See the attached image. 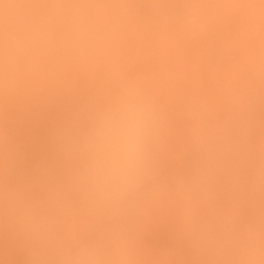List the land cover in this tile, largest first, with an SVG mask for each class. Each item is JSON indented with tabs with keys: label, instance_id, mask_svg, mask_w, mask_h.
Returning <instances> with one entry per match:
<instances>
[{
	"label": "rangeland",
	"instance_id": "374dc122",
	"mask_svg": "<svg viewBox=\"0 0 264 264\" xmlns=\"http://www.w3.org/2000/svg\"><path fill=\"white\" fill-rule=\"evenodd\" d=\"M1 1H3L4 2V0H0V5L1 6H5V7H8V9L6 10L7 12H9V4L10 3H7V1L5 0V2L4 3H6V4H4L3 2H1ZM16 1V0H15ZM21 1V0H20ZM174 1V0H173ZM178 1V0H177ZM181 1V0H180ZM203 1H206V2H204V3H202L201 1V3L198 5V7H195V8H193V10L195 11V12H198V14H199V12H200V14L199 15H201V14H206V11L207 10H205V9H207L206 8V6H204V5H207L208 3H209V1L210 0H203ZM222 0H220V2H221ZM232 1H233V4L232 5H234V7L230 4V3H232ZM229 4L227 3V6L228 5H231V6H229V8L226 6L225 8L226 9H223V12L222 13H220L221 14V17L223 16V22L222 23H225V19L227 18V20H228V22H227V24H229L230 22H229V20L231 21V23H230V26H231V24H232V21H236L235 19H241V17L243 18V17H245L248 21L250 20V22H247V20L246 21H244V18L243 19H241V20H238L239 22L240 21H242L240 24H241V26H242V28H244V29H246V30H248V31H253V30H255V29H257V28H262V30H264V26L262 27V25H264V17L262 18V17H260L259 15H262V16H264L263 14H261V10H262V13H264L263 11V9H264V0H258V3H253V0H251V1H249V0H242V1H240V0H232ZM234 1L235 2H237V5H236V3L234 4ZM244 1V3H242ZM246 1V2H245ZM248 1V2H247ZM256 1V0H255ZM263 3V4H261V2ZM8 2H12V0H8ZM18 2V1H17ZM24 2V1H23ZM182 2V1H181ZM181 2L179 3V5H184V4H186L188 1L186 0L185 2L183 1L182 2V4H181ZM216 1L215 0H211L210 1V3L209 4H212V3H215ZM220 2H218V3H220ZM240 2V3H239ZM13 3V2H12ZM217 3V2H216ZM242 3V4H241ZM260 3V4H259ZM14 4V3H13ZM17 4V3H16ZM20 4V6H22V7H24L23 6V4H22V2H20L19 3ZM24 4H28L29 5V3H28V1L26 2V0H25V3ZM245 8V9H243V7L241 6V5ZM244 4V5H243ZM246 4H247V6L248 7H246ZM254 4V5H253ZM258 5V7H257V5ZM12 5V4H11ZM10 5V6H11ZM239 5V6H238ZM251 5H253L254 7L252 8L253 9V11L251 12ZM14 6V5H13ZM12 6V7H13ZM16 6H18L19 7V5H15L14 7V9H10V10H12L11 11V14L13 13V10H15V12L17 11L16 9H18V8H16ZM236 6H237V8H236ZM27 7V6H26ZM26 7L25 8H23L25 11L26 10H28V12L26 11V12H24V13H26V14H29V13H31L32 15L33 14H35L36 15V13L38 12V11H40L39 9H38V11H36L37 10V8H36V10H33V13L32 12H29V10L31 9H33V8H30L31 6H29L27 9H26ZM202 7H205V9H202ZM207 7H208V5H207ZM242 7V10L240 9V8ZM255 7L257 8V9H255ZM261 7H263V9L261 8ZM20 8V7H19ZM30 8V9H29ZM209 8H212L211 6L209 7ZM209 8H208V10H209ZM228 8V9H227ZM231 8H233V9H231ZM258 8H260V9H258ZM1 9V8H0ZM3 9V8H2ZM1 9V10H2ZM20 9H22V8H20ZM34 9H35V7H34ZM229 9H231V11L229 10ZM239 9L241 10V11H239ZM24 10H18L19 12L21 11V12H23ZM191 10V9H190ZM189 10V11H190ZM192 10V11H193ZM226 10H228L229 11V14H231V15H229L227 12H225ZM246 10V11H245ZM248 10V11H247ZM255 10H257V11H255ZM259 10V11H258ZM192 11H190L189 13H190V15L192 14ZM193 11V13H195ZM234 11V12H233ZM2 12V11H1ZM203 12V13H202ZM253 12H254V14H253ZM255 12H257V13H255ZM260 12V13H259ZM3 13V12H2ZM188 13V12H187ZM233 13H235V16L233 15ZM239 13V14H238ZM247 13V14H246ZM248 13H252L253 15H251L250 16V14L248 15ZM16 14V13H15ZM17 14H18V12H17ZM22 14V13H21ZM21 14L19 13V17H21L22 18V22L24 21H27V19L25 18V20H24V15H23V17L21 16ZM41 14H42V12H41ZM216 16L218 15L217 13H214ZM255 14L257 15V17L255 16ZM3 16L5 15V13L4 14H2ZM2 15L0 14V19L2 20L3 18H1L2 17ZM6 15H8V14H6ZM30 15V14H29ZM31 15V16H32ZM188 15V14H187ZM215 15H212L211 16V18H212V22H214L215 21ZM225 15H228V16H230L229 18H228V16H225ZM243 15V16H242ZM15 16V15H14ZM14 16H12L11 18H13ZM17 16V15H16ZM31 16H29L30 17V19H31ZM37 16V15H36ZM41 16V15H40ZM196 15H191V17H189V19H190V21L192 20V19H194V18H196L197 19V17L198 16H196ZM219 16V15H218ZM233 16V17H232ZM237 16H241V17H239V18H237ZM253 16H255V17H253ZM6 17H8L6 20H8L9 19V17H10V14H9V16H5V18ZM27 18H28V16H26ZM34 17V16H33ZM214 17V18H213ZM251 17V19H249ZM260 19H259V18ZM17 18V17H16ZM15 17L13 18L15 21H17V19H16ZM35 18H37V17H35ZM38 18H39V13H38ZM52 18H54L53 16H52ZM57 18H60V16L59 17H57ZM61 18L63 19V17L61 16ZM121 18H123L122 16L119 18V19H121ZM210 18V19H211ZM233 19V20H231V19ZM254 18H255V20H254ZM256 18H257V20H256ZM18 19H20V18H18ZM55 19V18H54ZM52 19V21H53V23H54V25H56L55 27H57V28H52V29H54L53 31H55V33H56V30L55 29H57V31L59 30V28H60V26L61 27H64V28H62V30L64 31L65 30V26H66V24L65 23H67L66 21L64 22L63 21V23L65 24H62L61 22V20L59 19V21L58 22H60V23H58L57 22V20L55 19ZM216 19H218L217 17H216ZM262 19H263V21H262ZM10 20H12V19H10ZM9 20V22H11ZM187 20V19H186ZM198 20V19H197ZM197 20H194V22L196 21L197 22ZM258 20H260V21H258ZM20 21H21V19H20ZM33 21H34V19H33ZM56 21V22H55ZM127 21V20H126ZM3 22V20L1 21V23ZM5 22V21H4ZM8 22V21H7ZM13 22V21H12ZM11 22V26H12V23ZM23 22V24L25 25L26 23H24ZM29 22V21H28ZM30 22H31V20H30ZM132 21H127V23L129 24V23H131ZM192 22V21H191ZM210 22V21H209ZM211 22V26H212V23ZM253 22V23H252ZM255 22H257V23H255ZM20 23V22H19ZM19 23H18V25H15V26H19ZM58 24V26H57V24ZM158 23H160L159 25L158 24H155L154 25V27H153V30L155 31V34H156V32H157V35H155V34H152V32L153 31H150L151 32V35L150 36H152V38H150V36L149 35H147L145 38H144V36L146 35V33H145V35L143 34L144 32H148V31H144L145 30V28H146V30H147V27H143L144 29H143V31L144 32H142V31H140V32H142V34H140V32H139V30H142V29H134L133 27H135L134 25V23H131L132 25H133V27L131 26V24H129L132 28H128L127 27V29L129 30V31H131V29H133L132 31H134V30H138V32L139 33H137V32H132V34H133V38H131L132 37V34H130L129 33V36H128V34H126L128 37H126V39L124 40V39H122V40H120V43L119 44H121V47H122V49H120V50H122V51H119V47H118V49H117V47L116 46H114V47H116V50L114 49V47H112L111 46V44H117L116 43V41H118V40H116V39H113V40H116V41H114V43H111L110 44V41L109 40H107L106 39V41L103 39V41H99L98 39H97V41H95L94 40V37H95V33L94 34H92V38H93V40L95 41V44H97L96 46H97V48H95V47H92V43L91 42H93L94 43V41H91L90 40V43L92 44H90V46L93 48H91L89 45H85L86 47H90V48H87V49H85V50H87V51H84L83 53H81V55L79 54V56L82 58L83 57V54L84 55H86L87 57H83V59L81 60L82 61V65H79L80 66V72H79V69H78V67H74V69L71 67V70L70 71H72V70H74V73H75V78L73 77L74 76V74L71 72L70 73V71L69 72H67L66 71V75H68V74H73L72 75V78H74V80H72V81H74V86L75 87H78L79 88V86H81L80 88H79V90H78V88H77V90L79 91L78 93H81V94H79V96H75V94H72V96L74 95L75 97H70V98H72V100L74 99V101H72L70 98V101H67V99H64L66 102H67V104H68V102L70 103L71 101V103H73L74 102V105L76 104V103H78V100L79 101H81V99H82V103H85V104H82V105H84L85 106V108L87 109H89V111H92V112H89L88 110H85V112L87 111L88 112V115H84V117L82 116V114H85V112L84 113H82L81 114V112L79 113V107H75L76 109V111L74 112V110L72 111V113H75V114H72V113H70V114H72V115H70L69 114V112L68 111H70L71 112V109L72 108H70L69 107V109H68V106H65L66 105V103L64 104V106H65V109H67L68 111H66L65 109H63L64 107H63V104H61V105H59L60 103H59V101L57 102V104H58V106H56V108L57 107H60V106H62V107H60V108H62L63 110H65V111H59L60 110V108L58 109V112H59V114L61 113V115H63L64 114V116L62 117V116H60V115H58V112L55 114L56 116L54 117V116H52V115H54V113H55V111L57 110L56 108V110L55 111H53V114L52 115H50L49 116V119H45V121L44 120H42V122H40V124L38 123L37 125H36V130H37V128H38V130L40 129V127L39 126H41V129L43 128V125L45 126L46 124H47V122H48V120H50L49 122H48V125H47V127H49V128H47V129H49V130H47V129H45V128H43L42 130L40 129L39 131L41 132H43V130H44V132H43V134H42V132L40 133V132H38V131H36V133H34V131L35 130H31L30 132L31 133H27V130H28V126L27 127H25L22 131L23 132H25L24 134H23V132L21 131V126H18L19 125V120L22 122L23 120H24V118H22V117H27V115L31 112V110H29L30 109V107H28L27 109L26 108H24L25 109V112L28 110V112L29 113H21V115H22V117H21V115H19V117H17L18 116V114H20L19 112H20V106H22L23 105V103H24V105L23 106H26L25 104L27 103V102H29L30 101V99H28L29 101H25V102H22L23 100H22V98H20V97H22L23 95H25L26 94V92H28L27 90H26V87H25V84H21V87H20V85H19V89H17L18 87L16 86L17 85V81H18V77H17V74L16 73H18L17 72V70H15V77H17V78H15V80H13V82L14 83H16V85H14V83L12 82H10V78H11V80H12V77L14 76V74H13V69H16L15 67H18L17 66V64H19V66H20V64H22V66H23V61H26V65L28 66V68H30L29 66L31 65L30 63H31V61H29V59H31L32 58V56L34 55V53L32 54V52H33V50L30 48V46H31V44H33V43H31L32 42V40H33V38L32 37H30V38H32V39H30L31 40V42H29V39H27V40H25V41H27L26 43H28L29 42V44L30 45H28L27 47L26 46H24V45H26V44H22L23 43V41H22V43H21V45H20V43H19V41H18V43H17V41H16V43L14 44V40H16L17 39V37L16 36H18V34H19V32H18V30H17V34L16 35H12L13 36V39H12V36H11V33H13V32H9V31H7V32H9L10 33V36H11V38H9L10 40H7V41H9L12 45H10V43L9 42H7V41H5L4 39H2L4 42H7L6 44H7V46L5 45V43L1 40V42H2V45L3 46H6L5 48L4 47H2V45H0L1 47H2V49H5V52L7 51V52H9V53H5L4 51V53L5 54H13V57H8L9 59H8V61H9V63H12V61H13V63H12V66H11V64H8V62L6 61V56H9V55H6L5 56V54L4 53H2L4 56H5V58H3L2 56L3 55H1V57H2V59H5V61H3L2 59V63L3 62H5V63H7V65L8 66H5L4 64H2V65H4L5 67H6V69H8V71L6 70V71H4L3 69V67H1V69H0V71H2V72H0V76L2 75L3 77H1L0 78V93H1V95H0V110L2 111V113H1V111H0V143H2V145H0L1 146V148L2 149H0V153H2L3 151L2 150H4V136L7 134V139L9 138L8 137V132H10L11 134L10 135H13V136H11L10 138H9V140H10V143L12 144V145H14V146H18L17 148H19V146L21 147L22 145H23V143L21 144V145H17L16 143H21L22 141L24 142V140H23V138H27V137H30V136H27V135H32V138H37V140H36V143L37 144H35L34 142L35 141H32V140H34V139H32V138H27L28 140H30L31 141V143L28 141V143H30V145L31 146H27L26 145V143L24 144L26 147H30L29 149L28 148H26V147H23L22 146V148H24V149H22V148H19V150L21 149V150H24V152H26L27 154H29V156L27 155L25 158L26 159H22L23 161H21V159H20V161H21V167L19 168V164H20V162H18L19 160H16V161H14V162H16V163H14V164H18V167L17 168H15L13 165H11L10 167H11V170L13 171L14 170V168H15V170L13 171V172H16L18 175L19 174H21V176H20V178H19V176H16V179L18 178V179H21V178H23V179H25L24 181L22 180V181H17L16 179V181L15 182H13L12 184H13V186H11L12 184L11 183H9L10 182V180H9V184L10 185H7V187L9 188H11V189H13L12 190V192L10 191V190H8V191H10V192H7V189H6V187H5V189H0V191H1V193H0V196L2 197V195L1 194H5V193H7L8 195H10L11 193V195H13L14 193L16 194H14L13 196H3L4 197V199H2L1 197H0V203H2L3 205L4 204H6V206L7 207H3V205L2 204H0V205H2V206H0V207H3V208H6V209H4V210H2L3 208H0L1 210H0V217H2V219L1 220H3V218H4V222L3 221H0V255L2 254H4L5 255V257L7 256V258H9V256L10 257H12L13 259H18V257L16 258V257H13L14 255L16 256V254H18L19 253V255H20V252H22L21 253V257L23 258V254L27 257H25L26 258V260L27 259H29V260H27V263H26V261H25V259L24 260H22L21 258H20V256H19V259H18V261H20V262H18V261H16L17 262V264H22V261H24L23 262V264H43V263H45V264H79V262L81 263V264H84V263H86V264H98V261H99V264H103V263H105V264H117V262L118 261H120V259L118 260V258H121V261L118 263V264H167L168 262V264H174V263H176V264H190V263H192V264H199V262L201 263V264H229V262H230V264H235L234 262H236V264L238 263H240V264H249V263H245V259H246V262H248L249 260L252 262H250V264H253V263H261V262H259V261H261V259H260V255L261 254H264V253H262L261 251H263L264 252V244L262 245V243H264V235H262V236H260L262 233L264 234V232H263V229H264V225H263V223L261 224V225H259L261 222H262V220L264 219V218H262V217H264L263 215H262V213H264V211H261V210H263L264 209V195H262V194H264V189H263V187H264V185L262 184L263 183V180H264V172H263V170H264V134H263V136L260 138V137H257V139H253L252 140V142H251V145H249V149H246V150H242V152H239L238 153V148L240 147V145H239V143H236L234 140H232V138H230V139H228V140H224L223 142H222V145H223V149H221L222 151L221 152H219L218 151V148H217V151L218 152H216L215 150H213V148L212 149H210L208 146H210V147H213L212 146V144L214 143V145H217V143L216 142H218V140L222 137V136H224L225 134H221L222 133V129H223V131L225 132L226 131V133H227V130H228V128L226 129V127H228V126H226V120L225 119H223V117H222V114H221V116H219L220 115V113L218 112V110L216 111V112H214V113H216V115H217V112H218V116L219 117H221L222 119H218V116L216 117H214L213 115H214V113L213 114H211L215 109L214 108H212V109H210V106L212 105V107H214V104L213 103H216V101H219V100H221L222 101V99H221V97L222 98H224L222 95V93L220 94V89H218L219 87H221L222 86V84L221 85H219V87H217L218 85H216L215 87H216V89L218 90L217 92V94L219 95V97L217 96V94H215L216 93V89H215V87H213V84L214 83H217L218 84V81H215L214 83H213V81L214 80H224V77H226V79H225V81H227V83L226 82H224V86L223 87H225V83L227 84V87H229L228 85H230V86H232L233 84H232V82L234 81V79H235V82H236V78L238 77V78H242V77H246V78H248V76H250V75H253V73H254V70H257V67H258V65H257V63L255 62L256 61V59L255 58H253V57H251V56H247L246 58L247 59H243V60H241L242 62L243 61H245V62H243V66H242V62L240 61V66H237V67H235V64H234V67H232V69H230L229 71H226L227 73L225 74V71L223 72V69L222 68H225L226 67V65L225 66H223L224 64H225V62H227V58H228V56L231 54V52H232V55L230 56V57H232V56H234V54H233V52H234V48H236V49H240L241 48V44L240 43H236L235 41H231L230 43L228 42V45L226 46H224L223 44H220L219 46H221V47H219L218 46V44H216L215 43V41H216V39L217 40H219V39H221V38H225V36H226V34H227V36L229 35V33L230 32H232V27H229V26H226V25H222L221 24V26H220V28L218 27L217 29H215V31L213 30V29H211L210 31L208 30V28H210V23H208V24H206V25H204L205 26V28H204V30L203 31H205V32H203V33H201V34H204V33H206V34H208L209 32H210V36L212 37V35H213V37H214V35L216 36V39H215V37L214 38H211L210 36H209V34H208V36L206 37V35H203V36H205V38L207 39V40H205V38L203 37V36H201V38L203 37V41L201 42V40H200V33H198V37H199V39H198V37L197 38H195L194 37V39H198L196 42H194V41H192V39H190V37L188 38V40L187 39H185L184 41L181 39V38H176L175 36H177V35H175V32H173L172 30H173V28H172V25L170 24H167V22H158ZM189 23V22H188ZM243 23V24H242ZM250 23H252V24H250ZM259 23V24H258ZM2 24H4V23H2ZM8 23H5V25H7ZM10 24V23H9ZM14 24H17V22H14ZM13 24V25H14ZM21 24V23H20ZM32 24H33V22H32ZM165 24H166V26H165ZM248 24V25H247ZM256 24V25H255ZM22 25V24H21ZM208 25V27H206ZM244 25V26H243ZM252 25V26H251ZM259 25V26H258ZM2 26V25H1ZM1 26H0V29H1ZM98 26V25H97ZM97 26H95V27H97ZM13 27V26H12ZM94 27V28H95ZM139 27H141L142 28V26H139ZM138 27V28H139ZM163 29H162V28ZM221 27L223 28V30H221ZM250 27V28H249ZM3 28H5V30H6V28H8V29H10L11 30V28H9L8 26H5V27H3ZM18 29H19V27H17ZM94 28H93V30H94ZM135 28H137V27H135ZM155 28V29H154ZM171 28V29H170ZM228 29V30H231V31H226V32H224L226 29ZM255 28V29H254ZM7 29V30H8ZM14 29V28H13ZM15 29H16V27H15ZM22 29H25V28H22ZM52 29H49V30H52ZM126 29V30H127ZM160 29V30H159ZM253 29V30H252ZM2 30V29H1ZM4 30V29H3ZM19 30H21V27H20V29ZM61 30V29H60ZM95 30H98V28L97 29H95ZM100 30V29H99ZM103 30V29H102ZM127 30V32H129ZM152 30V29H151ZM246 30H245V32H246ZM11 31H14V30H11ZM16 31V30H15ZM23 31H25V30H23ZM52 31V32H53ZM92 31V30H91ZM101 31V30H100ZM103 31H105V30H103ZM160 31V32H159ZM169 31H172L173 32V35H172V32H171V34H170V32ZM206 31H209V32H206ZM218 31H220V32H218ZM223 31V32H222ZM7 32H5L6 34H7ZM21 32V31H20ZM51 32V33H52ZM94 32V31H93ZM98 32V31H97ZM106 32V31H105ZM201 32V31H200ZM218 34H217V33ZM255 33L256 32H258V31H254ZM9 33H8V35H9ZM21 33H23L24 34V32H21ZM20 33V34H21ZM48 34H50L49 33V31L47 32ZM59 33L60 32H58V34H52V35H50L51 36V39L54 41V39L57 37L56 35H58L59 36ZM101 33H104V32H100V34ZM107 33H109V31L107 32ZM125 33H126V31H125ZM221 33V34H220ZM249 33H251V32H249ZM0 34H2L1 32H0ZM4 34V33H3ZM19 34V36H21V37H23L22 36V34L20 35ZM47 34V35H48ZM100 34H98V35H100ZM138 35V39H136V36L135 35ZM161 34V35H160ZM167 34V35H166ZM5 35V34H4ZM4 35H1L0 37L1 38H3V36ZM26 35H28V34H26ZM46 35V34H45ZM60 35H62V34H60ZM94 35V36H93ZM97 35V34H96ZM98 35L96 36V37H98ZM108 35V34H107ZM107 35L105 34V35H103V36H106L107 37ZM110 35H112V34H110ZM123 35H125V34H123ZM140 35V36H139ZM144 35V36H143ZM154 35H155V37L156 38H158V39H155L154 38ZM171 35V36H170ZM191 35V34H190ZM196 36V34H192L191 36ZM223 35V36H222ZM10 36H8V37H10ZM18 36V37H19ZM49 36V35H48ZM49 36V37H50ZM53 36H54V38H53ZM56 36V37H55ZM131 36V37H130ZM180 36V35H179ZM186 36V35H185ZM188 36V35H187ZM5 37V36H4ZM8 37H7V35H6V39H8ZM26 37V36H25ZM62 37H64V36H62ZM90 37V38H91ZM95 37V38H96ZM100 37V36H99ZM98 37V38H99ZM102 37V36H101ZM106 37H103V38H106ZM110 37V36H109ZM108 37V39H110V38H113V37H110L109 38ZM124 36H123V38H125ZM181 37H183V36H181ZM228 37H232L231 36V33H230V35L228 36ZM0 38V39H1ZM58 38V37H57ZM59 38H61V37H59ZM89 38V39H90ZM115 38V37H114ZM122 38V37H121ZM120 38V39H121ZM142 38V39H141ZM165 38V39H164ZM172 38V39H171ZM173 38H174V40H173ZM186 38V37H185ZM233 38V37H232ZM19 39H20V37H19ZM23 39V38H22ZM21 39V40H22ZM47 39V38H46ZM51 39H48L49 41H52ZM134 41H133V40ZM146 39V40H145ZM147 39H150V41L148 40L147 41ZM152 39V40H151ZM164 39V40H163ZM177 39H181V41H177ZM212 39V40H211ZM13 40V41H12ZM56 40V39H55ZM58 40V39H57ZM111 40V39H110ZM129 40V41H128ZM132 40V41H131ZM139 40H141V43H140V41ZM157 40V41H156ZM167 40V41H166ZM186 40L187 41H191L190 42V44H188V42H187V44L188 45H186V46H188L187 48H186V46H185V42H186ZM24 41V42H25ZM34 41V40H33ZM99 41V42H98ZM136 41H139V43H140V48L139 47H137V44H139V43H137L136 44ZM145 41L147 42V43H149L150 42V45H151V43H152V41H153V45H151V46H149V44H148V47H151V48H149L148 49V47H147V49H148V51H147V49H144L145 48V45L147 46V43H145ZM155 41H156V43H155ZM170 41V42H169ZM172 41V42H171ZM174 41V42H173ZM209 41H211V42H209ZM102 42V43H101ZM113 42V41H112ZM130 42H131V45H129L130 44ZM144 42V43H143ZM161 42V43H160ZM164 42V43H163ZM184 42V43H183ZM192 42H194V43H197V44H200V45H203V46H197L196 44V46L195 45H193V43ZM235 42V43H234ZM89 43V42H88ZM123 43H125V44H123ZM170 43V44H169ZM172 43V44H171ZM175 43H177L176 45L178 46V47H176L177 48V50L175 49L174 50V52L172 51L173 49V46H176L175 45ZM20 45V47H19V45ZM87 44V43H86ZM107 44V45H106ZM108 44L110 45V47L111 48H109V46H108ZM128 44V48L126 47V45ZM133 44H135L133 47H132V45ZM159 44V45H158ZM163 44H165V45H163ZM184 44V45H183ZM230 44V45H229ZM13 45H14V47H13ZM18 45V46H17ZM162 45V46H161ZM180 45V46H179ZM9 46H12V47H9ZM22 46H24L25 48H27V50H25V48H23ZM100 46V47H99ZM102 46H104L103 48H101ZM106 46H108L107 48H106ZM117 46H119V45H117ZM139 46V45H138ZM144 46V47H143ZM168 46V47H167ZM184 46H185V48H184ZM224 46V48H222ZM234 46V47H233ZM0 47V48H1ZM18 47V48H17ZM22 47V49H24L26 52H24V51H22V50H20L19 48H21ZM141 47L143 48V49H141ZM217 47H218V49H217ZM6 48H11L10 50H8V49H6ZM12 48L14 49L13 51H12ZM15 48H16V50H17V52H18V50H20L21 51V53L20 52H18V55H17V53H15L14 54V52H16L15 51ZM28 48H30L31 50H28ZM101 48V49H100ZM109 48V49H108ZM112 48H113V50H115V52H113V50H112ZM124 48H126V49H124ZM130 48V49H129ZM135 48H136V50H135ZM137 48H138V50H137ZM197 50H196V49ZM208 48V49H207ZM2 49H0V50H2ZM98 49V50H97ZM104 49V51H102ZM134 49V50H133ZM152 49H154V50H152ZM172 49V50H171ZM180 49H182V50H180ZM193 49V50H192ZM211 51H210V50ZM225 49V50H224ZM231 49V50H230ZM34 50H35V52L37 53V51H36V49L34 48ZM83 50V49H82ZM94 50H96L97 51V53L95 52V53H93V51ZM99 50H101V51H99ZM108 50V51H107ZM110 50H111V52H110ZM127 50L129 51L128 53H127ZM132 50V52L134 51V53H133V56H131L132 54V52H130ZM143 50H145V53H148L147 55L143 52ZM149 50H151V51H149ZM156 50H158V53H163V50L165 51V53H163V55H161L160 54V56H158L157 54L158 53H155V51ZM162 51V52H159V51ZM185 50V51H184ZM186 50H187V52H186ZM195 50V51H194ZM216 50V51H215ZM12 51V52H11ZM27 51H30V54H29V52H27ZM88 51H90L89 53H88ZM117 51V52H116ZM119 51V52H118ZM138 51V52H137ZM141 51V55H143V53H144V55L145 56H148V58H146V57H144V55L143 56H140V54H139V52ZM147 51V52H146ZM154 51V53H152ZM180 51V52H179ZM201 51H203V52H201ZM208 51H210V53H208ZM220 51V52H219ZM224 51V52H223ZM243 51H245V52H243L242 54H245L246 53V51H248V49H244ZM81 52V51H80ZM92 52V53H91ZM106 52V53H105ZM110 52V53H109ZM126 53V54H124V53ZM136 52H137V56H140L139 58H137V56H135L136 55ZM172 52V54L174 55H177L176 56V61H173V60H175L174 58L172 59L170 56H169V53H171ZM207 52V53H206ZM226 52V53H225ZM227 52H229L228 54H227ZM86 53H88V55L86 54ZM90 53H91V55H90ZM99 53H100V55H99ZM105 53V54H104ZM114 53H116V54H114ZM120 53V54H119ZM183 56H181V58H180V54ZM183 53V54H182ZM186 53V54H185ZM202 53V54H201ZM204 53V54H203ZM219 53V54H218ZM223 53V54H222ZM0 54H1V51H0ZM24 54V56H21V55H23ZM77 54V55H78ZM113 54V55H112ZM129 54V55H128ZM131 54V55H130ZM151 54V55H150ZM171 54V55H172ZM187 54H188V56H187ZM190 54V55H189ZM192 54V55H191ZM207 54V55H206ZM225 54H226V56H227V58L225 57ZM14 55H17V57H15ZM29 55V56H28ZM90 55V58L88 57ZM105 55H107V57L105 56ZM156 56V57H154V56ZM167 57H166V56ZM174 55V56H175ZM186 55V56H185ZM196 55H198V56H196ZM202 56V55H205L206 56V58H205V56H202L203 57V59H200V56ZM218 55V58L217 57H215V56H217ZM220 55V56H219ZM19 56V57H18ZM76 56V55H75ZM75 56L72 58V59H74V62L75 63H78V62H80V61H76V59H79L80 57L78 56V58H77V56H76V59H75ZM96 56V57H95ZM105 56V57H104ZM110 56V57H109ZM114 56H116V59H115V57ZM135 56V57H134ZM157 56H158V58H157ZM162 56H164L163 58H162ZM0 57V58H1ZM24 58V59H22V58ZM40 57V56H39ZM38 57V58H39ZM42 57V56H41ZM92 57H93V59H92ZM98 57V58H97ZM112 57V58H111ZM113 57H114V59H113ZM134 57V58H133ZM143 57V58H142ZM161 57V58H160ZM168 57H169V60H170V62H168L167 61V59H168ZM173 57V56H172ZM185 57H187L186 59H185ZM191 57V58H190ZM192 57H194L193 59H192ZM197 57V58H196ZM201 57V58H202ZM220 57H222L221 59H220ZM230 57H229V59H230ZM10 58H11V60H10ZM13 58V59H12ZM33 58H36V54H35V56H33ZM32 58V59H33ZM87 59V60H84V59ZM90 59V61H89V59ZM95 58H97V60L95 59ZM102 58H104V59H102ZM110 60H109V59ZM121 58H123V59H121ZM133 58V59H132ZM155 58V59H154ZM178 58H179V60H178ZM204 58H205V60H208V62H206L205 60H204ZM217 58V59H216ZM224 58H226V59H224ZM16 59V60H15ZM18 59V60H17ZM39 59H42L41 60V63H42V61H44V58H39ZM93 61H92V60ZM107 59V60H106ZM118 59V60H117ZM121 61H120V60ZM139 59V60H138ZM141 59H142V61H145V62H142L141 61ZM145 59V60H144ZM163 59H165L166 60V63H165V60L163 61ZM183 59H184V61H183ZM200 60V61H198V60ZM255 59V60H254ZM22 61V62H20V61ZM95 60V61H94ZM102 60V61H101ZM114 60V61H113ZM123 60V61H122ZM125 60H128L127 62L125 61ZM132 60V61H131ZM148 60V61H147ZM160 61V63H159V61ZM182 60V61H181ZM188 60V61H187ZM190 60V61H189ZM222 60V61H221ZM248 60V61H247ZM16 61H19V62H16ZM34 61H36V64H37V60L36 59H34ZM33 60H32V63H33V65H34V62ZM93 63H92V62ZM97 61V62H96ZM100 61V62H99ZM111 63V65H112V67H111V65L109 64V62ZM130 61V62H129ZM135 61V62H134ZM154 63V64H152V62ZM163 61V62H162ZM179 61V62H178ZM192 61L194 62V64L192 63ZM212 61V62H211ZM220 63H219V62ZM251 61H253V63H250ZM39 62V61H38ZM84 62H85V64H84ZM99 64L98 66H96L97 64ZM114 62V63H113ZM121 62H125V63H121ZM129 62V64H127ZM167 62H168V64H167ZM172 62H174L173 63V65H172ZM188 62V63H187ZM204 62V63H203ZM209 62L210 63H213V65L212 64H209ZM215 62V63H214ZM15 63H17V64H15ZM40 63V62H39ZM88 63V65L87 66H89L90 65V69L91 70H94V71H91L90 69H89V67H88V69H89V77H92V79L90 78V79H88L89 77H88V75L86 74V69H84L83 67V64L84 65H86ZM89 63H91V64H89ZM103 63H105V64H107V65H105V64H103ZM138 63H140L139 65H137ZM145 65V63H146V67H144V65ZM156 63H158L159 64V66L158 67H154L155 65L157 66L158 64H156ZM176 63H178V65H176ZM181 63V64H180ZM184 63V64H183ZM186 63L188 64V65H186ZM199 63V64H198ZM200 63H201V68L202 69H198L197 67H199V65H200ZM206 63V64H205ZM247 63V64H246ZM0 64H1V61H0ZM15 66H14V65ZM79 64V63H78ZM81 64V63H80ZM102 64H103V66H105V67H103L102 66ZM141 64H142V66H141ZM150 64V65H149ZM168 65V69H167V65ZM207 64H209V65H207ZM220 64V65H219ZM238 64V65H239ZM24 65H25V62H24ZM40 65V64H39ZM110 67H109V66ZM118 65H119V67H118ZM124 65V67H122ZM137 65V66H136ZM149 65V66H148ZM153 65V66H152ZM161 65V66H160ZM184 65H185V67H184ZM190 65V66H189ZM193 65V67L192 68H190L191 66ZM196 65V66H195ZM204 65H206V67H204ZM246 65V66H245ZM26 66V67H27ZM36 66H38V65H34L33 67L35 68ZM41 66V65H40ZM83 66V67H82ZM91 66H95V67H91ZM100 66V68L98 69V67ZM114 66H116V67H114ZM129 66H131L130 68H129ZM136 66V67H135ZM150 66H152L153 67V70L150 68ZM164 66H165V68H164ZM178 66H179V68L180 69H178ZM181 66H183L182 67V69H181ZM211 67V68H209V67ZM221 66H223L222 68H221ZM252 66V68H250ZM255 66H257V67H255ZM8 67V68H7ZM11 67L13 68L12 69V71H11ZM25 67V68H26ZM81 67L83 68V72L84 71H86L84 74H86V77H82V74L83 73H81L82 72V69H81ZM114 67V68H113ZM118 67V68H117ZM142 67V68H141ZM160 67V68H159ZM172 67V68H171ZM187 67H189V68H187ZM3 68V69H2ZM19 68H21V67H18V69ZM37 68H40L39 66L38 67H36V70H37ZM92 68H94V69H92ZM117 68V70L115 71V69ZM120 68H121V70H120ZM123 68L125 69L124 71H125V73L123 72ZM137 68L139 69V68H141V69H139V73L138 74H140V73H142L141 75H144V73L147 71V73H145L146 74V76H140V75H138L137 73H136V71H137ZM143 68H145V69H143ZM156 68V69H155ZM162 68H164V69H162ZM171 68V69H170ZM187 70H186V69ZM206 68V70H207V72H206V70H205V73H203V71H204V69ZM227 68V67H226ZM230 68V67H229ZM236 68H238L237 70H236ZM256 68V69H255ZM31 69V68H30ZM75 69H76V72H75ZM101 69V70H100ZM106 70V73H105V70ZM110 69V70H109ZM130 69H132V71L130 70ZM142 69H143V71H142ZM149 69H151V70H149ZM154 69H155V71H154ZM177 69V70H176ZM189 69L191 70V73H190V71H189ZM193 69H194V71H193ZM197 69V72H195V70ZM208 69H210V70H208ZM219 69H221V71H219ZM241 69V70H240ZM246 69V70H245ZM252 69H254V70H252ZM20 70V69H19ZM23 70V69H22ZM22 70H20V71H22ZM40 69H38L37 71H39ZM158 70V71H157ZM164 71L165 70V72H161V71ZM174 70H176V72L174 71ZM181 70V72H182V70H183V72L182 73H179V71ZM215 71V72H213V71ZM37 71H33L32 72V74H35L34 72H37ZM78 71V72H77ZM102 71V72H101ZM115 71V72H114ZM120 71V72H119ZM141 71V72H140ZM149 71H152V73L151 72H149ZM184 71H185V73H187L186 71H189L188 73H190V78H188V75H186L185 73H184ZM212 71V72H211ZM232 71H234V72H232ZM246 71H248L249 73V75L246 73ZM251 71V72H250ZM10 72H11V77H10ZM94 72V74H92ZM96 72H98V73H96ZM101 72V73H100ZM121 72L123 73V74H121ZM131 73V74H126V73ZM138 72V71H137ZM154 72V73H153ZM158 72H159V74H158ZM178 72V73H177ZM223 72V75H224V77L222 76H220V78L218 77L219 75H221V73ZM235 72H237L236 73V75H235ZM239 72H241V73H239ZM4 73V74H3ZM6 73V74H5ZM39 73H41V72H39ZM78 73L80 74L79 75V77H81L82 79L84 78V80H79V79H81V78H79L77 75H78ZM108 73V74H107ZM112 73H113V75H112ZM117 73H118V75L120 76H118L117 75ZM166 73V74H165ZM176 73H177V75H176ZM195 73V74H194ZM202 73H203V76H202ZM217 73V74H216ZM243 73V74H242ZM244 73H246V74H244ZM252 73V74H251ZM9 76H8V75ZM12 74H13V76H12ZM21 74L22 73H20V74H18L19 76H21ZM23 74H24V72H23ZM37 74H38V72H37ZM96 74H98V76H96ZM99 74L101 75V77L103 78V76H104V78L105 77H108V79L107 80H103L100 76H99ZM115 74V75H114ZM134 74H137V75H134ZM152 74H155V75H153L152 76ZM170 74H172V75H170ZM184 74V75H183ZM193 74V75H192ZM204 74H206L207 76H205ZM36 75V74H35ZM124 75H128V77L126 76V77H123ZM150 75V76H149ZM158 75H160L159 77H156V76H158ZM163 75V76H162ZM165 75V76H164ZM175 77H174V76ZM183 75V76H182ZM231 75V76H230ZM234 77H233V76ZM4 76H7V78L6 77H4ZM37 76V75H36ZM77 76V77H76ZM93 76H94V78L95 79H97L98 78V81L99 82H97V80H95L94 78H93ZM114 76V77H113ZM118 76V77H117ZM136 76V77H135ZM152 76V77H151ZM168 78H167V77ZM171 76V77H170ZM173 76V77H172ZM180 76H182V78L180 79ZM205 76V77H204ZM241 76V77H240ZM10 77V78H9ZM130 77H131V79H132V81H133V79H134V82H132L131 80H130ZM142 78V79H144V80H140L139 78ZM187 77V78H186ZM71 78V79H72ZM79 80V82H78V80ZM113 80H112V79ZM119 80V83H117L118 81H117V79ZM124 78V79H123ZM127 78H129L128 80H125V79H127ZM150 80H149V79ZM159 80H158V79ZM160 78H161V83L162 84H164V85H162V84H156L157 83V80H158V83H160ZM166 78L168 79V80H166ZM169 78H171V79H169ZM173 78V79H172ZM177 78H179V80H180V82H179V80L177 79ZM197 78V81L195 80ZM5 79V80H4ZM7 79V80H6ZM17 79V80H16ZM20 79V78H19ZM70 79V80H71ZM102 79V80H101ZM116 79V81H114ZM137 79H138V81H142L141 82V86L139 85L138 86V81H137ZM147 79V80H146ZM157 79V80H156ZM182 79H184V80H182ZM213 79V80H212ZM231 79V80H230ZM77 80V83H79V85L75 82ZM91 81L90 82V87H91V89H93V90H91V89H89V90H87L86 89V87L84 86V85H86V84H88V83H86L87 81ZM92 80L93 81H95V82H93L94 83V87H93V83H92ZM123 82H122V81ZM153 80H155V81H153ZM165 80V81H164ZM170 80H171V83H170ZM177 82V80H178V83L176 84V82ZM190 80H192V81H194V82H192V81H190ZM208 82H210V83H208ZM210 80H212V81H210ZM8 81V85H9V87L7 86V84H6V82ZM20 81V80H19ZM80 81H82V82H80ZM83 81H84V83L85 84H83ZM107 81V82H106ZM127 81H129L131 84H134V83H137V84H134V86L132 85L131 87H129L131 84L129 83V82H127ZM137 81V82H136ZM144 81V82H143ZM150 81V82H149ZM166 81H167V83H166ZM173 81V82H172ZM185 82L184 84L182 83V82ZM204 81H206V83L204 82ZM9 82L11 83V84H9ZM103 82V83H102ZM154 82V83H153ZM2 83H3V85H4V87H2ZM20 83V82H19ZM97 83V84H96ZM99 83H102V85H100V87H98L99 86ZM123 83V84H122ZM130 84V85H127V84ZM170 83V84H169ZM174 83H175V85H174ZM179 83H182L183 85H181V84H179ZM194 86H192L191 84ZM208 83V84H207ZM223 83V82H222ZM231 83V84H230ZM234 83V82H233ZM237 83V82H236ZM41 84V83H40ZM39 84V85H40ZM76 84H77V86H76ZM117 84V85H116ZM126 84V85H125ZM145 84V85H144ZM150 86H149V85ZM156 84V85H155ZM166 84H168V85H166ZM197 84V85H196ZM203 85V86H200V85ZM211 84H212V86H211ZM220 84V83H219ZM22 85H23V89H24V94L21 92L22 91ZM39 85H38V87L36 88V90L37 89H40V88H42L41 86H40V88H39ZM41 85H43V84H41ZM58 84H56V86H57ZM115 85V86H114ZM122 85V86H121ZM125 85V86H124ZM144 85V86H143ZM161 85H162V87H161ZM180 85V86H179ZM208 85H210L209 86V88H214L215 89V93H214V91H212V88H211V90L209 91V90H207V89H209V88H206V87H208ZM236 85V84H235ZM16 86V87H15ZM83 86V87H82ZM89 86V85H88ZM106 86V87H105ZM108 86H109V88H111V86H112V90L110 91V89L108 88ZM116 86L118 87V88H116ZM138 86V87H137ZM146 86V87H145ZM178 86V87H177ZM234 86V85H233ZM232 86V87H233ZM5 87H8V90H9V92H10V90H11V92L12 91H14L15 92V96L14 97H16L15 98V101L18 103V104H16V102L14 101H10V96H12L11 94H10V96H9V100H8V95H6V94H8L7 92H8V90H7V92H6V94H5V92H4V90L6 91V88ZM10 87L13 89H10ZM45 87V86H44ZM54 87H55V85H54ZM58 87V86H57ZM57 87H55V88H57ZM116 89H115V88ZM124 87V88H123ZM125 87H126V89H125ZM132 87H133V89H132ZM140 87V88H139ZM143 87H145V90H143L144 88ZM153 87V88H152ZM169 87V88H168ZM172 88V90H171V88ZM174 87H176L175 88V90L173 89ZM180 87V88H179ZM182 87H185L184 89L182 88ZM189 87L190 89H187V88ZM195 87H200V88H202V90H206L205 92L204 91H202L201 89L199 90L198 88L195 90ZM204 87V88H203ZM120 88V89H119ZM123 88V89H122ZM150 90L151 89V91H149L148 89ZM154 88H155V90H154ZM159 88V89H158ZM181 88L183 89V91L181 90ZM192 88V89H191ZM222 88V87H221ZM234 88V87H233ZM21 89V90H20ZM44 89V88H43ZM86 89V90H85ZM99 89V90H98ZM102 89V90H101ZM105 89V90H104ZM109 89V90H108ZM127 89H128V91H127ZM131 89V90H130ZM156 89H158V91L159 92H157L156 93ZM176 89H177V91H178V89H179V91L177 92L176 91ZM189 90V92L187 91V90ZM227 89V88H226ZM229 89V88H228ZM227 89V90H228ZM235 89L237 90V88H236V86H235ZM234 89V90H235ZM4 92H2V91ZM45 90V89H44ZM42 91V92H45V91ZM75 90H76V88H75ZM76 90V91H77ZM85 90V91H84ZM101 90V91H100ZM117 91V93H116V91ZM168 90V91H167ZM174 90V91H173ZM194 90V91H193ZM222 91H224V89L222 88L221 89ZM227 90H225V91H227ZM230 90H233V89H230ZM229 90V91H230ZM242 90V89H241ZM34 91V90H33ZM32 91V93H31V91H29V93H27L28 95L30 94H33V96L35 97H37V95L35 94L34 95V93H37V92H33ZM41 91H39V93H42ZM90 92V93H88V92ZM94 91L96 92V93H94ZM105 93H104V92ZM113 91V92H112ZM122 91V92H121ZM124 91H125V94H124ZM135 91H137V92H135ZM143 91V92H142ZM148 91V92H147ZM153 91H154V93H153ZM170 91V94L168 93ZM173 91V92H172ZM176 91V92H175ZM182 91V92H181ZM201 91V92H200ZM212 91V92H211ZM238 91H239V89H238ZM10 92V93H11ZM17 92H21V94H22V96H17L16 94H17ZM59 93V95H61L62 94V92L63 91H61V93H60V91H58ZM101 92V94H99ZM149 93V94H147L146 95V93ZM163 92V93H162ZM167 92V93H166ZM209 92V93H208ZM228 92V91H227ZM233 92V91H232ZM235 92V91H234ZM237 92V91H236ZM245 92V91H244ZM5 95H3V94ZM19 93H18V95H19ZM39 93H37L38 95H39ZM76 93V92H75ZM77 93V94H78ZM88 93V94H87ZM93 93V94H92ZM107 93H109L108 95H103V94H107ZM137 93V94H136ZM139 93V94H138ZM143 93V94H142ZM151 93V94H150ZM161 93H162V96H160L161 95ZM171 93H172V95H171ZM175 94V96H174V94ZM176 93H179V96L176 94ZM186 93V94H185ZM187 93H189V94H187ZM196 93V94H195ZM197 93L198 94H200L199 96L197 95ZM203 93H204V95H203ZM208 93V94H207ZM213 94V95H210V94ZM230 93V92H229ZM13 94V93H12ZM42 94H44V93H42ZM86 94V95H85ZM98 94H99V96H98ZM131 96V97H133V95H134V97L136 98V97H139V98H137V99H139V100H142V101H145V102H147L150 106H151V108H152V110H153V112H154V114H155V126H154V129H153V132H152V135H151V138H150V141H149V144H148V158H147V161H146V167L144 168H142V169H140L139 171H138V173H136L135 174V176H134V178H135V180H134V178H133V180L131 181V183L128 185V187L122 192V194L120 195H112L111 197H109L108 195H105V196H108V197H106V199H105V197L104 198H102V196H104V194L102 195L98 190H97V188L95 187V185H94V183H93V181H92V179L90 178V176L88 175V169H89V165H90V158H89V160H86L89 156H88V154H87V151H86V149H85V141H86V139H87V137H88V135L90 134V132L92 131V128L94 129L95 127H96V125H97V122L99 121L98 119H100L101 118V116L104 114V112H106V111H108L109 109H111V108H113L117 103H119L122 99H124L125 98V96ZM130 94V95H129ZM166 94V95H165ZM193 94V95H192ZM225 94V93H224ZM230 94H233V93H230ZM237 94V93H236ZM14 95V94H13ZM55 95H57V94H55ZM82 95V96H81ZM89 95V96H88ZM152 95H153V97H152ZM164 95V96H163ZM169 95V96H168ZM187 95H188V97H187ZM206 95V96H205ZM208 95V96H207ZM210 95V96H209ZM215 95V96H214ZM2 96V97H1ZM26 96V95H25ZM32 96V97H33ZM96 96V97H95ZM107 96V97H106ZM124 96V97H123ZM149 96V97H148ZM165 96H167V97H165ZM171 96H172V98H171ZM178 96V97H177ZM227 96H229V97H234V96H236V95H232V96H230V95H228L227 94ZM237 96H239V94L237 95ZM29 97V96H28ZM78 97V98H77ZM85 97V98H84ZM95 97V98H94ZM101 98L100 100H96V99H99V98ZM106 97V98H105ZM143 97V98H142ZM148 97V98H147ZM151 97V98H150ZM163 97V98H162ZM176 97H177V99H176ZM213 97V100L211 99ZM216 97L219 99H216ZM229 97H226V98H229ZM3 98V100H1ZM7 98V99H6ZM17 98H20V100H22V101H19ZM24 98V97H23ZM30 98H31V96H30ZM56 98V97H55ZM57 98H58V95H57ZM57 98H56V100H57ZM62 98V97H61ZM61 98L59 97L58 99L59 100H61ZM150 98V99H149ZM179 98H181V100L179 99ZM185 98V99H184ZM188 98H189V100H188ZM12 99H13V96H12ZM68 99V100H69ZM105 99V100H104ZM149 99V100H148ZM167 99V100H166ZM175 99H176V102H175ZM197 99H199V100H197ZM7 101V102H5V101ZM24 100H25V98H24ZM55 100V101H56ZM104 100V101H103ZM108 100V101H107ZM162 100V101H161ZM165 100L167 101V102H165ZM188 100V101H187ZM190 100H191V102H190ZM200 100H201V102H200ZM209 100V101H208ZM225 100V99H224ZM230 101H231V99H229ZM31 101H32V98H31ZM65 101H63V102H65ZM97 101V102H96ZM152 101V102H151ZM173 101V102H172ZM179 101L182 103H179ZM212 101H213V103H212ZM221 101H220V103H221ZM227 101V100H226ZM224 102L225 104L227 103V102ZM233 101H237V98H235V100H234V98H233V100H232V102ZM5 102V103H4ZM13 103V104H15V105H17V106H19V103H21V105L19 106V111L17 110V116H15L17 119H16V122H15V124H14V118L15 117H13L12 115H10L11 114V112H9L10 111V103ZM60 102H62V100L60 101ZM91 102V103H90ZM169 102H171V104L169 103ZM203 102V103H202ZM205 102H207V104H204ZM210 103V105H209V103ZM223 102V101H222ZM4 103V104H3ZM7 103V104H6ZM95 103V104H94ZM158 103H160V104H158ZM169 103V104H168ZM230 103L231 102H229V105H230ZM6 104V105H5ZM86 104L88 105L87 107H86ZM90 104V105H89ZM165 104V105H164ZM167 104V105H166ZM174 104H176L175 106H174ZM186 104H190L189 106L188 105H186ZM200 104H204L203 106L202 105H200ZM224 104V105H225ZM235 104H237V103H235ZM234 104V105H235ZM7 105H9V106H7ZM15 105H13L12 106V104H11V107H14ZM28 105V104H27ZM77 105V104H76ZM75 105V106H76ZM79 105H80V108L82 107L81 106V104L79 103ZM94 105V106H93ZM180 105V106H179ZM215 105H217V104H215ZM220 106H221V104H219ZM5 106V107H4ZM70 106V105H69ZM72 106V105H71ZM98 106V107H97ZM102 106H103V108H104V112H103V108H102ZM164 106V107H163ZM174 106V107H173ZM177 106V107H176ZM186 106V107H185ZM207 106V107H206ZM220 106H218L219 108H217V109H220ZM233 106V105H232ZM237 105H235V107H236ZM16 107V106H15ZM14 107V112H12V114L14 113H16V109L17 108H15ZM67 107V108H66ZM187 107H190V108H192V109H190L189 108V111H190V113H189V111H188V108ZM205 107V108H204ZM217 107V106H216ZM222 107V106H221ZM225 107V106H224ZM228 107V106H227ZM230 108H231V105L229 106ZM229 107H228V109H229ZM8 108V110H6V109ZM94 110H93V109ZM178 108V110H176ZM187 108V109H186ZM194 108V109H193ZM204 109V111H203V109ZM226 108V107H225ZM13 109V108H12ZM11 109V110H12ZM77 109H78V111H77ZM83 109H84V107H83ZM99 109V110H98ZM183 109H185V111L183 110ZM227 109V110H228ZM233 110L235 109V108H232ZM22 111L21 112H23V108L21 109ZM96 110V111H95ZM170 110V111H169ZM193 110V111H192ZM195 110V111H194ZM230 111H231V109H229ZM82 111H84V110H82ZM95 111V112H94ZM100 111V112H99ZM175 111V112H174ZM178 111H179V113H178ZM198 111V112H197ZM212 111V112H211ZM220 111V110H219ZM223 111H224V109H223ZM235 112H236V110H234ZM233 111V112H234ZM64 112H66V114L64 113ZM67 112H68V114H67ZM76 112H78V114H79V117H73V116H75L76 115ZM98 112V113H97ZM103 112V114H101ZM174 112V113H173ZM181 112H183V114L182 115H180V113ZM184 112H185V114H184ZM194 112V113H193ZM195 112H197V115H194V114H196ZM200 112L203 114V116H204V118H203V116H201L200 115ZM225 112V111H224ZM229 112V111H228ZM4 113V114H3ZM10 113V114H9ZM90 113V114H89ZM162 113V114H161ZM227 113V112H226ZM232 113V111L230 112V114ZM77 114V115H78ZM99 114V115H98ZM101 114V115H100ZM165 114H166V116H165ZM175 114H176V118H175ZM187 114H191V115H187ZM225 114V113H224ZM11 116V118L14 120L13 121V125L11 126V124H9L10 123V121H8L9 119H10V116ZM24 115H26V116H24ZM29 115H31V113L29 114ZM173 115V116H172ZM194 115V116H193ZM3 116H5V117H3ZM9 118H8V117ZM52 116V117H51ZM70 116H72L71 118H70ZM86 116H87V118H86ZM92 116H93V118H92ZM171 116V117H170ZM180 116V117H179ZM185 116H186V119H185ZM198 116V117H197ZM57 117L59 118V119H57ZM178 117V118H177ZM188 117H190L189 119H188ZM192 117L194 118V119H192ZM208 117H210V118H208ZM224 117H225V115H224ZM227 117H229L228 116V114H227ZM2 118H4V119H6V120H4V119H2ZM8 118V119H7ZM20 118V119H19ZM29 119L27 120L28 122H29V120H30V116L28 117ZM51 118H52V120H51ZM54 118H56V119H54ZM77 118H79V122H78V120L76 121V119ZM165 118H167V119H165ZM196 118H198L199 120L200 119H202V120H198V119H196ZM230 118V117H229ZM1 119H2V121H3V123H2V121H1ZM11 119V120H12ZM84 119V120H83ZM92 119H93V122H92V124H90L91 123V121H92ZM160 119V120H159ZM170 119V120H169ZM205 119V120H204ZM208 119V120H207ZM215 119V120H214ZM58 122L59 124V126H57V124H55L56 122ZM59 120V121H58ZM64 120V121H63ZM68 120V121H67ZM72 120V121H71ZM81 120H82V122H81ZM156 120H157V122H156ZM166 122H165V121ZM192 120H194V121H192ZM196 120V121H195ZM203 120L205 121V122H203ZM208 122H207V121ZM217 120H218V122L219 123H221V126H220V124L219 123H217L216 124V122H217ZM220 120H222V121H220ZM223 120H225V121H223ZM228 120V119H227ZM5 121V122H4ZM17 121L19 122L18 124H16L17 123ZM44 121V122H43ZM47 121V122H46ZM61 121V122H60ZM66 121V122H65ZM73 121H75L77 124H75ZM170 121V122H169ZM176 121V122H175ZM190 123H189V122ZM198 121V122H197ZM209 121H210V124H206V122L207 123H209ZM215 121V122H214ZM9 122V123H8ZM46 122V123H45ZM171 122H172V124H171ZM186 122V127H184V123ZM194 122V123H193ZM223 122H224V124L225 125H223ZM229 122V121H228ZM27 122H26V120H25V123H24V121L22 122V124L20 123V125H22V127H23V124L25 125ZM45 123V124H44ZM50 123V124H49ZM52 123H53V127H54V124H55V127H58V130H57V128H52L51 126H52ZM71 123V124H70ZM156 123H157V125H156ZM160 123H163V124H165V125H163V124H160ZM169 123V124H168ZM176 123V124H175ZM187 123H189L188 125H187ZM201 123H202V125H201ZM5 124V125H4ZM87 124V125H86ZM95 124V125H94ZM203 124H205V125H203ZM15 125L16 126H18V128L17 129H15V128H12L13 129V132H17L16 134L15 133H13L12 134V129H11V127H15ZM83 127H82V126ZM207 125V126H206ZM209 125H210V127H209ZM218 125V126H217ZM223 125V126H222ZM227 125H228V123H227ZM6 126V127H5ZM64 126V127H63ZM164 126V127H163ZM200 126H202V127H200ZM205 126H206V130H205ZM212 126V127H211ZM9 128V129H5V128ZM20 127V128H19ZM46 127V126H45ZM76 127V128H75ZM81 127H82V129H81ZM86 127V128H85ZM89 127V128H88ZM160 127H161V129H160ZM184 127V128H183ZM190 127V128H189ZM208 127H209V129H208ZM213 127H215V128H213ZM216 127H217V129H216ZM4 128V129H3ZM27 128V129H26ZM52 128V130H56V132L54 131H52V130H50ZM66 131L65 133H63L64 132V130ZM71 128V129H70ZM73 128V129H72ZM159 128V129H158ZM181 129V132H180V129ZM187 128V129H186ZM192 128V129H191ZM211 128H213V129H211ZM222 128V129H221ZM19 129V130H18ZM25 129H26V131H25ZM59 129H61L60 131H59ZM78 129V130H77ZM163 129V130H162ZM169 130V131H166V130ZM173 129V130H172ZM177 130L178 129V131H179V134L177 133V131H174V130ZM185 129V130H184ZM203 129V130H202ZM210 129H211V131H210ZM218 129H220V130H218ZM226 129V130H225ZM9 130V131H8ZM15 130V131H14ZM16 130H18V131H16ZM68 130H70V131H68ZM172 130V131H171ZM205 130V131H204ZM8 131V132H7ZM45 131H46V137H44L45 136ZM47 131H49V133L47 132ZM50 131H51V134H50ZM72 131V132H71ZM84 131V132H83ZM163 131H165V132H163ZM183 131H185V132H183ZM209 131V132H208ZM213 131H214V133H213ZM216 131H220L219 133L218 132H216ZM3 132H5L6 134H4ZM19 132H22V133H19ZM33 132V133H32ZM37 132L38 133H40V134H37ZM53 132V133H52ZM59 132L61 133L62 132V134H59ZM69 132V133H68ZM79 132V133H78ZM162 132V133H161ZM169 132V133H168ZM176 132V133H175ZM202 132H203V134H202ZM208 132V133H207ZM54 133L56 134V135H54ZM67 133V134H66ZM73 133V134H72ZM86 133V134H85ZM174 133V134H173ZM181 133L182 134H185L187 137H188V135H190L189 137V139H187V137H185L184 135H181ZM188 133V134H187ZM191 133V134H190ZM201 133V135H199ZM212 135H211V134ZM216 133V134H215ZM19 134V135H18ZM23 136V138H22V136ZM34 134H37L36 136L34 135ZM53 134V135H52ZM157 134V135H156ZM160 134V135H159ZM166 134H167V136H166ZM171 134V135H170ZM208 134V135H207ZM38 135H41V136H39L38 137ZM44 135V136H43ZM50 135V136H49ZM52 135V136H51ZM61 135V136H60ZM65 135H67V137L65 136ZM176 135H179V136H176ZM194 135V136H193ZM197 135V136H196ZM203 135V136H202ZM218 135V136H217ZM221 135V136H220ZM226 135H228V134H226ZM17 136V137H16ZM20 136V137H19ZM33 136H35V137H33ZM76 136V137H75ZM80 136H81V139H82V142H83V144H82V142H81V139H79L80 138ZM84 136L86 137V138H84ZM160 136H161V138H160ZM173 136V137H172ZM175 136V137H174ZM200 138H199V137ZM209 136H212V137H209ZM19 137V138H18ZM43 139H45V140H43ZM51 139H50V138ZM58 137V138H57ZM156 137V138H155ZM183 137V138H182ZM185 137V138H184ZM192 137H194V138H192ZM195 137H197V138H199L198 140L195 138ZM215 137H216V140H217V138H218V140L216 141L215 140ZM231 137V136H230ZM20 138H22V140L20 139ZM38 138H39V140H41V142L40 141H38ZM74 138V139H73ZM155 138V139H154ZM158 138V139H157ZM171 138H172V140H171ZM174 138H176V139H174ZM181 140H179V139ZM193 140H192V139ZM227 138H229V137H227ZM16 139V140H15ZM50 140V143H49V140ZM54 139V140H53ZM63 139V140H62ZM78 139V140H77ZM168 139H170V142H169V140ZM178 139V140H177ZM183 139H185V141H183ZM261 141H260V140ZM43 140V141H42ZM52 140V141H51ZM157 140H159L160 142H158ZM174 140H175V144H174ZM176 140H177V142H178V144L177 145H180V143L181 144H183L184 143V145L185 144H187V143H185V142H189L187 145H185L184 147H182V149L184 148V155H183V150L181 151V152H179L180 150H179V147H181V146H183V145H181V146H179L178 148H177V151H174V149H175V147L177 146L176 145ZM194 140H196L195 142H194ZM256 140V141H255ZM7 141V140H6ZM16 141H18V142H16ZM20 141V142H19ZM48 141V142H47ZM73 141V142H72ZM75 141V142H74ZM81 143H80V142ZM158 143H157V142ZM212 141H214V142H212ZM220 141V140H219ZM258 141V142H257ZM26 142H27V140H26ZM44 142V143H43ZM64 142V143H63ZM79 142V143H78ZM173 142V143H172ZM202 142V143H201ZM206 142V143H205ZM208 142V143H207ZM212 142V143H211ZM225 142H226V144H225ZM232 142V143H231ZM263 143L262 145H260V143L258 144L259 146V148H260V151H259V148H258V150H257V148L255 149L254 148V146H252V145H257V143L256 144H254V143ZM39 143V144H38ZM42 143V144H41ZM62 143V144H61ZM152 143V144H151ZM156 143V144H155ZM167 143H169L168 145H167ZM171 143L173 144V145H171ZM191 143V145H189ZM201 143V144H200ZM216 143V144H215ZM231 143V144H230ZM247 143V142H246ZM245 143V144H246ZM249 143V142H248ZM60 144V145H59ZM67 144V145H66ZM72 144V145H71ZM82 144V145H81ZM160 144V145H159ZM194 144V145H193ZM196 144V145H195ZM199 144H200V146H206V147H208L207 149H206V147L204 148V149H202L200 146H199ZM203 144V145H202ZM239 146H238V145ZM29 145V144H28ZM34 145V146H33ZM37 145V146H36ZM48 145H49V147H51V148H49L48 147ZM152 145V146H151ZM157 145V146H156ZM176 145V146H175ZM225 145V146H224ZM229 145V146H228ZM232 145H233V147H232ZM236 145V146H235ZM248 145V144H247ZM247 145H243L244 146V148H245V146H247ZM42 148H41V147ZM59 146H62V147H59ZM77 146V147H76ZM160 146V147H159ZM167 148V149H169V151H167V149H165V147ZM174 148H173V147ZM189 146H191V148L189 147ZM194 146H196V147H194ZM198 146V147H197ZM228 146V147H227ZM243 146H241V147H243ZM58 147V148H57ZM70 147V148H69ZM79 147H80V149H79ZM186 147H187V149H186ZM193 147H194V149L195 148H200V150L199 149H197V150H192L193 149ZM225 147V148H224ZM231 147V148H230ZM251 147H252V149H255V152H254V150L251 152ZM25 148H26V151H25ZM32 148V149H31ZM40 149V151H39V149ZM49 148V149H48ZM79 149V150H76V149ZM171 148H173V150H171ZM227 148V149H226ZM247 148H248V146H247ZM43 149H44V151H45V153H44V151H43ZM49 151H48V150ZM54 149V150H53ZM55 149H57L56 151H55ZM61 149V150H60ZM191 149V152L193 153V155H194V152H196V154L197 153H199V154H197V156H199L200 154V156H201V158H203L204 159V157L205 156H203V155H208L207 157L209 158L208 160V164H207V162H206V165H207V170L206 169H204V170H206V172L204 171V170H202L203 169V167L205 168V163L203 162V166L201 167V166H195V164L193 165L192 163H190L191 161L193 162L195 159H197V160H199L198 158L200 157H198V158H196V157H194L193 156V158H190L191 156H190V154H191V152L189 151ZM219 149H220V147H219ZM243 149V148H242ZM28 150V151H27ZM35 150H37V151H39L40 152V155L41 154H44L43 156L41 155H39V153H37L38 155H37V157H36V153H34V151ZM60 150V151H59ZM74 150V151H73ZM81 150V151H80ZM84 151V153H83V151ZM157 150V151H156ZM158 150H159V152H158ZM170 150H171V152H173V154L175 153L176 154V156H173L171 153H170ZM205 150V151H204ZM208 150H211L210 152H211V154H209V152H208ZM212 150H213V152H212ZM228 150V151H227ZM232 150V151H231ZM234 150H236V151H234ZM37 151H35V152H37ZM66 151V152H65ZM188 153V151H189V157H187V158H190L189 159V161H186L187 160V158L185 157V156H187L188 154H185L186 152ZM203 151H204V153H203ZM207 151V152H206ZM225 151H227V152H225ZM231 151V152H230ZM33 152V153H32ZM56 152H58V153H56ZM62 152H63V154H62ZM153 152V153H152ZM155 152H157V153H161V155H159V154H157V153H155ZM165 152L167 153V154H165ZM214 152H215V154H214ZM224 152V153H223ZM230 152V153H229ZM243 152H245V153H243ZM246 152H247V155H246ZM261 152H262V154H261ZM31 153V154H30ZM171 154V156H170V154ZM178 153V154H177ZM203 153V154H202ZM222 153V154H221ZM231 153H233V154H231ZM235 153H237V154H235ZM245 154V155H242V154ZM254 153H256V154H254ZM260 153V154H259ZM73 154V155H72ZM83 154L84 155H87V156H84V158H83ZM151 154H153V155H151ZM169 154V155H168ZM174 154V155H175ZM212 154H214L213 156H212ZM217 154H219L220 155V157H221V155H222V159H224V160H222L220 157H219V155H217ZM225 154V156H226V158L223 156ZM238 154H239V156H240V154H241V156L239 157L238 156ZM2 155H3V153L2 154H0V157H2ZM34 155V157H36V160L38 159V157L40 156L41 158H43V157H45V156H47V157H45L43 160L41 159H39L36 163L34 162L35 161V159H31V158H34V157H32ZM49 155V156H48ZM55 157H54V156ZM59 155V156H58ZM64 155V156H63ZM69 155H70V157H69ZM192 155V154H191ZM237 156V158H236V156ZM253 155H254V157H253ZM255 155H257V156H255ZM51 156V157H50ZM150 156H151V158H150ZM154 156V157H153ZM157 156V157H156ZM161 156V157H160ZM162 156L164 157V158H162ZM166 156H168L167 158H166ZM182 156H184V157H182ZM217 157V159L216 158H214L213 159V157ZM244 156H246V157H244ZM250 156H252V157H250ZM29 157V158H28ZM31 157V158H30ZM50 157V158H49ZM60 159H59V158ZM73 157V158H72ZM79 157V158H78ZM81 157V158H80ZM156 157V158H155ZM160 157V158H159ZM224 157V158H223ZM244 157V158H243ZM29 159V164L27 163V162H25V161H27L28 159ZM158 158V159H157ZM170 158V159H169ZM178 158V159H177ZM185 158V159H184ZM221 160H220V159ZM237 159V160H235V159ZM253 158V159H252ZM67 159V160H66ZM82 159V160H81ZM151 159V160H150ZM155 159H157V160H155ZM166 161H165V160ZM173 159H174V161H173ZM194 159V160H193ZM203 159H202V161H203ZM219 159V160H218ZM225 159H226V161H225ZM244 159V160H243ZM30 160H32V161H30ZM52 160V161H51ZM84 160V161H83ZM162 162H161V161ZM171 160V161H170ZM211 160V161H210ZM214 160V161H213ZM1 161H3V159L1 160L0 159V162ZM51 161V162H50ZM61 161V162H60ZM67 163H66V162ZM79 161V162H78ZM82 161V162H81ZM89 163H88V162ZM154 161V162H153ZM158 161V162H157ZM196 161V160H195ZM194 161V162H195ZM202 161H201V159H200V161L199 162H201V164H202ZM217 161L219 162V161H221V162H219V163H217ZM229 161V162H228ZM238 161H240L239 163H241V164H238ZM18 162V163H17ZM34 163V164H32V163ZM43 162V163H42ZM57 162V163H56ZM73 162V163H72ZM184 162V163H183ZM187 162V163H186ZM193 162V163H194ZM214 163L215 162V165L213 164L212 165V163ZM236 162V163H235ZM257 162V163H256ZM3 163V162H2ZM23 163H25V164H23ZM32 165H31V164ZM79 163H82V164H79ZM86 163V164H85ZM150 163V164H149ZM153 163V164H152ZM182 165H181V164ZM186 163V166L184 165ZM210 163V164H209ZM221 163V164H220ZM38 164V165H37ZM44 164V165H43ZM51 164H54V165H52L53 166V168H51V170H50V168H48V167H52L51 166ZM56 164V165H55ZM67 164V165H66ZM74 164V165H73ZM84 164V165H83ZM191 164L194 166V171L197 169V171H195V172H197V173H195V174H197V175H195L194 174V171H193V169H192V167L193 166H191ZM198 164H200V163H198ZM219 164V165H218ZM223 164V165H222ZM258 164V165H257ZM22 165H23V172H21V173H18V170L20 169V171H21V169H22ZM37 166L36 168H35V166ZM59 165V166H58ZM71 165V166H70ZM190 165V166H189ZM210 167H209V166ZM211 165L213 166V167H215L214 169H213V167H211ZM221 165V166H220ZM256 165V166H255ZM7 166V164L3 167V169H4V171L6 170L5 168H8V166ZM28 168H27V167ZM31 166V167H30ZM32 166H34V168H32ZM43 166V167H42ZM64 166V167H63ZM75 166H77L76 168H75ZM79 166L80 167H82V168H84V169H82L81 168V170H79V172H78V169H80L79 168ZM87 166V167H86ZM148 166V167H147ZM182 166V167H181ZM185 166V167H184ZM218 166H220V167H218ZM260 166V167H259ZM40 167V168H39ZM58 167V168H57ZM59 167H61V169L59 168ZM72 167V168H71ZM179 167V168H178ZM195 167H199V168H195ZM200 167H201V170H198V169H200ZM238 167V168H237ZM255 167H257V168H255ZM263 167V168H262ZM1 168V167H0ZM32 169V171H30L29 172V170L30 169ZM38 168H39V170H38ZM68 168V169H67ZM159 168V169H158ZM164 168V169H163ZM174 168V169H173ZM182 168V169H181ZM189 168V169H188ZM262 168V169H261ZM17 169V170H16ZM24 169H26V170H24ZM36 171H34V170ZM147 169H149V170H147ZM176 169V170H175ZM184 169V170H183ZM209 169V170H208ZM220 169H222V170H220ZM230 169V170H229ZM234 169V170H233ZM28 170V171H27ZM38 170V171H37ZM41 170H43V173L42 174H39V172H41ZM86 172H85V171ZM146 171V173H145V171ZM190 170V171H189ZM213 170V171H212ZM214 170H216V171H218V172H215ZM0 171H2V169H0ZM19 171V172H20ZM54 171H57L56 173H57V175L55 174V172ZM142 171V172H141ZM165 171V174L163 173V176H165V175H167V176H165V177H163L162 175H161V173L162 172H164ZM166 171H169V172H166ZM172 171H174V172H172ZM177 171V172H176ZM184 171V172H183ZM205 172L206 174H209V175H206V174H202L201 172ZM207 171H210V172H207ZM234 171V172H233ZM262 171V172H261ZM3 172V171H2ZM2 172H0V174H2V175H4V172L2 173ZM26 172V175L24 174ZM29 172V173H28ZM31 172H35V174L37 173V175H35V174H33L32 173V175H35V176H32L31 177ZM53 172H54V174H53ZM78 174H77V173ZM159 172V173H158ZM173 173V174H171V173ZM213 172H215V173H218V174H214ZM220 172V173H219ZM222 172V173H221ZM229 172V173H228ZM259 172H261L260 174H259ZM9 173V172H8ZM74 173H75V175H74ZM143 173H145V174H143ZM199 173V174H198ZM253 173V174H252ZM263 173V174H262ZM28 174V175H27ZM85 174V175H84ZM171 174V175H170ZM200 174H201V176H200ZM214 174V175H213ZM220 174H222V175H220ZM228 174V175H227ZM1 175V179H2V181H4L7 177H5V175L4 176H2ZM24 175V176H23ZM30 175V177H28ZM42 176V178H41V176ZM63 177H62V176ZM70 175V176H69ZM74 176V178H73V176ZM176 175V176H175ZM204 175H205V177H204ZM210 175H211V178H210ZM218 175V176H217ZM224 175V176H223ZM228 177H227V176ZM230 175H232V176H230ZM263 175V176H262ZM58 176V177H57ZM65 176V177H64ZM160 176H162L161 178H160ZM195 176V177H194ZM197 176V177H196ZM206 176H207V178H206ZM215 176H217V177H215ZM249 176V177H248ZM3 177V178H2ZM4 177H5V179H4ZM36 177V178H35ZM57 177V178H56ZM69 177V178H68ZM78 177V178H77ZM84 177V178H83ZM224 177V178H223ZM27 178H30V179H32V180H30L29 179V181H28V179ZM44 178V179H43ZM68 178V179H67ZM73 178V179H72ZM76 178V179H75ZM165 178V179H164ZM208 178H209V180L210 181H212V182H210L209 180H208ZM230 178H232V180L230 179ZM238 178V179H237ZM240 178V179H239ZM256 178V179H255ZM262 178V179H261ZM1 179H0V182H2L1 181ZM36 180V181H34V180ZM44 181H43V180ZM55 179H56V181H55ZM59 179V180H58ZM84 179V180H83ZM160 179V180H159ZM161 179H163V180H161ZM197 181V184H196V181ZM201 179H204V181H202ZM229 181H228V180ZM255 179V180H254ZM27 180V181H26ZM61 180V181H60ZM67 180V181H66ZM74 180V181H73ZM77 180V181H76ZM79 180V181H78ZM86 180V181H85ZM166 180V181H165ZM177 180V181H176ZM207 180V181H206ZM225 180H227V181H225ZM249 180H251L250 181V184L248 185V183H249ZM260 180V181H259ZM73 181V182H72ZM75 181L77 182L76 184H75ZM85 181V182H84ZM91 181V182H90ZM136 181V182H135ZM159 181V182H158ZM165 181V182H164ZM202 181V182H201ZM216 181H220V183H217ZM240 181V182H239ZM18 182V183H17ZM19 182H21V183H19ZM47 182V185L45 184ZM60 182V183H59ZM63 182V183H62ZM66 183V185H65V183ZM71 182V183H70ZM133 182H134V184H133ZM141 182V183H140ZM154 182V183H153ZM157 182V183H156ZM164 182V183H163ZM166 182H168V185H167V183ZM172 182H174V183H172ZM182 182V183H181ZM215 182V183H214ZM229 182V183H228ZM245 182H246V185H245ZM248 182V183H247ZM257 182V183H256ZM262 182V183H261ZM16 183V184H15ZM27 183V184H26ZM38 183V184H37ZM42 183V184H41ZM51 183L54 185V186H56V184H57V187H54V186H51ZM59 183V184H58ZM81 183H83V184H81ZM88 183V184H87ZM93 183V184H92ZM139 183V184H138ZM150 183H152V184H154L153 186H152V184L150 185ZM156 183V184H155ZM163 183V184H162ZM185 183V184H184ZM187 183H188V185H187ZM30 184V185H29ZM45 184V185H44ZM63 184V185H62ZM74 184V185H73ZM87 184V185H86ZM138 184V185H137ZM158 184H160V185H158ZM165 184V186H163ZM172 184V185H171ZM175 184V185H174ZM194 184V185H193ZM202 184V185H201ZM239 184L241 185V186H239ZM15 185H16V187H15ZM18 185H19V187H18ZM44 185V186H43ZM58 185H60V187L58 186ZM68 185V186H67ZM136 185V186H135ZM161 185L163 186L162 188H161ZM188 187H187V186ZM219 187H218V186ZM251 185H253V186H251ZM254 185H256V186H254ZM258 185V186H257ZM263 185V187L261 188V186ZM26 186V187H25ZM31 186V187H30ZM40 186V187H39ZM45 187V188H43V187ZM52 187V188H50L51 190H49L48 188L49 187ZM69 186H70V189H68L69 188ZM71 186H74V187H71ZM87 186H88V188L89 189H92V190H90V191H87V190H89L88 188H87ZM141 187V189H139L140 187ZM144 186H146L147 188H145ZM151 186V187H150ZM155 186V188H153ZM174 186V187H173ZM186 186V187H185ZM200 186V187H199ZM230 186V187H229ZM13 187H15V188H13ZM48 187V188H47ZM68 190V191H66L65 190V188ZM78 187V188H77ZM81 188V190H80V188ZM86 187V188H85ZM95 187V188H94ZM133 187V188H132ZM171 187V188H170ZM179 187H181V188H179ZM189 187H190V189H189ZM213 187V188H212ZM20 188V189H19ZM22 188V189H21ZM24 188V189H23ZM29 188H30V190H29ZM36 188V189H35ZM43 188V189H42ZM55 188V189H54ZM58 188V189H57ZM76 188H77V191H75L76 190ZM131 188V189H130ZM138 188V189H137ZM146 189V192L148 191V193H146L144 190ZM157 188V189H156ZM158 188H160V190L158 189ZM166 188V189H165ZM175 188V189H174ZM225 188V189H224ZM241 188V189H240ZM249 188V189H248ZM17 189V190H16ZM29 191H27V190ZM34 189V190H33ZM45 189V190H44ZM96 189V190H95ZM153 189V190H152ZM163 189V190H162ZM184 189H186L185 190V192L184 193H182L183 192V190ZM191 189H193V190H191ZM217 189H220V190H217ZM221 189H222V191H225V192H221ZM246 189V190H245ZM3 190H5V191H3ZM25 190L27 191V192H25ZM72 190V191H71ZM131 190H134V191H131ZM135 190H136V192H140L141 190V193H143V194H140L139 192L136 194V192H135ZM152 190V191H151ZM155 190V191H154ZM159 190V191H158ZM165 190V191H164ZM171 190H172V192H171ZM179 190V191H178ZM181 190V191H180ZM187 190H188V192L189 193H187ZM214 190V191H213ZM227 190V191H226ZM248 190V191H247ZM260 190V191H259ZM263 192H262V191ZM4 193H3V192ZM16 191V192H15ZM23 191V192H22ZM39 191V192H38ZM50 191V193H48ZM53 191H54V193H53ZM57 191V192H56ZM62 191V193H60ZM75 191V192H74ZM92 191V192H91ZM144 191V192H143ZM149 191H150V193H149ZM158 191V192H157ZM194 192L193 193V195H191L192 194V192ZM19 192V193H18ZM36 192V193H38V194H34V193ZM56 192V193H55ZM69 192V193H68ZM83 192V193H82ZM85 192H87V193H85ZM94 192H98V193H94ZM127 193V194H125V193ZM135 192V195L138 197H136L135 195V197H136V199H135V197H134V199H133V193ZM155 192H157L158 194H157V196H156V193ZM161 192V193H160ZM166 192V193H165ZM170 192V193H169ZM179 192V193H178ZM204 192H205V194H209V195H206V196H208V197H206L205 196V194H204ZM208 192V193H207ZM21 193V194H20ZM23 193H25V194H23ZM32 193V195L33 196H35V198L33 197L32 198V195H30V194ZM58 193V194H57ZM60 193V194H59ZM65 193H67V194H65ZM77 193V194H76ZM80 193V194H79ZM84 193H85V195H84ZM88 193H90V196H92L91 194H93V196L90 198L89 197V195H87ZM99 193H100V196H99ZM132 193V195H130ZM146 193V194H145ZM167 193H169V194H167ZM174 193V194H173ZM187 193V194H186ZM215 193V194H214ZM221 193V194H220ZM257 193V194H256ZM259 193V194H258ZM261 193V194H260ZM7 194H5V195H7ZM27 194V195H26ZM53 194V195H52ZM123 194H124V197H122L123 196ZM129 194V195H128ZM140 194V195H139ZM144 194L145 195H147V196H145V198H143L144 197ZM148 194H149V197H148ZM161 196H160V195ZM164 194V195H163ZM183 194V195H182ZM191 196H190V195ZM214 194V195H213ZM217 194H218V196H217ZM224 194V195H223ZM250 194V195H249ZM254 194V195H253ZM48 195V196H47ZM50 195V196H49ZM55 195V196H54ZM56 195H58L57 197H56ZM70 195V196H69ZM79 195V196H78ZM87 195V196H86ZM94 195H96L95 196V200L93 201V197H94ZM125 195H126V197H125ZM143 195V196H142ZM172 195V196H171ZM185 195V196H184ZM188 195V196H187ZM196 195V196H195ZM204 195V196H203ZM221 195V196H220ZM223 195V196H222ZM244 195V196H243ZM258 197H257V196ZM63 196V197H62ZM75 196V197H74ZM77 196V197H76ZM99 196V197H98ZM175 196V197H174ZM189 196H190V198L191 197H193V198H191V200H189V201H186V200H188V199H190L189 198ZM203 196V197H202ZM248 196H250V197H248ZM252 196V197H251ZM259 196H261V198L259 197ZM15 197H16V199H15ZM26 197V198H25ZM44 197H46V198H44ZM55 197H56V200H55ZM61 197V198H60ZM70 197V198H69ZM79 197V198H78ZM87 197V198H86ZM89 197V198H88ZM101 197V198H100ZM128 197V198H127ZM146 197H148V199H146ZM151 197H153L152 199H151ZM155 197V198H154ZM168 197V198H167ZM171 197V198H170ZM178 197V198H177ZM181 197H183L184 199H185V201H184V199L183 198H181ZM186 197V198H185ZM198 197H199V200H198ZM200 197H202V198H204V199H202V198H200ZM213 197H215V198H213ZM10 198L13 200V203H12V200H10ZM82 198V199H81ZM100 198V199H99ZM108 198V199H107ZM123 198V199H122ZM143 198V201H144V203H142L141 204V202L140 201H142L141 199ZM158 198V199H157ZM173 198H175V199H173ZM212 198V200L213 201H215V203L212 201V200H210V199ZM247 198V199H246ZM253 199V200H251V199ZM254 198H256V200H254ZM6 199V200H5ZM20 199H21V201H20ZM36 201H35V200ZM59 199V200H58ZM126 199V200H125ZM146 199V200H145ZM149 199H150V201H149ZM165 199V200H164ZM205 199H207V200H205ZM4 200V201H3ZM8 200H10V201H8ZM15 200H18L19 202H15ZM50 200L52 201V202H50ZM77 200L79 201V202H77ZM89 200H90V202H89ZM91 200H92V202H91ZM104 200H106V208H104L105 207V205H103L104 203H103V201ZM109 200V201H108ZM136 200H137V202H136ZM138 200H139V202H138ZM154 200V201H153ZM156 200V201H155ZM161 200H163V201H161ZM172 200H173V202H172ZM195 200V201H194ZM201 200V201H200ZM203 200V201H202ZM209 200V201H208ZM220 200H221V202H220ZM233 200V201H232ZM243 200V201H242ZM250 200H251V202H250ZM262 200V201H261ZM68 201V202H67ZM87 201V202H86ZM101 201V204L100 203H98V202H100ZM114 201V202H113ZM132 201V202H131ZM135 201V202H134ZM142 201V202H143ZM146 201L148 202H150V209H149V202L147 203V209L144 207H142L141 208V206H143V204H145L146 205ZM166 201V202H165ZM177 201H179V203L177 202ZM181 201V202H180ZM217 201V202H216ZM231 201V202H230ZM10 202L12 203V204H10ZM21 202V203H20ZM30 202V203H29ZM62 202V203H61ZM70 202H73V203H70ZM94 202H95V205H94ZM108 202H110V204L112 205H109V203ZM112 202V203H111ZM129 202H131V203H129ZM152 202H153V204H152ZM169 202V203H168ZM194 202V203H193ZM198 202V203H197ZM203 202V203H202ZM204 202H206L205 204H204ZM233 202H235L234 203V205L232 204ZM250 204H249V203ZM258 202V203H257ZM261 202V204H259ZM16 203V204H15ZM52 203H53V205H52ZM78 203V204H77ZM84 203H86V204H84ZM88 203V204H87ZM134 205H133V204ZM138 203V204H137ZM178 203V204H177ZM180 203H182V204H180ZM186 203V204H185ZM195 203H196V205H195ZM226 203V204H225ZM253 203H254V205H253ZM8 204V205H7ZM9 204L11 205L10 206V208H12L11 209V212H10V210H9ZM30 204H31V207H30ZM56 205V207H55V205ZM60 204V205H59ZM66 204V205H65ZM68 204V205H67ZM70 204V205H69ZM73 205V207H71L72 205ZM77 204V205H76ZM83 204V205H82ZM99 204L101 205L100 206V209L98 208V206H99ZM155 204V205H154ZM165 204V205H164ZM176 204V205H175ZM184 204V205H183ZM193 204V205H192ZM200 204V205H199ZM208 204H209V206H208ZM215 204H217V206L215 205ZM225 204V205H224ZM243 204V205H242ZM248 205V206H244V205ZM257 204V206H255ZM13 205H14V207H13ZM18 205V206H17ZM32 205H34V206H32ZM37 207H36V206ZM52 205V206H51ZM76 205V206H75ZM80 205H82L81 207H79ZM94 205V206H93ZM96 205H97V207H96ZM104 207H103V206ZM114 205H117V206H114ZM128 205H129V207H128ZM137 205V207H133V206H136ZM138 205H140V207H138ZM144 205V206H145ZM154 205V206H153ZM163 205V206H162ZM167 205V206H166ZM187 205V206H186ZM214 205H215V208H214ZM226 205H228L227 207H226ZM63 206V207H62ZM87 206V207H86ZM89 206L92 208H89ZM109 206V207H108ZM113 206H114V208H113ZM130 206H131V208H130ZM151 206H153V207H151ZM161 206V207H160ZM166 206V207H165ZM168 206H170V207H168ZM174 206V207H173ZM175 206H176V208H175ZM180 206V207H179ZM182 206V207H181ZM194 206H197V207H194ZM204 206V207H203ZM206 206V207H205ZM211 206H212V209L214 210V212H212V211H210V210H212L211 209ZM252 206L254 207V208H252ZM24 207V208H23ZM54 207V208H53ZM58 207V208H57ZM72 208V209H70V208ZM94 207H96V208H94ZM101 207H102V209H101ZM119 207V208H118ZM133 207V208H132ZM160 207V208H159ZM184 207H185V209H184ZM208 207V208H207ZM210 207V208H209ZM217 207V208H216ZM242 207V208H241ZM245 207H247V208H245ZM248 207H250V208H248ZM8 208V209H7ZM34 208H35V210H34ZM39 208V209H38ZM46 208V209H45ZM50 208H51V210H50ZM78 208V209H77ZM94 208V209H93ZM99 209V211L101 210L103 213L102 214H104V215H102L101 214V212H100V214H99V212L97 213V211H98V209ZM109 208V209H108ZM112 208V209H111ZM152 208V209H151ZM181 208V209H180ZM187 208V209H186ZM189 208V209H188ZM197 208V209H196ZM202 208V209H201ZM222 209V211H221V209ZM230 208V209H229ZM17 210V212H18V214L16 215V213H14V211H12V210ZM47 209H48V211H47ZM56 211H55V210ZM64 209V210H63ZM68 209V211H66ZM85 209V210H84ZM97 209V210H96ZM137 209V210H136ZM138 209H140L142 212L144 211V209H146L143 213L145 214V216L147 217V220H145L146 219V217L143 215V213L142 212H140V210L138 211ZM176 209H178V211L176 210ZM229 209V210H228ZM241 209H243L242 211H241ZM245 209H246V211H245ZM249 209V210H248ZM251 209V210H250ZM43 210V211H42ZM77 210H78V212H77ZM81 210V213H79V211ZM88 210V211H87ZM96 210V211H95ZM105 210V211H104ZM112 212H111V211ZM120 212H119V211ZM151 212H150V211ZM165 210V211H164ZM191 210V211H190ZM208 210H209V212H212L211 214H215L216 216L217 215H219V213L218 212H220L222 215H219L220 217H216L215 215L213 216V215H210L209 214V212H208ZM218 210V212H216ZM226 210H228L229 211V213L226 211ZM256 210V211H255ZM260 210V211H259ZM62 213H61V212ZM66 211V212H65ZM74 211V212H73ZM92 211H94V213L92 212ZM110 211V212H109ZM119 212V213H117V212ZM149 211V212H148ZM153 211V212H152ZM156 211V212H155ZM184 211V212H183ZM197 211V212H196ZM251 211H253V212H251ZM258 211V212H257ZM6 212V214H8V216L9 215H11V214H15L14 216H10V219H9V217H6L7 215L6 214H4ZM10 212V213H9ZM39 212V213H38ZM40 212H42V215L40 214ZM43 212H44V214H43ZM46 212V213H45ZM49 212V213H48ZM57 212V213H56ZM73 212V213H72ZM86 212H87V214H89V216H91L92 218H91V220H89L88 218H87V214H86ZM89 212V213H88ZM106 212L108 213V216L106 215ZM115 212V213H114ZM139 212V213H138ZM155 212V213H154ZM157 212H159V213H157ZM174 214H173V213ZM196 212V213H195ZM206 212V213H205ZM207 212H208V214H207ZM216 212V213H215ZM223 212H224V214H223ZM244 214H243V213ZM249 212H251V214L249 215ZM3 213V214H2ZM23 213V214H22ZM28 213V214H27ZM31 213V214H30ZM53 213V214H52ZM72 213V214H71ZM77 213H79V214H77ZM82 213H85V216H83L84 214H82ZM93 213V214H92ZM123 213V214H122ZM126 215H125V214ZM136 213H138V214H136ZM141 213V214H140ZM151 213V214H150ZM186 213V214H185ZM25 214V215H24ZM37 214V215H36ZM68 214H70L69 216L70 217H68ZM90 214H92V215H90ZM96 214V215H95ZM97 214H99L98 216H97ZM135 214L137 215V217L135 216ZM147 214H149V216L150 217H148L147 216ZM162 216H161V215ZM195 214V215H194ZM202 214V215H201ZM226 214H227V216H226ZM229 214H230V217H229ZM243 214V215H242ZM253 214H255V216L258 214V217L256 216L255 217V219H254V216H253ZM262 215V217H261V215ZM45 217H44V216ZM48 215V216H47ZM60 215V216H59ZM62 215V216H61ZM76 216V221L77 220H79V221H77V222H75V216ZM77 215H79V216H77ZM118 215V216H117ZM123 215V216H122ZM140 215H142L143 216V218H142V216H140ZM161 217H160V216ZM205 215V216H204ZM209 215V216H208ZM244 215H245V217H244ZM4 216V217H3ZM16 216H17V218H16ZM24 216V217H23ZM29 216V217H28ZM35 216V217H34ZM47 216V217H46ZM53 216V217H52ZM96 216V217H95ZM102 216H103V218H105L104 220H103V218H102ZM110 216V217H109ZM124 216H127L126 218L124 217ZM152 216V217H151ZM156 216H158V217H160V218H157ZM165 216V218H163ZM174 216V217H173ZM177 216V217H176ZM179 216V217H178ZM215 217L216 219H220L222 216H224L225 217V219L222 217L221 219H222V221H224L225 220V222L223 223L221 220H217V221H215L216 219H214L213 217ZM241 216L243 217V219H241ZM251 216L253 217V218H251ZM18 217L20 218V219H18ZM26 217V218H25ZM31 217V218H30ZM33 217V218H32ZM43 217V218H42ZM68 217V218H67ZM72 217V218H71ZM78 217H81V218H78ZM82 217H84V218H87V220H88V222H87V220L85 219H83ZM108 217V218H107ZM116 217V218H115ZM119 217V218H118ZM123 217V218H122ZM184 217V218H183ZM189 217V218H188ZM207 217H208V219H207ZM212 217V218H211ZM229 217V218H228ZM233 217V218H232ZM16 218V219H15ZM23 218V220H21ZM51 218V219H50ZM74 218V219H73ZM90 218V217H89ZM96 218H97V220H96ZM98 218L100 219H102L101 221L100 220H98ZM111 218H114V219H111ZM129 218V220H127ZM137 218V219H136ZM145 218V219H144ZM151 218H153V219H155V220H153V219H151ZM156 218H157V220H156ZM176 218V219H175ZM180 218V219H179ZM232 218V219H231ZM250 218V219H249ZM258 218V219H257ZM17 220V221H19V222H17L18 224L20 223V221H21V225L23 226V227H25L24 229H25V231H24V229H23V231L24 232H26L25 234L23 233V232H20L21 231V225H20V227H16L15 225H17V224H15L14 223V220ZM26 219H28V220H26ZM33 219V220H32ZM35 219V220H34ZM55 219V220H54ZM63 219V220H62ZM71 221H70V220ZM81 219V220H80ZM119 221H118V220ZM123 219L125 220H127L128 222H126V220H125V222L123 223ZM139 219H143V220H139ZM149 219V220H148ZM159 219V220H158ZM166 219V220H165ZM171 219V220H170ZM185 219V220H184ZM190 219V220H189ZM210 219V220H209ZM213 219V220H212ZM230 219V220H229ZM248 219V220H247ZM254 219V220H253ZM257 219V220H256ZM8 220H9V222H10V224L8 223ZM26 222H25V221ZM40 220H41V222H40ZM48 220V221H47ZM109 220H111V221H109ZM122 220V221H121ZM165 220V221H164ZM174 220V221H173ZM178 222H177V221ZM186 220H187V222H186ZM189 220V221H188ZM194 220V221H193ZM258 220H260V221H258ZM13 221V222H12ZM29 222V224H28V222ZM43 221V222H42ZM83 221V223H81ZM90 221V222H89ZM116 221H118V222H116ZM121 221V222H120ZM145 221V222H144ZM153 221H154V223H153ZM156 221V222H155ZM159 221H164V222H162V224L160 223L159 224ZM171 221H172V223L173 224H171ZM183 221H185V222H183ZM204 221V222H203ZM211 221V222H210ZM218 221H220L222 224H219V222ZM230 221H233V224L230 222ZM244 223H243V222ZM257 223H256V222ZM5 224V226H4V224ZM12 222V223H11ZM23 222V223H22ZM62 222V223H61ZM72 222L74 223V225L72 224ZM80 223V225H79V223ZM97 222H98V224H97ZM102 222V223H101ZM105 222V223H104ZM120 222V223H119ZM131 222H133V224L131 223ZM135 222H140L141 224H138V223H135ZM144 222V223H143ZM148 222H150V223H148ZM206 222V223H205ZM213 222V223H212ZM214 222H215V225H214ZM217 222H218V224L220 225H218L217 224ZM248 222H250V223H248ZM259 222V223H258ZM6 223H8V225L10 226H8ZM15 225H14V224ZM27 225H26V224ZM32 223H34V224H32ZM43 223V224H42ZM55 223V224H54ZM61 225H59V224ZM84 223H86V225L84 224ZM100 223V224H99ZM108 223V224H107ZM142 223H143V225H142ZM156 223H158V224H156ZM168 223V224H167ZM178 223V224H177ZM186 223H188V224H186ZM254 223V224H253ZM12 224L14 225V227H15V231L13 232L12 231V229L14 228V227H12ZM37 226H36V225ZM77 225V228H75L74 226H76ZM97 224V225H96ZM101 224H103V225H105V227H102L101 226V228H98V226H100ZM118 224V227L116 226ZM119 224H122L121 226L119 225ZM124 224V225H123ZM127 224V225H126ZM149 224V225H148ZM169 224H171V225H169ZM175 224V225H174ZM183 224V225H182ZM185 224V225H184ZM191 224V225H190ZM209 224V225H208ZM224 224V226H222ZM232 224V225H231ZM236 224V225H235ZM244 224V225H243ZM249 224H251L250 226L251 227H249ZM255 224H258L259 226L258 227H255V226H257V225H255ZM35 225V226H34ZM71 225V226H70ZM73 225V226H72ZM79 225V226H78ZM84 225H85V227H84ZM88 225H89V227H88ZM96 227H95V226ZM107 225H109V226H107ZM126 225V226H125ZM136 225H137V227H136ZM139 225V226H138ZM158 226V228H157V226L156 227H154V226ZM159 225H160V227H159ZM163 225L165 226V227H163ZM182 225V226H181ZM193 225V226H192ZM206 225H207V227H206ZM212 225H214V226H212ZM230 225V226H229ZM247 225V226H246ZM7 226V227H6ZM17 226H19V225H17ZM27 226H28V230H26V228H27ZM30 226V227H29ZM41 226V227H40ZM52 228H51V227ZM69 226V227H68ZM94 226V227H93ZM111 226V227H110ZM120 226V227H119ZM132 226H134V228H132ZM146 226V227H145ZM169 226H171V227H169ZM180 228H179V227ZM185 226V227H184ZM208 226H209V229H207L208 228ZM244 226V227H243ZM8 229V231H11V232H8L7 233V231H5V230H7L6 228ZM9 227V228H8ZM11 227H12V229H11ZM33 227H35V228H33ZM38 227V228H37ZM43 227V228H42ZM49 227V228H48ZM74 227V228H73ZM83 227V229L81 230V228ZM113 227V228H112ZM121 227H124V228H122V230L120 229ZM136 227V228H135ZM144 227V228H143ZM183 227V228H182ZM217 227V228H216ZM219 227H221L220 229H218ZM245 227L247 228V227H249V229H250V231H249V229H248V231H247V229H245ZM252 227H255V228H253L252 229ZM20 228V229H19ZM30 228V229H29ZM55 228H56V231H55ZM65 230H64V229ZM94 229V231H92L93 229ZM103 228V229H102ZM106 228V229H105ZM131 228H132V230H131ZM140 228V229H139ZM142 228V229H141ZM158 230H157V229ZM177 228V229H176ZM187 228V229H186ZM189 228V229H188ZM259 228V229H258ZM263 228V229H262ZM2 229H3V231H2ZM34 230V233H33V230ZM50 229H51V231H50ZM61 229V230H60ZM73 229V230H72ZM111 229V230H110ZM113 229L114 230H116V233H115V231L113 232V233H111L110 231H113ZM120 229V230H119ZM124 229V230H123ZM133 229H134V231H133ZM144 229V230H143ZM153 229V230H152ZM162 229V230H161ZM164 229V230H163ZM169 229L173 232L174 231V233H173V236H172V232L171 231H169ZM191 229V230H190ZM205 229H206V231H205ZM244 229V230H243ZM256 229H257V231H256ZM32 230V231H31ZM40 230L43 232H40ZM68 230V231H67ZM72 230V231H71ZM76 231V233H73V232H75ZM90 230H91V232H90ZM104 230H106L105 231V233L107 232V233H110V234H107L106 233V235L104 234V233H102ZM117 230H118V232H121V233H118L117 232ZM139 230H140V232H139ZM156 230H157V232H159V233H152L153 231L154 232H156ZM179 232H181V233H179ZM181 230V231H180ZM183 230V231H182ZM189 230V231H188ZM203 230H204V232H203ZM253 230V231H252ZM31 231V232H30ZM39 231V232H38ZM62 231V232H61ZM64 231H65V233H64ZM79 233H78V232ZM98 231H99V233H98ZM101 231V232H100ZM142 231V232H141ZM145 231H147L146 233H145ZM162 231H165L164 233L162 232ZM167 231H169V232H167ZM186 231V232H185ZM191 231V233H189L188 234V232H190ZM214 231V232H213ZM256 231V232H255ZM16 232H18V233H16ZM30 232V233H29ZM133 232H135L136 233V235H135V233H133ZM143 232H144V235H143ZM162 233V235L164 236V239H162L163 238V236L161 235L160 236V234ZM176 232V233H175ZM182 232H184V234H186V235H184V234H182ZM193 232V233H192ZM201 232H202V234H201ZM206 232V233H205ZM209 232H210V234H209ZM218 232V233H217ZM236 232V233H235ZM246 234H245V233ZM251 233V234H248V233ZM253 232V233H252ZM261 232V233H260ZM11 233H13V234H11ZM16 233V235L14 236V238H13V235ZM23 233V234H22ZM28 233L30 234V236L28 235ZM57 233V234H56ZM61 233V234H60ZM69 233V234H68ZM71 233V234H70ZM84 235H82V234ZM130 233V234H129ZM138 233H139V235L140 236H138ZM142 233V234H141ZM214 234V236H213V234ZM220 233V234H219ZM259 233H260V235H259ZM19 234V235H18ZM23 236H22V235ZM36 234V235H35ZM42 234V235H41ZM54 234V235H53ZM76 234H78V238H76V239H74V237H77V235ZM96 235V236H94V237H90V235L91 236H93V235ZM100 235V236H97V235ZM115 234V235H114ZM134 234V235H133ZM152 234H154V235H152ZM158 234H159V236H158ZM167 234H171V235H169V236H172L174 239H175V241L173 240V238L171 239V238H169V236H167ZM178 236H177V235ZM201 234V235H200ZM205 234V235H204ZM209 234V235H208ZM217 234V235H216ZM244 234V235H243ZM252 234H254V237L252 236ZM257 234V235H256ZM11 235V236H10ZM47 235V236H46ZM56 235V236H55ZM60 235V236H59ZM65 235V236H64ZM71 235H76V236H72L71 237ZM81 237H80V236ZM102 235H104V236H102ZM111 235H113V236H111ZM120 235V237H118ZM133 235V236H132ZM143 236V238H142V236ZM152 235V236H151ZM156 235V237H158V238H155L154 236ZM174 235L176 236V237H174ZM182 235V236H181ZM189 235H191L192 236V238H191V236L189 237ZM200 235V236H199ZM203 235V236H202ZM207 235V236H206ZM247 235V236H246ZM19 236V237H18ZM23 238H22V237ZM39 238H38V237ZM110 236V237H109ZM138 236V237H137ZM166 236V237H165ZM197 236V238H198V240H197V238H195ZM236 236H239V240L237 239V237ZM245 237V239L247 240H245L244 238H242V237ZM258 236V241H257V239L255 238V237H257ZM17 237V238H16ZM32 237H34V241H32L33 240V238ZM46 237V238H45ZM49 237H51V238H49ZM98 237V238H97ZM103 237V238H102ZM105 237H106V239H110V240H112V241H110V240H107L108 241V243L105 241ZM113 237H115L116 239H117V241L115 240V238H114V240H115V242H114V240L112 239ZM134 239H133V238ZM155 238V239H153L154 240V242H153V240L151 241V239L152 238ZM179 237H180V240H182L181 242L179 241V240H177V239H179ZM205 238V239H203V238ZM209 239H207V238ZM211 237V238H210ZM247 237L249 238V240L247 239ZM251 237V238H250ZM259 237H260V239H259ZM261 237H262V239H261ZM6 238V240H4V239ZM11 238H12V240L14 241L15 239L18 241V239H20V241H11ZM36 238V239H35ZM45 238V239H44ZM72 238L73 240H75L74 242H73V240L70 239ZM80 238H82V242H81V239ZM141 238V240H139ZM171 239L172 241H174V243L175 244H178V246H180V247H177V245H175V244H173V242H170L169 241V239ZM187 238H190V239H187ZM201 238V239H200ZM223 240H222V239ZM240 238H242V239H240ZM253 238V239H252ZM25 239H27V240H25ZM49 239H50V241H49ZM77 239H78V241H77ZM86 239V240H85ZM95 239V240H94ZM98 239H99V241L101 242V244L99 243V241H98ZM102 239H103V242H102ZM132 239V240H131ZM137 239V240H136ZM156 239H158V240H156ZM163 241H162V240ZM166 239H168V240H166ZM186 241H185V240ZM194 239V240H193ZM216 239V240H215ZM252 239V240H251ZM256 239V240H255ZM23 240V241H22ZM48 240V241H47ZM83 240H85V241H83ZM93 240H94V244H96V246H93L92 244H93ZM135 240V241H134ZM166 240V241H165ZM189 240H191V242L190 243H188L189 242ZM197 240V241H196ZM201 240H203V242H200ZM207 241V243L205 242V241ZM222 240V241H221ZM254 240H255V243H257V244H254ZM4 241H6V242H8V243H6V242H4ZM47 241V242H46ZM72 243H71V242ZM78 243H77V242ZM105 241V242H104ZM111 243H110V242ZM126 241V242H125ZM133 241V242H132ZM137 241V242H136ZM155 241H157V243H159L160 242V244H162V245H160V244H157ZM168 244V246H167V244L165 243V242ZM183 241H184V244H183ZM213 241V243H211ZM221 241V242H220ZM225 241V242H224ZM229 241V242H228ZM239 241H240V244L242 243V242H244V243H246V242H249V244H247V246L245 245V244H239ZM246 241V242H245ZM13 244L12 246H11V244ZM18 244H17V243ZM26 242H29V243H26ZM38 242H39V244H38ZM41 242V243H40ZM42 242H44L43 243V245H41L42 244ZM52 243V245H47L46 243ZM84 242H85V245H87L88 244V242L90 243V244H88L87 246H85V245H83L84 244ZM143 242V243H142ZM152 242V243H151ZM179 242V243H178ZM218 242V243H217ZM251 242H253V243H251ZM26 243V244H25ZM55 243V244H54ZM63 243V244H62ZM65 243V244H64ZM67 243H69V244H67ZM81 243V244H80ZM103 243V244H102ZM139 243H141V247H140V245H139ZM147 243V244H146ZM155 243H156V245H155ZM163 243H164V245H163ZM185 243H187V244H185ZM199 243V244H198ZM201 243V244H200ZM208 243H210V244H212V245H210L209 246V244ZM214 243H216V245L214 244ZM220 243V244H219ZM224 243H225V245H224ZM260 243V244H259ZM16 244H17V246H16ZM28 244V245H27ZM34 244H37V245H35L34 246ZM46 244V245H45ZM56 244H58V245H56ZM70 244H72V245H70ZM78 244V245H77ZM80 244V245H79ZM97 244H99V245H97ZM104 244H105V247H100V246H104ZM106 244H108V245H106ZM116 244H118V246H116ZM125 244V245H124ZM127 244V245H126ZM145 246H144V245ZM196 245V247L194 246V245ZM205 244L208 246H205ZM213 244H214V246L216 247V248H214V246H213ZM219 244V245H218ZM250 244H254L253 246H251ZM259 244V245H258ZM10 245V246H9ZM18 245H21V248H19L20 246H18ZM38 245H40V246H38ZM45 245V246H44ZM55 245V247H53ZM68 245V246H67ZM82 245V247L84 248H81L80 246ZM115 247H114V246ZM129 245V246H128ZM134 245H137V246H134ZM151 247H150V246ZM172 245H174V246H172ZM182 245L184 246V247H182ZM192 245V246H191ZM205 247H204V246ZM222 245V246H221ZM242 245H244V246H242ZM250 245V246H249ZM262 245V246H261ZM3 246H4V248H3ZM16 246V247H15ZM29 246H30V248H32V246H34L32 249H34V250H30V248H29ZM41 246H43V247H41ZM53 248H52V247ZM67 246V247H66ZM71 246H73L72 248H71ZM88 246H90L91 248L89 249L88 248ZM112 246V248L114 249H112V251H110L111 249H110V247ZM159 246V247H158ZM160 246H162V248L160 247ZM188 246V247H187ZM197 246H198V248H197ZM201 246H203L202 248H200ZM229 246L231 247V248H229ZM242 248H241V247ZM255 246V247H254ZM256 246H258V250H257V248H256ZM261 246V249L259 248ZM10 247H12L11 249H10ZM18 247V248H17ZM37 247H39V249L37 248ZM44 247H46V248H44ZM51 247V248H50ZM58 247H59V249H58ZM60 247H61V251H59L60 250ZM75 247H77V249L75 248ZM109 247V248H108ZM128 247V248H127ZM147 247V248H146ZM153 247V248H152ZM171 249H170V248ZM177 247V248H176ZM183 249H182V248ZM185 247H186V249H185ZM218 247V248H217ZM220 247V248H219ZM222 247V248H221ZM250 247H252L251 249H249ZM262 247H263V250H262ZM23 248V249H22ZM54 248L57 250V252H56V250H54ZM68 248V249H67ZM80 248V250L82 249L84 252L82 253L80 250H79V252H80V254H79V252H78V249ZM88 248V249H87ZM94 248H96V249H94ZM104 248V249H103ZM106 248H108V251H109V253H108V251H107V249ZM122 250H121V249ZM123 248H126V249H123ZM140 248V249H139ZM158 248V249H157ZM165 248V249H164ZM175 248V249H174ZM187 248H189V249H187ZM206 248H209V249H206ZM214 248V249H213ZM227 248H229L228 249V251H227ZM10 249V250H9ZM12 249H13V251H12ZM18 249V250H17ZM19 249H22V250H19ZM40 249H42L41 251H40ZM45 249V250H44ZM48 249V250H47ZM72 249V250H71ZM85 249H86V251H85ZM91 249H93V252H92V250ZM135 249V250H134ZM139 249V250H138ZM145 249H147V250H145ZM151 249H154L153 251H151ZM181 249V250H180ZM195 249H197V250H195ZM201 249L203 250V251H201ZM206 250V253L204 254V255H202L203 254V252H205V250ZM211 249H212V251H211ZM232 249V250H231ZM244 249V250H243ZM255 249V250H254ZM20 251V252H17V251ZM26 250V251H25ZM52 250V251H51ZM64 250V251H63ZM70 250V251H69ZM87 250H89V251H87ZM94 250L96 251L95 253H94ZM104 250H106V251H104ZM115 250L117 251V252H115ZM124 250V251H123ZM128 250H129V252H128ZM133 250V251H132ZM163 250H164V252H163ZM183 250V251H182ZM185 250V251H184ZM186 250H188V251H186ZM192 250V251H191ZM217 250V251H216ZM224 250V251H223ZM248 250V251H247ZM257 250V251H256ZM260 250V251H259ZM9 251H11V252H9ZM23 251H25V252H23ZM32 253V257H29V256H31L30 255V252ZM44 251V252H43ZM99 251V252H98ZM123 251V252H122ZM137 251V252H136ZM141 251V252H140ZM199 252V251H201V252H199L200 253V256L202 257V259L204 258V256L205 257H208L209 259H207V260H209V261H211L212 263H210L209 261H207L205 258V261H203L202 259H200V257H199V255H198V253H196V252ZM208 251V252H207ZM211 253H210V252ZM214 251V253H215V255L212 253ZM223 251V252H222ZM226 251H227V253H226ZM241 251H243L242 253H239V252H241ZM250 251H251V253H250ZM255 251L257 252L256 253V255L258 254V256H256L257 258H255V255H253V253H255ZM259 251V252H258ZM2 252V253H1ZM13 252V253H12ZM17 252V253H16ZM33 252H35L36 253V255H35V253H33ZM37 252H39V254H37ZM49 252V253H48ZM56 252V253H55ZM61 252V253H60ZM69 252V253H68ZM75 252V253H74ZM93 253V254H91V253ZM108 254H106V253ZM115 252V253H114ZM121 252H122V254H121ZM125 252V253H124ZM136 252V253H135ZM143 252V253H142ZM160 252H161V254H163V255H161L160 254ZM183 252H185V253H183ZM218 254H217V253ZM229 252V253H228ZM233 252V253H232ZM16 253V254H15ZM63 253H64V255H63ZM82 253V254H81ZM103 253V254H102ZM120 255H119V254ZM124 253V254H123ZM127 253V254H126ZM140 253H141V256H140ZM146 253L147 254H150L151 256H152V258H150V259H152V260H150V259H148L150 256L149 255H146ZM151 253H153V254H151ZM173 253V254H172ZM183 253V254H182ZM192 253V254H191ZM207 253H208V255H211V256H208L207 255ZM220 253V254H219ZM250 253V254H249ZM8 254V255H7ZM29 254V255H28ZM34 254V255H33ZM49 254V255H48ZM51 254V255H50ZM55 256H54V255ZM78 254V255H77ZM100 254V255H99ZM103 255V257L101 258V256ZM112 254H117L118 255V258L116 259V260H118V261H114L113 260V258H116V256L115 255H112L113 257H110ZM129 254V255H128ZM144 254V255H143ZM157 254H159L158 255V257H161V258H163V260L160 258V260H162V261H160L159 259H158V257H157ZM170 254H172V255H170ZM194 254L196 255V256H194ZM222 254V255H221ZM229 254V256L231 255V256H233L234 257V259H232V261H231V258H233V257H231L230 256V261L227 259L229 256H227ZM243 254V255H242ZM246 254H247V258H246ZM56 255H57V257H56ZM62 255V256H61ZM69 255H71V256H69ZM145 255H146V257H147V259H146V257H145ZM184 255H186V256H184ZM189 255V256H188ZM197 255H198V258H199V262H197ZM241 255V256H240ZM252 255V256H251ZM18 256V255H17ZM38 256H40V257H38ZM46 256V257H45ZM51 256V257H50ZM64 256H66L65 258H64ZM81 256H82V258H81ZM98 256H100V257H98ZM124 256V257H123ZM134 256V257H133ZM138 256H140V257H138ZM194 258H193V257ZM218 256H220V257H218ZM243 256H244V258H243ZM250 256H251V258H250ZM263 256V258H262V262H263V264H264V255H262ZM45 257V258H44ZM59 257V258H58ZM61 257V258H60ZM106 257V258H105ZM108 257V258H107ZM144 257V258H143ZM166 257H167V259H169V260H167L166 259ZM181 257V258H180ZM214 257V258H213ZM218 257V258H217ZM252 257H254V258H252ZM11 258V259H12ZM48 258V259H47ZM88 258H90V259H88ZM111 258H112V260H113V262H115V263H113L112 261H111ZM135 258V259H134ZM156 258V259H155ZM179 258V259H178ZM187 258V259H186ZM193 258V259H192ZM243 258V259H242ZM250 258V259H249ZM33 259H35V261L33 260ZM53 259V260H52ZM55 259H57V260H55ZM65 261H64V260ZM75 259V260H74ZM85 259H88L89 260V262L87 263V261L88 260H85ZM96 260L95 262L94 261H92V260ZM103 259H105V260H103ZM108 259H110V260H108ZM124 259H126V260H124ZM130 259V260H129ZM133 259H134V261H133ZM143 259V260H142ZM145 259V260H144ZM154 259V260H153ZM186 260V261H184V260ZM192 259V260H191ZM195 259H196V262H194L195 261ZM212 259V260H211ZM248 259V260H247ZM258 259V260H257ZM260 259V260H259ZM30 260H31V262H30ZM46 260V261H45ZM72 260H74V261H72ZM84 260V261H83ZM101 260L103 261V263L101 262ZM149 260L151 261V263L149 262ZM159 260V262L157 263V261ZM243 260V261H242ZM53 261V262H52ZM59 263H58V262ZM79 261V262H78ZM106 261V262H105ZM141 263H140V262ZM143 261V262H142ZM155 261V262H154ZM175 261V262H174ZM192 261V262H191ZM215 261H216V263H215ZM219 261V262H218ZM221 261V262H220ZM224 261V262H223ZM227 261H228V263H227ZM254 261V262H253ZM32 262H34V263H32ZM48 262V263H47ZM52 262V263H51ZM63 262V263H62ZM68 262V263H67ZM109 262V263H108ZM146 262V263H145ZM161 262H163V263H161ZM166 262V263H165ZM174 262V263H173ZM179 262V263H178ZM187 262H190V263H187ZM206 262V263H205ZM209 262V263H208ZM262 264V263H261Z\"/></svg>",
	"mask_w": 264,
	"mask_h": 264
},
{
	"label": "bare ground",
	"instance_id": "6f19581e",
	"mask_svg": "<svg viewBox=\"0 0 264 264\" xmlns=\"http://www.w3.org/2000/svg\"><path fill=\"white\" fill-rule=\"evenodd\" d=\"M7 1V3H10L9 4V12H7L6 10L8 9V7H5V6H1L0 5V8L2 9H0V14L2 15V14H4L5 13V15L3 16L2 15V17L1 18H3L2 20H3V22L2 23H4V24H2L1 23V19H0V26H1V29H0V32L2 33V34H0V36L1 35H4L3 36V38H1L0 39V45H2V42H1V40L2 39H4L5 41H7V40H10L9 38H11V36L12 35H16L18 32H19V34L21 33V32H24V34L23 33H21L22 34V36L23 37H21V36H19V34H18V36L20 37V39H19V37L18 36H16L17 37V39L16 40H14L13 39V36H12V39L14 40H12L13 42H14V44L16 43V41H17V43H18V41H19V43H20V45H21V43H22V41H23V43L22 44H26V45H24V46H28V45H30L31 43H33V44H31V46H30V48L33 50V52H32V54L34 53V55L33 56H35V54H36V58H33V56H32V58L31 59H29V61H31V65L29 66L30 68H28V66L26 65V61H20V62H22L23 63V66H22V64H20V66H19V64H17V63H15V64H17V66L18 67H21V68H19L20 70H22V71H20L19 69H18V67H15L16 69H13L12 67H11V71H12V69H13V74H14V76H13V74H12V80H11V72H10V82L12 83L13 82V80H15V78H17L18 79V81L16 82L17 83V85H16V83H14V85H16L18 88L17 89H19L20 87H21V84H25V87H26V90L28 91V92H26V96L25 95H23L22 96V94H21V92L24 94L25 92H24V89H23V85H22V91L19 93V92H17V96H22V97H20V98H22V100H20V98H17L19 101H22V102H25V101H29L28 99H30V101L29 102H25L26 104V106H23L24 105V103H23V105L22 106H20L21 105V103H19V106L21 107L20 108V114H18V116H17V110L19 109V106H17V105H15V104H13V103H10L9 105H10V111L9 112H14L15 110H14V107L15 108H17L16 109V113L14 114H12V112H11V114L10 115H12L13 117H15V116H17V117H19V115H21V113H24L25 112V109L24 108H28V107H30V109L29 110H31V115H29L30 113L28 112V110L26 111L27 113H29L28 115H27V117H22V115H21V117L22 118H24V123H25V120H26V124L24 125L23 124V127H22V125H20V123L22 124V122L19 120V122L17 121V123L16 124H18L19 123V125L18 126H21V131L25 128V127H27L28 126V130H27V133L29 132V133H31L30 131L31 130H35L34 131V133H36V131H38V132H40L39 130L41 129V126H39L40 127V129L38 130V128H37V130L35 129L36 128V125L39 123L40 124V122H42V120H44L45 121V119H49V116L50 115H52L53 114V111H55L56 109V111H55V113H54V115H52V116H56L57 114V112H58V109L60 108V107H62V106H60V107H57L56 108V106H58V104H57V102L59 101V105H61V104H63V109H65V106H68V109H69V107L70 108H72L71 109V112L70 111H68L67 109H65L66 111H68L69 112V114L70 113H72V111L74 110V112L76 111L75 109V107H79V113L81 112V114L82 113H84L85 112V110H88L89 111V109L87 108H85V106L84 105H82V104H85V103H82L83 101H82V99H81V101H79L78 100V103H76L75 105H74V102L77 100H75L74 101V99L72 100V98H70L71 96H72V94H75V96L77 95V96H79V94H81V93H78L79 91V88L81 87V86H79V88L78 87H75L74 85V81H72V80H74V78H75V73H74V70H72V71H70L71 70V67L74 69V67L76 68V67H78L79 65H82V59H83V57L85 56V57H87L86 55H84L83 54V57L81 58L80 56H79V54L81 55V53H83L84 51H87V50H85V49H87V48H90L91 46H90V44L92 45V47H95L97 44H95V41H97V39L100 41H103V39L106 41V39L107 40H109L110 41V44L111 43H114V41H116V40H118V41H116V43L117 44H111V46L112 47H114V46H116L117 47V49H118V47H119V51H122V50H120V49H122V47H121V44H119L120 43V40H122V39H126V37H128L129 36V33L130 34H132V32H137V33H139L140 31H142V32H144V31H148L149 29V31L148 32H144L143 34L145 35V33H146V35L144 36V38L147 36V35H151V32L150 31H153L152 32V34H155V31L153 30V27H154V25L155 24H160V23H158V22H167V24H171L172 25V28H173V32H175V35H177V36H175L176 38H183L182 40L184 41L185 39H187L188 40V38L190 37V39H192V41H194V42H196L198 39H199V37H200V40H201V42L203 41V37L205 38V36H203V35H206V37L208 36V34H209V36H210V30L211 29H213L214 31H215V29H217L218 27L220 28V26H221V24L222 25H226L227 24V22H228V20H227V18L225 19V23H222L223 22V16L221 17V14L220 13H222L223 12V9H226L225 7L227 6V3L229 4L232 0H222L221 2H220V0H215L216 2L215 3H212V4H209L210 3V1H209V3L207 4L208 5V7H207V5H204V6H206V8L207 9H205V7H202V9H205V10H207L206 11V14H201V15H199L200 14V12H199V14H198V12H195L194 10H193V8H195V7H198V5L202 2V3H204V2H206V1H203V0H187L188 2L186 3V4H184V5H179V3L182 1H186V0H26V2L28 1V3H29V5L28 4H24L25 3V0H12V2L14 3H12V2H8V0H6ZM18 1V2H17ZM24 1V2H23ZM201 1V2H200ZM240 1H242V0H240ZM249 1H251V0H249ZM1 2H3V1H1ZM4 2H5V0H4ZM3 2V3H4ZM20 2H22V4H23V6L24 7H22V6H20ZM182 2H181V4H182ZM218 2H220V3H218ZM246 2V1H245ZM248 2V1H247ZM252 2V1H251ZM258 3V0H253V3ZM261 2V1H260ZM264 2V1H263ZM17 3V4H16ZM236 3V5H237V2H235L234 1V4ZM240 3V2H239ZM242 3H244V1L242 2ZM241 3V4H242ZM1 4V3H0ZM4 4H6V3H4ZM12 4V5H11ZM231 5L233 4V1H232V3H230ZM240 4V5H241ZM245 4V3H244ZM243 4V5H244ZM260 4V3H259ZM261 4H263L262 2H261ZM7 5V4H6ZM11 5V6H10ZM15 5H19V7L20 8H22V9H20L18 6H16V8H18V9H16L17 11L15 12V10H13V13L11 14V11L12 10H10V9H14L15 7L14 6ZM231 5H228L227 7L229 8V6H231ZM254 5V4H253ZM253 5H251L252 7H251V12L253 11ZM257 5V4H256ZM13 6V7H12ZM27 6V7H26ZM29 6H31L30 8H33L32 10L30 9L29 10V12H32L33 13V10H36V8H37V10L36 11H38V9L40 10V11H38L37 13H36V15L35 14H31V13H29V14H26V13H24V12H28V10H24L23 8H25L26 7V9L29 7ZM212 7V8H209V7ZM233 7H234V5H232ZM239 6V5H238ZM242 6V5H241ZM249 6V5H248ZM247 6V4H246V7H248ZM34 7H35V9H34ZM243 7V6H242ZM242 7L240 8L241 10H242ZM257 7H258V5H257ZM199 8V7H198ZM208 8H209V10H208ZM227 8V9H228ZM236 8H237V6H236ZM262 9H263V7H261ZM191 9V10H190ZM231 9H233V8H231ZM231 9H229L230 11H231ZM239 9V11H241ZM243 9H245L244 7H243ZM255 9H257L256 7H255ZM258 9H260V8H258ZM18 10H24L23 12H19ZM194 11L195 13H193V11H192V14L191 15H196V16H198L197 17V19L196 18H194V19H192L191 21H190V19H189V17H191V15H190V11ZM264 10V9H263ZM3 13H2V12ZM243 11V10H242ZM246 11V10H245ZM248 11V10H247ZM255 11H257V10H255ZM259 11V10H258ZM17 12H18V14H17ZM41 12H42V14H41ZM188 12V13H187ZM225 12H227L228 14H229V11L228 10H226ZM234 12V11H233ZM264 12V11H263ZM16 13V14H15ZM19 13L21 14V16L23 17V15H24V20H25V18L27 19V21H23L24 23H26L25 25L23 24V22H22V18L21 17H19ZM38 13H39V18H38ZM203 13V12H202ZM214 13H217L218 15L216 16ZM255 13H257V12H255ZM260 13V12H259ZM6 14H8V15H6ZM9 14H10V17H9V19L8 20H6L8 17H6L5 18V16H9ZM188 14V15H187ZM239 14V13H238ZM247 14V13H246ZM250 13H248V15H249ZM253 14H254V12H253ZM252 13L250 14V16L251 15H253ZM261 14H263L264 15V13H262V10H261ZM15 15V16H14ZM17 15V16H16ZM32 15V16H31ZM41 15V16H40ZM212 15H215V21L214 22H212V18H211V16ZM229 15H231V14H229ZM233 15L235 16V13H233ZM12 16H14L16 19H17V21H15L13 18H11ZM26 16H28V18L26 17ZM29 16H31V19H30V17ZM34 16V17H33ZM52 16L57 20V22L59 21V19L62 21H60L62 24H64L63 23V21L65 22H67V23H65L66 24V26H65V30L63 31L62 30V28H64V27H61L60 26V28H59V30L57 31V27H55L56 25H54V23H53V21H52V19H54V18H52ZM60 16V18H57V17H59ZM61 16L63 17V19L61 18ZM123 17V18H121V19H119L120 17ZM195 16V17H196ZM225 16H228V15H225ZM243 16V15H242ZM255 16L257 17V15L255 14ZM255 16H253V17H255ZM260 17H264V16H262V15H259ZM35 17H37V18H35ZM216 17L218 18V19H216ZM230 16H228V18H229ZM233 17V16H232ZM239 17H241V16H237V18H239ZM18 18H20L21 19V21H20V19H18ZM211 18V19H210ZM214 18V17H213ZM244 18V21H246L247 19L245 18V17H243ZM242 17H241V19H243ZM259 18V17H258ZM10 19H12V20H10ZM33 19H34V21H33ZM54 19V20H55ZM187 19V20H186ZM231 19V18H230ZM241 19H238V20H241ZM249 19H251V17L249 18ZM260 19V18H259ZM9 20L14 24V22H17V24H12V26H11V22H9ZM30 20H31V22H30ZM132 21L131 23H134L135 25V27H137V28H135V27H133V25L131 24V23H129V24H131V26L134 28V29H142V30H139V32H138V30H134V31H132L133 29H131V31H129L128 29H127V27L128 28H132L128 23H127V21ZM194 20H197V22L195 21L194 22ZM231 20H233V19H231ZM236 21H232V24H231V26H230V23H231V21L229 20V24H227L226 26H229V27H232V32H230L231 33V36L233 37H228L229 35H230V33H229V35L227 36V34H226V36H225V38H221V39H219V40H217L216 39V36L214 35V37H215V39H216V41H215V43L216 44H218V46L220 45V44H223L224 46L227 44L228 45V42L230 43L231 41H235L236 43H240L242 46H241V48L238 50V49H236V48H234L235 50H234V52H233V54H234V56H232V57H230L231 55H232V52H231V54L228 56V58H227V56H226V54H225V57L228 59L227 60V62H225V64L223 65V66H225L226 65V67L225 68H222L223 66H221V68L223 69V72L226 70V71H229L230 69H232V67H234V64H235V67H237V66H240V61L241 60H243V59H247L246 57L247 56H251V57H253V58H255L256 59V63H257V65H258V67L257 66H255V67H257V70H254V69H252V70H254V73H253V75H250V76H248V78H246V77H242V78H236V82H235V79H234V83L232 82V84L234 85H232V86H230V85H228L229 87H227V81H225V79H226V77H224V75L227 73L226 71H225V74L223 75V72L221 73V75H219L218 77L220 78V76L222 77H224V80H214L213 81V83L215 82V81H218V84L217 83H214L213 84V87H215L216 85H218L217 87H219V85H221L222 84V88L224 89V91H222L221 89V87H219L218 89H220V94L222 93L223 95V97L224 98H222L221 97V99H222V101L221 100H219L217 97H216V99H218L219 101H216V103H213V101H212V103L214 104V107H212V105L210 106V109H212V108H214L215 110L211 113V114H213L214 112H216L217 110H218V112L220 113V115L219 116H221V114H222V117H223V119H225V120H223V121H225L226 122V126H228V127H226V129L228 128V130H227V133H226V131L224 132L223 131V129L221 130L222 131V133L221 134H225L224 136H222L219 140H218V138H217V140H218V142H216L217 143V145H214V143L212 144V146L213 147H210V146H208L210 149H212L213 148V150H215L216 152H221L222 150L221 149H223L222 147H223V145H222V142L226 139V140H228V139H230V138H232V140H234L236 143H239V145H240V147L238 148L239 150H238V153L239 152H242V150L244 151V150H246V149H249V145H251V142H252V140L253 139H257V137H262L263 136V134H264V30H262V28H257V29H255V30H253V31H248V30H246V29H244V28H242V26H241V22L243 21H238L237 19H235ZM254 20H255V18H254ZM256 20H257V18H256ZM5 21V22H4ZM8 21V22H7ZM29 21V22H28ZM210 21V22H209ZM227 21V22H226ZM258 21H260V20H258ZM262 21H263V19H262ZM22 24H20V23ZM32 22H33V24H32ZM56 22V21H55ZM60 22H58V23H60ZM189 22V23H188ZM211 22L213 23L212 24V26H211ZM247 22H250V20L248 21L247 20ZM5 23H8L7 25H5ZM10 23V24H9ZM18 23H19V26H15V25H18ZM60 23V24H61ZM208 23H210V28H208V30L210 31H206V32H209L208 34H206V33H204V34H201V33H203V32H205V31H203L204 30V28H205V26L204 25H206V24H208ZM253 23V22H252ZM252 23H250V24H252ZM255 23H257V22H255ZM264 23V22H263ZM57 24V23H56ZM64 24V25H65ZM243 24V23H242ZM259 24V23H258ZM98 25V26H97ZM248 25V24H247ZM256 25V24H255ZM5 26H8L9 28H11V30H14V31H11L10 29H8V28H6V30H5V28H3V27H5ZM57 26H58V24H57ZM95 26H97V27H95ZM139 26H142V28L141 27H139ZM165 26H166V24H165ZM244 26V25H243ZM252 26V25H251ZM259 26V25H258ZM264 25H262V27H263ZM15 27H16V29H15ZM17 27H19V29H20V27H21V30H19ZM59 27V26H58ZM95 27V28H94ZM139 27V28H138ZM143 27H147V30H146V28H145V30L143 31ZM206 27H208V25L206 26ZM14 28V29H13ZM22 28H25V29H22ZM52 28H57V29H55L56 30V33H55V31H53L54 29H52ZM93 28H94V30H93ZM98 28V30H95V29H97ZM162 28V27H161ZM250 28V27H249ZM4 29V30H3ZM8 29V30H7ZM49 29H52V30H49ZM61 29V30H60ZM101 31H100V30ZM105 30V31H103V30ZM129 31V32H127V30ZM152 29V30H151ZM155 29V28H154ZM163 29V28H162ZM171 29V28H170ZM226 29V28H225ZM16 30V31H15ZM17 30H18V32H17ZM23 30H25V31H23ZM92 30V31H91ZM160 30V29H159ZM221 30H223V28L221 27ZM228 29H226L224 32H226ZM245 30H246V32H245ZM7 31H9V32H13V33H11V36H10V33L9 32H7ZM21 31V32H20ZM49 31V33L50 34H48L47 32ZM53 31V32H52ZM94 31V32H93ZM98 31V32H97ZM109 31V33H107ZM125 31H126V33H125ZM172 31H169L170 32V34H171V32ZM201 31V32H200ZM203 31V32H202ZM228 31H231V30H228ZM254 31H258V32H254ZM5 32H7V34L5 33ZM17 32V33H16ZM52 32V33H51ZM58 32H60L59 33V36L58 35H56L55 37V39H54V41L51 39V36L50 35H52V34H58ZM100 32H104V33H101L100 34ZM134 32V33H135ZM142 32H140V34H142ZM160 32V31H159ZM173 32H172V35H173ZM218 32H220V31H218ZM223 32V31H222ZM249 32H251V33H249ZM4 33V34H3ZM8 33H9V35H8ZM95 33V34H94ZM149 33V34H148ZM198 33H200L201 35L198 37ZM217 33V32H216ZM20 34V35H21ZM26 34H28V35H26ZM46 34V35H45ZM50 36H48V35ZM60 34H62V35H60ZM92 34H94L95 35V37L98 35V34H100V35H98V37H94V40H93V38L91 37L92 36ZM97 34V35H96ZM107 35V37L106 36H103V35ZM110 34H112V35H110ZM123 34H125V35H123ZM126 34H128V36L126 35ZM192 34H196V36H191ZM218 34V33H217ZM221 34V33H220ZM6 35H7V37L8 36H10V37H8V39H6ZM93 35V36H94ZM149 35V36H150ZM155 35H157V32H156V34ZM155 35H154V38L155 39H158V38H156L155 37ZM161 35V34H160ZM167 35V34H166ZM180 35V36H179ZM186 35V36H185ZM188 35V36H187ZM26 36V37H25ZM62 36H64V37H62ZM102 36V37H101ZM113 37V38H110V37ZM123 36L125 37V38H123ZM136 36V39H138L137 37H138V35L136 34L135 35ZM140 36V35H139ZM171 36V35H170ZM174 36V35H173ZM181 36H183V37H181ZM201 36H203L202 38H201ZM208 36V37H209ZM223 36V35H222ZM30 37H32L33 38V40H32V42H31V40L30 39H32V38H30ZM59 37H61V38H59ZM91 37V38H90ZM103 37H106V38H103ZM108 37L111 39H108ZM115 37V38H114ZM122 37V38H121ZM131 37V36H130ZM148 37V36H147ZM186 37V38H185ZM194 37L195 38H197L198 37V39L196 40V39H194ZM211 37V36H210ZM213 37V35H212V37L211 38H214ZM23 38V39H22ZM47 38V39H46ZM53 38H54V36H53ZM90 38V39H89ZM121 38V39H120ZM129 38V37H128ZM131 38H133V34H132V37ZM149 38V37H148ZM150 38H152V36H150ZM22 39V40H21ZM27 39H29V42H31L30 44H29V42L28 43H26L27 41H25V40H27ZM48 39H51L52 41H49ZM58 39V40H57ZM113 39H116V40H113ZM142 39V38H141ZM165 39V38H164ZM163 39V40H164ZM172 39V38H171ZM181 39L179 40V39H177V41H181ZM90 40L91 41H94V43L93 42H91L90 43ZM133 40V39H132ZM131 40V41H132ZM146 40V39H145ZM150 41V39H147V41ZM152 40V39H151ZM173 40H174V38H173ZM186 40V42L184 43L185 44V46L186 45H188V44H190V42L189 41H187ZM196 40V41H195ZM205 40H207L206 38H205ZM212 40V39H211ZM3 41V40H2ZM25 41V42H24ZM98 41V42H99ZM113 41V42H112ZM129 41V40H128ZM134 41V40H133ZM140 41V43H141V40H139ZM139 41H136V44L137 43H139ZM157 41V40H156ZM156 41H155V43H156ZM167 41V40H166ZM4 42V41H3ZM7 42H9V41H7ZM7 42H4L5 43V45L7 46ZM89 42V43H88ZM151 42V41H150ZM150 42L149 43H147L146 41H145V43H147V46L145 45V48L144 49H147V47H148V44H149V46H151V45H153V41H152V43H151V45H150ZM170 42V41H169ZM172 42V41H171ZM174 42V41H173ZM182 42V41H181ZM187 42H188V44H187ZM194 42H192L193 43V45H197V46H203V45H200V44H197V43H194ZM198 42V41H197ZM209 42H211V41H209ZM234 42V43H235ZM7 43V44H6ZM10 43V42H9ZM12 43V42H11ZM10 43V45H12ZM16 43V44H17ZM87 43V44H86ZM102 43V42H101ZM140 43L139 44H137V47H139L140 48ZM144 43V42H143ZM161 43V42H160ZM164 43V42H163ZM123 44H125V43H123ZM170 44V43H169ZM172 44V43H171ZM177 43H175V45H176ZM183 44V45H184ZM4 45V44H3ZM2 45V47H6V46H3ZM19 45V44H18ZM17 45V46H18ZM20 45H19V47H20ZM87 45H89L90 47H86ZM95 45V46H94ZM107 45V44H106ZM117 45H119V46H117ZM129 45H131V42H130V44ZM135 44H133L132 45V47L134 46ZM139 45V46H138ZM159 45V44H158ZM163 45H165V44H163ZM195 45V46H196ZM226 45V46H227ZM230 45V44H229ZM24 46H22L23 48H25ZM108 46H109V48H111L110 47V45L108 44ZM108 46H106V48L108 47ZM128 46V44L126 45V47ZM162 46V45H161ZM166 46V45H165ZM180 46V45H179ZM185 46H184V48H185ZM224 46L222 47V48H224ZM1 47V46H0ZM2 47L0 48V49H2ZM9 47H12V46H9ZM13 47H14V45H13ZM22 47L21 48H19L20 50H22V51H24V52H26L25 50H27V48H25V50L24 49H22ZM91 47V48H92ZM100 47V46H99ZM104 46H102L101 48H103ZM116 47H114V49L116 50ZM144 47V46H143ZM168 47V46H167ZM176 47H178L177 45L176 46H173V52H174V50L176 49L177 50V48ZM188 46H186V48H187ZM219 47H221V46H219ZM234 47V46H233ZM18 48V47H17ZM30 48H28V50H31ZM34 48L36 49V51H37V53L35 52V50H34ZM90 48V49H91ZM95 48H97V46L95 47ZM100 48V49H101ZM105 48V47H104ZM108 48V49H109ZM128 48V47H127ZM149 48H151V47H148V49ZM6 49H8V50H10L11 48H6ZM83 49V50H82ZM93 49V48H92ZM124 49H126V48H124ZM130 49V48H129ZM141 49H143L142 47H141ZM148 49H147V51H148ZM196 49V48H195ZM208 49V48H207ZM217 49H218V47H217ZM244 49H248V51H246V53L245 54H242L243 52H245V51H243ZM14 49L12 48V51H13ZM20 50H18V52H20L21 53V51ZM98 50V49H97ZM112 50H113V48H112ZM115 50H113V52H115ZM134 50V49H133ZM135 50H136V48H135ZM137 50H138V48H137ZM152 50H154V49H152ZM180 50H182V49H180ZM193 50V49H192ZM197 50V49H196ZM210 50V49H209ZM225 50V49H224ZM231 50V49H230ZM1 51V54H0V57H1V55H3L2 53H4L5 52V49H2V50H0ZM4 51V52H3ZM11 51V52H12ZM15 51L16 52H14V54L15 53H17V55H18V52H17V50H16V48H15ZM81 51V52H80ZM99 51H101V50H99ZM102 51H104V49L102 50ZM108 51V50H107ZM118 51V52H119ZM146 51V52H147ZM149 51H151V50H149ZM185 51V50H184ZM195 51V50H194ZM211 51V50H210ZM210 51H208V53H210ZM216 51V50H215ZM27 52H29V54H30V51H27ZM90 51H88V53H89ZM97 53V51L96 50H94L93 51V53ZM110 52H111V50H110ZM109 52V53H110ZM117 52V51H116ZM129 51L127 50V53H128ZM130 52H132V50L130 51ZM138 52V51H137ZM137 52H136V55L135 56H137ZM143 52L145 53V50H143ZM159 52H162L161 50L159 51ZM180 52V51H179ZM186 52H187V50H186ZM201 52H203V51H201ZM220 52V51H219ZM224 52V51H223ZM5 53H9V52H5ZM4 53V54H5ZM79 53V54H78ZM88 53H86L87 55H88ZM92 53V52H91ZM91 53H90V55H91ZM106 53V52H105ZM104 53V54H105ZM124 53V52H123ZM133 53H134V51L130 54L131 56H133ZM144 53H143V55H144ZM149 53V52H148ZM148 53H145L146 55L148 54ZM152 53H154V51L152 52ZM155 53H158V50H156L155 51ZM154 53V54H155ZM163 53H165V51L163 50ZM163 53H158L157 55L158 56H160V54L161 55H163ZM207 53V52H206ZM226 53V52H225ZM229 52H227V54H228ZM78 54V55H77ZM98 54V53H97ZM114 54H116V53H114ZM120 54V53H119ZM124 54H126V53H124ZM139 54H140V56H143V55H141V51L139 52ZM172 54V52L171 53H169V56L173 59H175L176 58V56L177 55H171ZM180 54V53H179ZM183 54V53H182ZM186 54V53H185ZM202 54V53H201ZM204 54V53H203ZM219 54V53H218ZM223 54V53H222ZM6 55H9V56H6ZM17 55H14L15 57H17ZM77 56V58H78V56L80 57L79 59H76V56ZM90 55L88 56L89 58H90ZM99 55H100V53H99ZM113 55V54H112ZM129 55V54H128ZM151 55V54H150ZM190 55V54H189ZM192 55V54H191ZM207 55V54H206ZM5 56H6V61L8 62V64H11V66H12V63H13V61L11 60V58H10V60L12 61V63H9V61H8V57H13V54H5ZM5 56L3 55L2 57L3 58H5ZM21 56H24V54L23 55H21ZM29 56V55H28ZM40 56V57H39ZM42 56V57H41ZM75 56V59H76V61H80V62H78V63H75L74 62V59H72L73 57ZM92 56V55H91ZM106 57H107V55H105ZM104 56V57H105ZM134 56V57H135ZM140 56H137V58H139ZM149 56V55H148ZM148 56H145L144 55V57H146V58H148ZM154 56V55H153ZM158 56H157V58H158ZM166 56V55H165ZM173 56V57H172ZM181 54H180V58H181ZM186 56V55H185ZM187 56H188V54H187ZM196 56H198V55H196ZM200 56V55H199ZM202 56H205V55H202ZM202 56H200V59H203V57ZM220 56V55H219ZM2 57L0 58V61H1V64H0V69H1V67H3L4 65L5 66H8L7 65V63H5V62H3L2 63V60L3 61H5V59H2ZM19 57V56H18ZM44 58V61H42V63H41V60L42 59H39V58ZM96 57V56H95ZM110 57V56H109ZM115 57V59H116V56H114ZM114 57H113V59H114ZM133 57V58H134ZM154 57H156V56H154ZM164 56H162V58H163ZM167 57V56H166ZM183 57V56H182ZM202 57V58H201ZM215 57H217L218 58V55L217 56H215ZM229 57H230V59H229ZM14 58V57H13ZM12 58V59H13ZM22 58V57H21ZM88 58V59H89ZM98 58V57H97ZM97 58H95L96 60H97ZM112 58V57H111ZM132 58V59H133ZM143 58V57H142ZM161 58V57H160ZM187 57H185V59H186ZM191 58V57H190ZM194 57H192V59H193ZM197 58V57H196ZM205 58H206V56H205ZM205 58H204V60H205ZM216 58V59H217ZM222 57H220V59H221ZM226 58H224V59H226ZM2 59V60H1ZM22 59H24V58H22ZM34 59H36L37 60V64H36V61H34ZM92 59H93V57H92ZM91 59V60H92ZM102 59H104V58H102ZM109 59V58H108ZM121 59H123V58H121ZM149 59V58H148ZM155 59V58H154ZM195 59V58H194ZM193 59V60H194ZM254 59V60H255ZM16 60V59H15ZM18 60V59H17ZM32 60L35 62L34 63V65H38L40 68H37V70L38 69H40L39 71H37L36 70V67H38V66H36L35 68L33 67L34 65H33V63H32ZM84 60H87L86 58L84 59ZM107 60V59H106ZM110 60V59H109ZM118 60V59H117ZM120 60V59H119ZM139 60V59H138ZM145 60V59H144ZM165 59H163V61H164ZM178 60H179V58H178ZM198 60V59H197ZM19 61H16V62H19ZM40 63H39V62ZM88 61V60H87ZM89 61H90V59H89ZM93 61V60H92ZM91 61V62H92ZM95 61V60H94ZM102 61V60H101ZM114 61V60H113ZM121 61V60H120ZM123 61V60H122ZM126 62L128 61V60H125ZM132 61V60H131ZM141 61H142V59H141ZM148 61V60H147ZM159 61V60H158ZM162 61V62H163ZM167 61L168 62H170V60H169V57H168V59H167ZM173 61H176V59L175 60H173ZM182 61V60H181ZM183 61H184V59H183ZM188 61V60H187ZM190 61V60H189ZM198 61H200V60H198ZM206 62H208V60H205ZM222 61V60H221ZM248 61V60H247ZM15 62V61H14ZM24 62H25V65H24ZM97 62V61H96ZM95 62V63H96ZM100 62V61H99ZM109 62V61H108ZM130 62V61H129ZM129 62L127 63V64H129ZM135 62V61H134ZM142 62H145V61H142ZM152 62V61H151ZM168 62H167V64H168ZM179 62V61H178ZM185 62V61H184ZM195 62V61H194ZM194 62L192 61V63L194 64ZM212 62V61H211ZM219 62V61H218ZM242 62V61H241ZM243 62H245V61H243ZM243 62H242V66H243ZM81 63V64H80ZM93 63V62H92ZM114 63V62H113ZM121 63H125V62H121ZM155 63V62H154ZM153 62H152V64H154ZM159 63H160V61H159ZM165 63H166V60H165ZM173 63L174 62H172V65H173ZM188 63V62H187ZM186 63V65H188ZM204 63V62H203ZM215 63V62H214ZM220 63V62H219ZM250 63H253V61H251ZM2 64H4V65H2ZM41 66H40V65ZM84 64H85V62H84ZM83 64V68L84 69H86V71L88 70L89 71V69H90V65L89 66H87L88 65V63L86 64V65H84ZM89 64H91V63H89ZM97 64V63H96ZM103 64H105V63H103ZM103 64H102V66H103ZM109 64L111 65V63L109 62ZM126 64V63H125ZM140 63H138L137 65H139ZM143 64V63H142ZM142 64H141V66H142ZM156 64H158V63H156ZM161 64V63H160ZM166 64V65H167ZM181 64V63H180ZM184 64V63H183ZM199 64V63H198ZM206 64V63H205ZM209 64H212L213 65V63H210L209 62ZM209 64H207V65H209ZM239 64V65H238ZM247 64V63H246ZM14 65V64H13ZM99 64H97L96 66H98ZM105 65H107V64H105ZM136 65V66H137ZM144 65V64H143ZM145 65H146V63H145ZM144 65V67H146ZM150 65V64H149ZM148 65V66H149ZM176 65H178V63H176ZM220 65V64H219ZM3 67L2 69L4 70V71H8V69H6V67ZM15 66V65H14ZM27 66V67H26ZM87 66V67H86ZM109 66V65H108ZM135 66V67H136ZM153 66V65H152ZM152 66H150V68L153 70V67ZM159 66V64L156 66H154V67H158ZM161 66V65H160ZM174 66V65H173ZM190 66V65H189ZM196 66V65H195ZM201 63H200V65H199V67H197L198 69L200 68V69H202L201 67ZM246 66V65H245ZM26 67V68H25ZM81 67V69H82V72L81 73H83L82 74V77L84 76V77H86V74L88 75L89 74V72L87 71H84L83 72V68ZM86 67V68H85ZM88 67H89V69H88ZM91 67H95V66H91ZM103 67H105V66H103ZM110 67V66H109ZM111 67H112V65H111ZM114 67H116V66H114ZM113 67V68H114ZM118 67H119V65H118ZM117 67V68H118ZM122 67H124V65L122 66ZM131 66H129V68H130ZM182 67L183 66H181V69H182ZM184 67H185V65H184ZM193 67V65L190 67V68H192ZM204 67H206V65H204ZM209 67V66H208ZM230 67V68H229ZM241 67V66H240ZM96 68V67H95ZM100 68V66L98 67V69ZM117 68L115 69V71L117 70ZM132 68V67H131ZM142 68V67H141ZM141 68H139V69H141ZM147 68V67H146ZM160 68V67H159ZM164 68H165V66H164ZM164 68H162V69H164ZM169 67H168V65H167V69H168ZM172 68V67H171ZM170 68V69H171ZM187 68H189V67H187ZM194 68V67H193ZM209 68H211V67H209ZM250 68H252V66L250 67ZM77 69V68H76ZM76 69H75V72H76ZM78 69H79V72L81 71L80 70V66L78 67ZM92 69H94V68H92ZM139 69L137 68V71H136V73L138 74L139 73ZM143 69H145V68H143ZM143 69H142V71H143ZM151 69H149V70H151ZM156 69V68H155ZM155 69H154V71H155ZM178 69H180L179 68V66H178ZM186 69V68H185ZM212 69V68H211ZM238 68H236V70H237ZM256 69V68H255ZM15 70H17V72L18 73H16L17 74V77H15L16 75H15ZM70 71V73L72 72L73 74H74V78H72V75L73 74H68V75H66L65 73H66V71L67 72H69ZM91 70V69H90ZM101 70V69H100ZM105 70V69H104ZM110 70V69H109ZM120 70H121V68H120ZM125 69L123 68V72L125 73V71H124ZM131 71H132V69H130ZM177 70V69H176ZM176 70H174L175 72H176ZM187 70V69H186ZM205 70H206V68L204 69V71H203V73H205ZM208 70H210V69H208ZM233 70V69H232ZM241 70V69H240ZM246 70V69H245ZM33 71H37L38 72V74H37V72H34L35 74H32V72ZM91 71H94V70H91ZM114 71V72H115ZM158 71V70H157ZM161 71V70H160ZM189 71H190V73H191V70L189 69ZM189 71H186L187 73L189 72ZM193 71H194V69H193ZM213 71V70H212ZM211 71V72H212ZM216 71V70H215ZM215 71H213V72H215ZM219 71H221V69H219ZM0 72H2V71H0ZM23 72H24V74H23ZM39 72H41V73H39ZM78 72V71H77ZM86 72V74H84ZM102 72V71H101ZM100 72V73H101ZM120 72V71H119ZM141 72V71H140ZM144 72V71H143ZM149 72H151L152 73V71H149ZM156 72V71H155ZM161 72H165V70L164 71H161ZM182 72H183V70H182ZM181 72V70L179 71V73H182ZM195 72H197V69L195 70ZM206 72H207V70H206ZM232 72H234V71H232ZM251 72V71H250ZM20 73H22L21 74V76H19L18 74H20ZM80 73V74H81ZM96 73H98V72H96ZM105 73H106V70H105ZM145 73H147V71L145 72ZM144 73V75H141L142 73H140V74H138V75H140V76H146V74ZM154 73V72H153ZM178 73V72H177ZM177 73H176V75H177ZM184 73H185V71H184ZM185 73L186 75H188V78H190V73ZM203 73H202V76H203ZM236 73L237 72H235V75H236ZM239 73H241V72H239ZM246 73L248 74L249 72L248 71H246ZM246 73H244V74H246ZM4 74V73H3ZM6 74V73H5ZM79 73H78V77H79V75H80ZM92 74H94V72L92 73ZM108 74V73H107ZM121 74H123L122 72H121ZM126 74H131V73H126ZM137 74H134V75H137ZM148 74V73H147ZM158 74H159V72H158ZM166 74V73H165ZM195 74V73H194ZM217 74V73H216ZM243 74V73H242ZM252 74V73H251ZM8 75V74H7ZM90 75V74H89ZM89 75H88V77H89ZM112 75H113V73H112ZM115 75V74H114ZM117 75H118V73H117ZM153 75H155V74H152V76ZM170 75H172V74H170ZM184 75V74H183ZM182 75V76H183ZM193 75V74H192ZM205 76H207L206 74H204ZM249 75V74H248ZM9 76V75H8ZM76 76V77H77ZM96 76H98V74H96ZM99 76L101 77V75L99 74ZM119 76V75H118ZM117 76V77H118ZM128 77V75H124L123 77ZM150 76V75H149ZM151 76V77H152ZM160 75H158V76H156V77H159ZM163 76V75H162ZM165 76V75H164ZM174 76V75H173ZM172 76V77H173ZM182 76H180V79L182 78ZM204 76V77H205ZM231 76V75H230ZM233 76V75H232ZM1 77H3L2 75L0 76V78ZM4 77H6L7 78V76H4ZM15 77V78H14ZM114 77V76H113ZM120 77V76H119ZM136 77V76H135ZM154 77V76H153ZM167 77V76H166ZM171 77V76H170ZM175 77V76H174ZM234 77V76H233ZM241 77V76H240ZM20 78V79H19ZM72 78V79H71ZM79 78H81V77H79ZM92 79V77H89L88 79ZM93 78H94V76H93ZM102 78V77H101ZM168 78V77H167ZM166 78V80H168ZM187 78V77H186ZM2 79V78H1ZM16 79V80H17ZM71 79V80H70ZM77 79V78H76ZM95 79V78H94ZM103 80L105 79V80H107L108 79V77H105L104 78V76H103V78H102ZM101 79V80H102ZM112 79V78H111ZM117 79V78H116ZM116 79L114 80V81H116ZM119 79V78H118ZM117 79V83H119V80ZM124 79V78H123ZM129 78H127V79H125V80H128ZM140 80L142 79L141 77L139 78ZM149 79V78H148ZM158 79V78H157ZM156 79V80H157ZM169 79H171V78H169ZM173 79V78H172ZM178 80H179V78H177ZM5 80V79H4ZM7 80V79H6ZM20 80V81H19ZM78 80V79H77ZM77 80L75 81L76 83H77ZM79 80H84V78L82 79H79ZM79 80H78V82H79ZM95 80H97V82H99L98 81V78L97 79H95ZM113 80V79H112ZM130 80L132 81V79H131V77H130ZM142 80H144V79H142ZM147 80V79H146ZM150 80V79H149ZM159 80V79H158ZM158 80H157V83L156 84H162L161 83V78H160V83H158ZM178 80H177V82H176V84L178 83ZM182 80H184V79H182ZM196 81H197V78L195 79ZM213 80V79H212ZM212 80H210V81H212ZM231 80V79H230ZM85 81V80H84ZM84 81H83V84H85L84 83ZM122 81V80H121ZM137 81H138V79H137ZM136 81V82H137ZM153 81H155V80H153ZM165 81V80H164ZM190 81H192V80H190ZM207 81V80H206ZM206 81H204L205 83H206ZM6 82V81H5ZM9 82V84H11ZM20 82V83H19ZM80 82H82V81H80ZM90 82L91 81H87L86 83H88V84H86V85H84L85 87H86V89L87 90H89V89H91V85H90ZM93 82H95V81H93L92 80V83ZM107 82V81H106ZM123 82V81H122ZM127 82H129V81H127ZM132 82H134V79H133V81ZM131 82V83H132ZM142 82V81H141ZM141 82L140 81H138V86L141 84ZM144 82V81H143ZM150 82V81H149ZM173 82V81H172ZM179 82H180V80H179ZM192 82H194V81H192ZM208 82V81H207ZM223 82V83H222ZM224 82H226L225 83V87H223L224 85ZM8 83V81L6 82V84ZM43 84V85H41V84ZM103 83V82H102ZM102 83H99V86L98 87H100V85H102ZM130 83V82H129ZM127 84V85H130V84ZM154 83V82H153ZM166 83H167V81H166ZM170 83H171V80H170ZM169 83V84H170ZM183 84L185 83L184 81L182 82ZM182 83H179V84H181V85H183ZM208 83H210V82H208ZM207 83V84H208ZM220 83V84H219ZM20 85V87H19V85ZM40 84V85H39ZM56 84H58L57 86H56ZM74 84V85H73ZM78 85H79V83H77ZM77 84H76V86H77ZM97 84V83H96ZM123 84V83H122ZM134 84H137V83H134ZM134 84H131L129 87H131L132 85L134 86ZM155 84V85H156ZM172 84V83H171ZM191 84V83H190ZM231 84V83H230ZM236 84V85H235ZM38 85H39V88H40V86L42 87V88H40V89H37L36 90V88L38 87ZM54 85H55V87H57V88H55L54 87ZM89 85V86H88ZM117 85V84H116ZM126 85V84H125ZM124 85V86H125ZM145 85V84H144ZM143 85V86H144ZM149 85V84H148ZM162 85H164V84H162ZM162 85H161V87H162ZM166 85H168V84H166ZM174 85H175V83H174ZM185 85V84H184ZM192 85V84H191ZM197 85V84H196ZM204 85V84H203ZM202 84L200 85V86H203ZM7 86L9 87V85L7 84ZM15 86V87H16ZM45 86V87H44ZM95 85H94V83H93V87H94ZM115 86V85H114ZM122 86V85H121ZM137 86V87H138ZM141 86V85H140ZM150 86V85H149ZM180 86V85H179ZM193 86V85H192ZM195 86V85H194ZM193 86V87H194ZM209 86L210 85H208V87H206V88H209ZM211 86H212V84H211ZM235 86H236V88H237V90L235 89ZM2 87H4V85H3V83H2ZM8 87H5L6 88V91L4 90V92H5V94H6V92H7V90H8ZM83 87V86H82ZM106 87V86H105ZM142 87V86H141ZM146 87V86H145ZM145 87H143L144 89L143 90H145ZM178 87V86H177ZM13 88V87H12ZM11 87H10V89H12ZM45 90H44V89ZM75 88H76V90H77V88H78V90L76 91L75 90ZM101 88V87H100ZM108 88H109V86H108ZM111 88H112V86H111ZM111 88H109L110 89V91L112 90ZM115 88V87H114ZM116 88H118L117 86H116ZM115 88V89H116ZM124 88V87H123ZM122 88V89H123ZM140 88V87H139ZM153 88V87H152ZM169 88V87H168ZM171 88V87H170ZM175 88L176 87H174L173 89L175 90ZM180 88V87H179ZM183 89L185 88V87H182ZM181 88V90L183 91V89ZM187 88V87H186ZM198 87H195V90L197 89ZM204 88V87H203ZM212 88V87H211ZM211 88H209V89H207V90H211ZM228 90H227V89ZM1 89V88H0ZM14 89V88H13ZM12 89V90H13ZM85 89V90H86ZM108 89V90H109ZM120 89V88H119ZM125 89H126V87H125ZM132 89H133V87H132ZM148 89V88H147ZM159 89V88H158ZM158 89H156L157 91H156V93L157 92H159L158 91ZM187 89H190L189 87L187 88ZM186 89V90H187ZM192 89V88H191ZM199 90L201 89L202 90V88H198ZM215 89H216V87H215ZM215 89L214 88H212V91H214V93H215ZM230 89H233V90H230ZM235 89V90H234ZM238 89H239V91H238ZM242 89V90H241ZM21 90V89H20ZM34 90V91H33ZM44 90L45 92H42V91ZM84 90V91H85ZM91 90H93V89H91ZM99 90V89H98ZM102 90V89H101ZM100 90V91H101ZM105 90V89H104ZM131 90V89H130ZM149 90V89H148ZM154 90H155V88H154ZM171 90H172V88H171ZM173 90V91H174ZM225 90H227V91H225ZM230 90V91H229ZM2 91V90H1ZM29 91H31V93H32V91L33 92H37V93H39V91H41L42 93H44V94H42V93H39V95L37 94V93H34V95L36 94L37 95V97L35 96H33V94H27V93H29ZM58 91H60V93H61V91H63L62 92V94L61 95H59L58 93ZM116 91V90H115ZM127 91H128V89H127ZM149 91H151V89L149 90ZM168 91V90H167ZM172 91V92H173ZM176 91H177V89H176ZM175 91V92H176ZM178 91H179V89H178ZM177 91V92H178ZM181 91V92H182ZM188 92H189V90H187ZM194 91V90H193ZM197 91V90H196ZM202 91H204V90H202ZM206 91V90H205ZM204 91V92H205ZM211 91V92H212ZM218 90L216 89V93L215 94H217L218 92H217ZM233 91V92H232ZM235 91V92H234ZM237 91V92H236ZM245 91V92H244ZM3 92V91H2ZM3 92V93H4ZM10 92H11V90H10ZM9 92V90H8V94H6V95H8L7 97H8V100H9V96H10V94L13 96V99H12V96H10L11 98H10V101L12 100H14L15 101V98L16 97H14L15 96V92L14 91H12L11 93ZM76 92V93H75ZM88 92V91H87ZM97 92V91H96ZM95 91H94V93H96ZM104 92V91H103ZM113 92V91H112ZM122 92V91H121ZM135 92H137V91H135ZM143 92V91H142ZM148 92V91H147ZM201 92V91H200ZM233 93V94H230V93ZM2 93V94H3ZM14 95H13V94ZM18 93H19V95H18ZM78 93V94H77ZM88 93H90V92H88ZM87 93V94H88ZM105 93V92H104ZM116 93H117V91H116ZM146 93V92H145ZM153 93H154V91H153ZM163 93V92H162ZM162 93H161V95L160 96H162ZM167 93V92H166ZM169 94H170V91L168 92ZM209 93V92H208ZM207 93V94H208ZM225 93V94H224ZM237 93V94H236ZM55 94H57L58 95V98L60 97H62L61 98V100H62V102H60L61 100H59L58 98H57V95H55ZM93 94V93H92ZM99 94H101V92L99 93ZM99 94H98V96H99ZM109 93H107V94H103V95H108ZM124 94H125V91H124ZM123 94V95H124ZM137 94V93H136ZM139 94V93H138ZM143 94V93H142ZM147 94H149V93H146V95ZM151 94V93H150ZM158 94V93H157ZM174 94V93H173ZM178 96H179V93H176ZM186 94V93H185ZM187 94H189V93H187ZM196 94V93H195ZM227 94L228 95H230V96H232V95H236V96H234V97H229V96H227ZM239 94V96H237ZM0 95H1V93H0ZM4 95V94H3ZM86 95V94H85ZM130 95V94H129ZM159 95V94H158ZM166 95V94H165ZM171 95H172V93H171ZM193 95V94H192ZM197 95L199 96L200 94H198L197 93ZM203 95H204V93H203ZM210 95H213L212 93L210 94ZM209 95V96H210ZM5 96V95H4ZM29 96V97H28ZM30 96H31V98H32V101H31V98H30ZM33 96V97H32ZM74 95L72 96V97H75ZM82 96V95H81ZM89 96V95H88ZM125 96V95H124ZM123 96V97H124ZM132 96V95H131ZM164 96V95H163ZM169 96V95H168ZM174 96H175V94H174ZM177 96V97H178ZM206 96V95H205ZM208 96V95H207ZM215 96V95H214ZM217 96L219 97V95L217 94ZM2 97V96H1ZM25 98V100H24V98ZM57 98V100H56V98ZM96 97V96H95ZM94 97V98H95ZM100 97V96H99ZM98 97V98H99ZM107 97V96H106ZM105 97V98H106ZM125 97H128L127 95L125 96ZM133 97H134V95H133ZM149 97V96H148ZM147 97V98H148ZM152 97H153V95H152ZM165 97H167V96H165ZM177 97H176V99H177ZM187 97H188V95H187ZM226 97H229V98H226ZM28 98V99H27ZM72 100V101H74L73 103H69L68 102V104H67V102L64 100V99H67V101H70V99ZM78 98V97H77ZM85 98V97H84ZM102 98V97H101ZM101 98H99V99H96V100H100ZM136 98H139V97H136ZM143 98V97H142ZM151 98V97H150ZM149 98V99H150ZM154 98V97H153ZM163 98V97H162ZM171 98H172V96H171ZM233 98H234V100H235V98H237V101L235 102V101H233L232 102V100H233ZM7 99V98H6ZM69 99V100H68ZM103 99V98H102ZM148 99V100H149ZM173 99V98H172ZM176 99H175V102H176ZM180 100H181V98H179ZM185 99V98H184ZM212 100H213V97L211 98ZM225 99V100H224ZM229 99H231V101L229 100ZM1 100H3V98L1 99ZM56 100V101H55ZM105 100V99H104ZM103 100V101H104ZM167 100V99H166ZM165 100V102H167ZM188 100H189V98H188ZM187 100V101H188ZM197 100H199V99H197ZM227 100V101H226ZM5 101V100H4ZM11 101V102H12ZM13 101V102H14ZM63 101H65V102H63ZM101 101V100H100ZM108 101V100H107ZM162 101V100H161ZM209 101V100H208ZM220 101H221V103H220ZM227 102L226 104L224 103V102ZM1 102V101H0ZM5 102H7V101H5ZM4 102V103H5ZM16 102V101H15ZM18 102V101H17ZM16 102V104H18ZM97 102V101H96ZM152 102V101H151ZM173 102V101H172ZM190 102H191V100H190ZM200 102H201V100H200ZM229 102H231L230 103V105H231V108L229 107L230 105H229ZM3 103V104H4ZM66 103V105L64 106V104ZM79 103L81 104V108H80V105H79ZM91 103V102H90ZM170 104H171V102H169ZM168 103V104H169ZM179 103H181L180 101H179ZM203 103V102H202ZM209 103V102H208ZM235 103H237V104H235ZM7 104V103H6ZM5 104V105H6ZM11 104H12V106L13 105H15L14 107H11ZM28 104V105H27ZM95 104V103H94ZM158 104H160V103H158ZM182 104V103H181ZM204 104H207V102H205ZM204 104H200V105H204ZM215 104H217V105H215ZM219 104H221V106L219 105ZM225 104V105H224ZM237 105L236 107H235V105ZM9 105H7V106H9ZM70 105V106H69ZM72 105V106H71ZM90 105V104H89ZM165 105V104H164ZM167 105V104H166ZM176 104H174V106H175ZM186 105H190V104H186ZM209 105H210V103H209ZM233 105V106H232ZM88 105L86 104V107H87ZM94 106V105H93ZM173 106V107H174ZM180 106V105H179ZM217 106V107H216ZM218 106H220V109H217V108H219ZM226 108H225V107ZM229 107V109H231V111H232V113L230 114V110L228 109V107ZM5 107V106H4ZM83 107H84V109H83ZM98 107V106H97ZM106 107V106H105ZM104 107V108H105ZM164 107V106H163ZM177 107V106H176ZM186 107V106H185ZM207 107V106H206ZM13 108V109H12ZM23 108V112H21L22 109ZM56 108V109H55ZM67 108V107H66ZM102 108H103V106H102ZM104 108H103V112H104ZM188 108V111H189V108L190 107H187ZM186 108V109H187ZM205 108V107H204ZM232 108H235L234 110H236V112L232 109ZM6 109V108H5ZM12 109V110H11ZM55 109V110H54ZM62 108H60V110L59 111H65V110H63ZM93 109V108H92ZM190 109H192V108H190ZM194 109V108H193ZM203 109V108H202ZM223 109H224V111H223ZM228 109V110H227ZM6 110H8V108L6 109ZM14 110V111H13ZM82 110H84V111H82ZM94 110V109H93ZM99 110V109H98ZM176 110H178V108L176 109ZM184 111H185V109H183ZM220 110V111H219ZM1 111V110H0ZM19 111V110H18ZM77 111H78V109H77ZM96 111V110H95ZM94 111V112H95ZM170 111V110H169ZM193 111V110H192ZM195 111V110H194ZM203 111H204V109H203ZM229 111V112H228ZM234 111V112H233ZM25 112V113H26ZM68 112H67V114H68ZM89 112H92V111H89ZM100 112V111H99ZM103 112L101 113V114H103ZM175 112V111H174ZM173 112V113H174ZM198 112V111H197ZM197 112H195L196 114H194V115H197ZM218 112H217V115H216V113H214V117L216 116H218ZM227 112V113H226ZM1 113H2V111H1ZM26 113V114H27ZM62 113V112H61ZM61 113L59 114V112H58V115H60V116H64V114L63 115H61ZM65 114H66V112H64ZM98 113V112H97ZM105 113V112H104ZM178 113H179V111H178ZM189 113H190V111H189ZM194 113V112H193ZM225 113V114H224ZM4 114V113H3ZM56 114V115H55ZM72 114H75V113H72ZM72 114H70V115H72ZM78 114V112H76V115L75 116H73V117H79V114ZM90 114V113H89ZM100 114V115H101ZM156 114V113H155ZM162 114V113H161ZM183 114V112H181L180 113V115H182ZM184 114H185V112H184ZM227 114H228V116L230 117H227ZM9 115V116H10ZM15 115V116H14ZM57 115V116H58ZM84 115H88V112L86 111L85 112V114H82V116L84 117ZM99 115V114H98ZM187 115H191V114H187ZM193 115V116H194ZM200 115L201 116H203V114L200 112ZM224 115H225V117H224ZM24 116H26V115H24ZM30 116V120H29V122L27 121ZM51 116V117H52ZM165 116H166V114H165ZM173 116V115H172ZM218 116V119L220 118V119H222L221 117H219ZM3 117H5V116H3ZM8 117V116H7ZM72 116H70V118H71ZM72 117V118H73ZM171 117V116H170ZM180 117V116H179ZM198 117V116H197ZM9 118V117H8ZM7 118V119H8ZM71 118V119H72ZM85 118V117H84ZM86 118H87V116H86ZM92 118H93V116H92ZM175 118H176V114H175ZM178 118V117H177ZM190 117H188V119H189ZM203 118H204V116H203ZM208 118H210V117H208ZM2 119H4V118H2ZM2 119H1V121H2ZM11 118V116H10V119L8 120V121H10V123L9 124H11V126L13 125V121H14V124H15V122H16V117L14 118V120ZM54 119H56V118H54ZM57 119H59L58 117H57ZM88 119V118H87ZM165 119H167V118H165ZM185 119H186V116H185ZM192 119H194L193 117H192ZM196 119H198V118H196ZM228 119V120H227ZM4 120H6V119H4ZM18 120V119H17ZM51 120H52V118H51ZM78 120V122H79V118H77L76 119V121ZM84 120V119H83ZM99 120V119H98ZM160 120V119H159ZM170 120V119H169ZM199 120V119H198ZM200 120H202V119H200ZM199 120V121H200ZM205 120V119H204ZM203 120V122H205ZM208 120V119H207ZM206 120V121H207ZM215 120V119H214ZM43 121V122H44ZM50 120H48V122H49ZM55 121V120H54ZM57 121V120H56ZM55 121V122H56ZM59 121V120H58ZM64 121V120H63ZM68 121V120H67ZM72 121V120H71ZM165 121V120H164ZM192 121H194V120H192ZM196 121V120H195ZM220 121H222V120H220ZM229 121V122H228ZM5 122V121H4ZM47 122V121H46ZM45 122V123H46ZM48 122H47V124L44 126L43 125V128H45V129H47V128H49V127H47V125H48ZM61 122V121H60ZM66 122V121H65ZM75 124H77L75 121H73ZM81 122H82V120H81ZM92 122H93V119H92V121H91V123L90 124H92ZM156 122H157V120H156ZM166 122V121H165ZM170 122V121H169ZM176 122V121H175ZM189 122V121H188ZM191 122V121H190ZM189 122V123H190ZM198 122V121H197ZM201 122V121H200ZM208 122V121H207ZM206 122V124H210V121H209V123H207ZM215 122V121H214ZM2 123H3V121H2ZM44 123V124H45ZM98 123V122H97ZM189 123H187V125L189 124ZM194 123V122H193ZM217 123H219L218 122V120H217V122H216V124ZM227 123H228V125H227ZM50 124V123H49ZM55 124H57V126H59L58 124V122H56ZM55 124H54V127H55ZM71 124V123H70ZM160 124H163V123H160ZM169 124V123H168ZM171 124H172V122H171ZM176 124V123H175ZM220 124V126H221V123H219ZM5 125V124H4ZM27 125V126H26ZM87 125V124H86ZM95 125V124H94ZM156 125H157V123H156ZM163 125H165V124H163ZM201 125H202V123H201ZM203 125H205V124H203ZM223 125H225L224 124V122H223ZM222 125V126H223ZM18 126H16L15 125V127H11V129L12 128H15V129H17L18 128ZM82 126V125H81ZM84 126V125H83ZM82 126V127H83ZM155 126V125H154ZM207 126V125H206ZM206 126H205V130H206ZM218 126V125H217ZM6 127V126H5ZM52 128H54L53 127V123H52V126H51ZM60 127V126H59ZM64 127V126H63ZM82 127H81V129H82ZM164 127V126H163ZM184 127H186V122L184 123ZM183 127V128H184ZM200 127H202V126H200ZM209 127H210V125H209ZM209 127H208V129H209ZM212 127V126H211ZM20 128V127H19ZM42 128V129H43ZM52 128L50 129V130H52ZM55 128H57V130H58V127H55ZM76 128V127H75ZM86 128V127H85ZM89 128V127H88ZM190 128V127H189ZM213 128H215V127H213ZM213 128H211V129H213ZM4 129V128H3ZM5 129H9L8 127L7 128H5ZM27 129V128H26ZM26 129H25V131H26ZM41 129V130H42ZM63 129V128H62ZM71 129V128H70ZM73 129V128H72ZM159 129V128H158ZM160 129H161V127H160ZM180 129V128H179ZM187 129V128H186ZM192 129V128H191ZM211 129H210V131H211ZM216 129H217V127H216ZM225 129V130H226ZM19 130V129H18ZM18 130H16V131H18ZM47 130H49V129H47ZM61 129H59V131H60ZM64 130V129H63ZM78 130V129H77ZM92 130H93V128H92ZM163 130V129H162ZM166 130V129H165ZM173 130V129H172ZM171 130V131H172ZM185 130V129H184ZM203 130V129H202ZM204 130V131H205ZM218 130H220V129H218ZM9 131V130H8ZM7 131V132H8ZM15 131V130H14ZM53 132L55 131L56 132V130L54 129V130H52ZM68 131H70V130H68ZM166 131H169V130H166ZM174 131H177V133L179 134V131H178V129L176 130H174ZM23 132V131H22ZM22 132H19V133H22ZM37 132V134H40V133H38ZM43 132H44V130H43ZM43 132H42V134H43ZM48 133H49V131H47ZM52 132V133H53ZM66 131L64 130V132L63 133H65ZM72 132V131H71ZM84 132V131H83ZM163 132H165V131H163ZM180 132H181V129H180ZM183 132H185V131H183ZM209 132V131H208ZM207 132V133H208ZM216 132H218V131H216ZM218 132V133H219ZM4 134H6L5 132H3ZM13 133H15V132H13V129H12V134ZM17 133V132H16ZM15 133V134H16ZM25 132H23V134H24ZM33 133V132H32ZM69 133V132H68ZM79 133V132H78ZM162 133V132H161ZM169 133V132H168ZM176 133V132H175ZM213 133H214V131H213ZM212 133V134H213ZM11 133L10 132H8V137L10 138L11 136H13V135H10ZM37 134H34L35 136L37 135ZM50 134H51V131H50ZM57 134V133H56ZM55 133H54V135H56ZM59 134H62V132L60 133L59 132ZM67 134V133H66ZM73 134V133H72ZM86 134V133H85ZM174 134V133H173ZM186 134V133H185ZM185 134H182L181 133V135H184L185 137H187ZM188 134V133H187ZM191 134V133H190ZM202 134H203V132H202ZM211 134V133H210ZM211 134V135H212ZM216 134V133H215ZM226 134H228V135H226ZM19 135V134H18ZM21 135V134H20ZM33 135V134H32ZM32 135H27V136H30V137H27L28 139L29 138H32ZM46 131H45V136L44 137H46ZM53 135V134H52ZM51 135V136H52ZM58 135V134H57ZM157 135V134H156ZM160 135V134H159ZM171 135V134H170ZM199 135H201V133L199 134ZM208 135V134H207ZM7 134L4 136V150H2L3 152V155H2V157H0V159L2 160L3 159V161H1L0 162V169H2V171L4 172V175H5V177H7L6 179H5V177H4V181H2V179H1V181L2 182H0V189H5V187H6V189H7V192H12V190L13 189H11L10 187L8 188L7 187V185H10L9 183H13V182H15L17 179H16V176H19V178H20V176H21V174H17L16 172H13L14 170H15V168H17L18 167V164L16 165V164H14V163H16V162H14V161H16V160H19L18 162H20V166H19V168L21 167V161H23L24 159H26L25 157L28 155L29 156V154H27L26 152H24V150H19V148H22V146L23 147H26L24 144L26 143V145L27 146H31L30 145V143H31V141L30 140H28L26 137L25 138H23V136H22V138H23V140H24V142L22 141L21 143H16L17 145H21L22 143H23V145L20 147L19 146V148H17L16 146H14V145H12L11 143H10V140H9V138L7 139ZM35 136H33V137H35ZM39 136H41V135H38V137ZM50 136V135H49ZM61 136V135H60ZM66 137H67V135H65ZM166 136H167V134H166ZM176 136H179V135H176ZM190 135H188V137H187V139H189L190 137H189ZM194 136V135H193ZM197 136V135H196ZM203 136V135H202ZM218 136V135H217ZM221 136V135H220ZM231 136V137H230ZM17 137V136H16ZM20 137V136H19ZM18 137V138H19ZM37 137V136H36ZM76 137V136H75ZM173 137V136H172ZM175 137V136H174ZM184 137V138H185ZM199 137V136H198ZM209 137H212V136H209ZM227 137H229V138H227ZM260 137V138H261ZM22 138H20L21 140H22ZM42 138V137H41ZM47 138V137H46ZM45 138V139H46ZM50 138V137H49ZM52 138V137H51ZM50 138V139H51ZM58 138V137H57ZM84 138H86L85 136H84ZM156 138V137H155ZM154 138V139H155ZM160 138H161V136H160ZM183 138V137H182ZM192 138H194V137H192ZM191 138V139H192ZM197 140L200 138H197V137H195ZM32 139H34V138H32ZM36 140H37V138H35ZM32 140V141H35L34 143L35 144H37L36 143V140ZM43 139V138H42ZM45 139H43V140H45ZM74 139V138H73ZM79 139H81V136H80V138ZM158 139V138H157ZM174 139H176V138H174ZM179 139V138H178ZM177 139V140H178ZM7 140V141H6ZM16 140V139H15ZM26 140H27V142H26ZM42 140V141H43ZM49 140V139H48ZM54 140V139H53ZM63 140V139H62ZM78 140V139H77ZM169 140V142H170V139H168ZM171 140H172V138H171ZM177 140H176V142H177ZM180 140V139H179ZM182 140V139H181ZM180 140V141H181ZM190 140V139H189ZM193 140V139H192ZM215 140H216V137H215ZM216 140V141H217ZM225 140V141H226ZM260 140V139H259ZM28 141L30 142V143H28ZM38 141H40L41 142V140H39V138H38ZM52 141V140H51ZM158 142H160L159 140H157ZM156 141V142H157ZM183 141H185V139H183ZM196 140H194V142H195ZM254 141V140H253ZM256 141V140H255ZM261 141V140H260ZM16 142H18V141H16ZM20 142V141H19ZM48 142V141H47ZM73 142V141H72ZM75 142V141H74ZM80 142V141H79ZM78 142V143H79ZM81 142H82V139H81ZM80 142V143H81ZM157 142V143H158ZM197 142V141H196ZM212 142H214V141H212ZM211 142V143H212ZM247 142V143H246ZM249 142V143H248ZM258 142V141H257ZM256 142V143H257ZM33 143V142H32ZM31 143V144H32ZM44 143V142H43ZM49 143H50V140H49ZM64 143V142H63ZM173 143V142H172ZM171 143V145H173ZM185 143H189L188 141L187 142H185ZM198 143V142H197ZM202 143V142H201ZM200 143V144H201ZM206 143V142H205ZM208 143V142H207ZM215 143V144H216ZM232 143V142H231ZM230 143V144H231ZM246 143V144H245ZM254 143V142H253ZM256 143H254V144H256ZM260 143V142H259ZM259 143H257V145L255 146V145H252V146H254V148L256 147L257 148V150H258V144ZM264 143V142H263ZM262 143V144H263ZM29 144V145H28ZM39 144V143H38ZM42 144V143H41ZM62 144V143H61ZM82 144H83V142H82ZM81 144V145H82ZM85 144V143H84ZM83 144V145H84ZM152 144V143H151ZM156 144V143H155ZM169 143H167V145H168ZM174 144H175V140H174ZM178 144V142L176 143V145ZM187 144H185V145H187ZM200 144H199V146H200ZM225 144H226V142H225ZM248 144V145H247ZM261 143H260V145H262ZM0 145H2V143H0ZM60 145V144H59ZM67 145V144H66ZM72 145V144H71ZM160 145V144H159ZM175 145V146H176ZM181 145H183V146H181ZM184 145V143L183 144H181L180 143V145H177L176 147H175V149H174V151H177V148L179 147V146H181V147H179V152H181L182 150V152H183V155H184V148L182 149V147H184L185 146ZM189 145H191V143L189 144ZM194 145V144H193ZM196 145V144H195ZM203 145V144H202ZM238 145V144H237ZM238 145V146H239ZM243 145H247L248 146V148H247V146H245V148H244V146ZM34 146V145H33ZM37 146V145H36ZM152 146V145H151ZM157 146V145H156ZM192 146V145H191ZM191 146H189L190 148H191ZM205 146V145H204ZM204 146H200L202 149H204L205 147ZM225 146V145H224ZM229 146V145H228ZM227 146V147H228ZM236 146V145H235ZM241 146H243V147H241ZM41 147V146H40ZM48 147H49V145H48ZM59 147H62V146H59ZM77 147V146H76ZM160 147V146H159ZM165 147V146H164ZM167 147V146H166ZM165 147V149H167ZM173 147V146H172ZM173 147V148H174ZM194 147H196V146H194ZM194 147H193V149L192 150H197V149H199L200 150V148H195L194 149ZM198 147V146H197ZM208 147H206V149L208 148ZM219 147H220V149H219ZM232 147H233V145H232ZM3 148V147H2ZM1 148V146H0V149H2ZM26 148H28V147H26ZM26 148H25V151H26ZM30 148V147H29ZM28 148V149H29ZM42 148V147H41ZM40 148V149H41ZM49 148H51V147H49ZM48 148V149H49ZM58 148V147H57ZM63 148V147H62ZM70 148V147H69ZM173 148H171V150H173ZM217 148H218V151H217ZM225 148V147H224ZM231 148V147H230ZM243 148V149H242ZM255 148V149H256ZM22 149H24V148H22ZM32 149V148H31ZM39 149V148H38ZM40 149H39V151H40ZM47 149V150H48ZM76 149V148H75ZM79 149H80V147H79ZM79 149H76V150H79ZM186 149H187V147H186ZM189 149V148H188ZM187 149V150H188ZM227 149V148H226ZM255 149H252V147H251V152L254 150V152H255ZM30 150V149H29ZM54 150V149H53ZM57 149H55V151H56ZM61 150V149H60ZM59 150V151H60ZM171 150H170V153L173 155V156H176V154L174 155L173 154V152H171ZM213 150H212V152H213ZM224 150V149H223ZM264 150V149H263ZM28 151V150H27ZM35 151H37V150H35ZM34 151V153H36V157H37V153H39V155H40V152L39 151H37V152H35ZM43 151H44V149H43ZM49 151V150H48ZM74 151V150H73ZM81 151V150H80ZM83 151V150H82ZM157 151V150H156ZM167 151H169V149H167ZM190 152H191V149L189 150ZM189 151H188V153L186 152L185 154H188L187 156H185L186 158L187 157H189ZM198 151V150H197ZM196 151V152H197ZM205 151V150H204ZM204 151H203V153H204ZM211 150H208V152H209V154H211V152H210ZM228 151V150H227ZM227 151H225V152H227ZM232 151V150H231ZM230 151V152H231ZM234 151H236V150H234ZM259 151H260V148H259ZM66 152V151H65ZM158 152H159V150H158ZM196 152H194V155H193V153L191 152V154H190V158H193V156L194 157H196L197 156V154H199V153H197L196 154ZM199 152V151H198ZM207 152V151H206ZM229 152V153H230ZM2 153H0V154H2ZM33 153V152H32ZM44 153H45V151H44ZM56 153H58V152H56ZM83 153H84V151H83ZM153 153V152H152ZM155 153H157V152H155ZM168 153V152H167ZM166 152H165V154H167ZM169 153V154H170ZM202 153V154H203ZM224 153V152H223ZM243 153H245V152H243ZM31 154V153H30ZM62 154H63V152H62ZM88 154V153H87ZM157 154H159V155H161V153H157ZM168 154V155H169ZM171 154H170V156H171ZM178 154V153H177ZM214 154H215V152H214ZM214 154H212V156L214 155ZM222 154V153H221ZM231 154H233V153H231ZM235 154H237V153H235ZM242 154V153H241ZM241 154H240V156H241ZM254 154H256V153H254ZM260 154V153H259ZM261 154H262V152H261ZM42 156L44 155V154H41ZM40 155V156H41ZM73 155V154H72ZM151 155H153V154H151ZM196 155V156H195ZM201 155V154H200ZM199 155V156H200ZM217 155H219V154H217ZM242 155H245V154H242ZM246 155H247V152H246ZM264 155V154H263ZM38 157V159L36 160V157H34V155L32 156V157H34V158H31V159H35V163L40 159H44L45 157H47V156H45V157H43V158H41V157ZM49 156V155H48ZM54 156V155H53ZM59 156V155H58ZM64 156V155H63ZM84 156H87V155H84L83 154V158H84ZM89 156V155H88ZM87 156V157H88ZM199 156H197L196 158H198ZM203 156H205L204 157V159L203 158H201V156L198 158L199 160H197V159H193L194 161V163L191 161L190 163H192L193 165L195 164V166L197 165H199V166H203L204 164H203V162L205 163V165H206V162H207V164H208V155H203ZM225 158H226V156H225V154L223 155ZM236 156V155H235ZM238 156H239V154H238ZM239 156V157H240ZM255 156H257V155H255ZM51 157V156H50ZM49 157V158H50ZM55 157V156H54ZM69 157H70V155H69ZM154 157V156H153ZM157 157V156H156ZM155 157V158H156ZM161 157V156H160ZM159 157V158H160ZM168 156H166V158H167ZM182 157H184V156H182ZM219 157H220V155H219ZM221 157H222V155H221ZM220 157V158H221ZM223 157V158H224ZM242 157V156H241ZM244 157H246V156H244ZM243 157V158H244ZM250 157H252V156H250ZM253 157H254V155H253ZM29 158V157H28ZM27 158V159H28ZM59 158V157H58ZM73 158V157H72ZM79 158V157H78ZM81 158V157H80ZM150 158H151V156H150ZM162 158H164L163 156H162ZM190 158H187V160L186 161H189V159ZM214 158H216L217 159V157L215 156V157H213V159ZM219 158V159H220ZM236 158H237V156H236ZM20 159H21V161H20ZM23 159V160H22ZM60 159V158H59ZM152 159V158H151ZM150 159V160H151ZM158 159V158H157ZM157 159H155V160H157ZM170 159V158H169ZM178 159V158H177ZM185 159V158H184ZM200 159H201V161H202V159H203V161H202V164H201V162H199L200 161ZM218 159V160H219ZM222 159V158H221ZM220 159V160H221ZM235 159V158H234ZM253 159V158H252ZM67 160V159H66ZM82 160V159H81ZM86 160H89V157L86 159ZM165 160V159H164ZM222 160H224V159H222ZM235 160H237V159H235ZM244 160V159H243ZM30 161H32V160H30ZM52 161V160H51ZM50 161V162H51ZM84 161V160H83ZM161 161V160H160ZM166 161V160H165ZM171 161V160H170ZM173 161H174V159H173ZM211 161V160H210ZM214 161V160H213ZM225 161H226V159H225ZM3 162V163H2ZM17 162V163H18ZM25 162H29V159L27 160V161H25ZM33 162V161H32ZM31 162V163H32ZM39 162V161H38ZM61 162V161H60ZM66 162V161H65ZM79 162V161H78ZM82 162V161H81ZM88 162V161H87ZM154 162V161H153ZM158 162V161H157ZM162 162V161H161ZM219 162H221V161H219ZM218 161H217V163H219ZM229 162V161H228ZM240 161H238V164H241V163H239ZM30 163V164H31ZM43 163V162H42ZM57 163V162H56ZM67 163V162H66ZM73 163V162H72ZM89 163V162H88ZM184 163V162H183ZM187 163V162H186ZM186 163L184 164L185 166H186ZM198 163H200V164H198ZM212 163V162H211ZM236 163V162H235ZM257 163V162H256ZM7 164V166H8V168H5L6 170L4 171V169H3V167L5 166ZM23 164H25V163H23ZM29 164V163H28ZM32 164H34V163H32ZM31 164V165H32ZM79 164H82V163H79ZM86 164V163H85ZM147 164V163H146ZM145 164V165H146ZM150 164V163H149ZM153 164V163H152ZM181 164V163H180ZM191 164V166H193ZM210 164V163H209ZM215 165V162L214 163H212V165ZM221 164V163H220ZM11 165H15L14 167V170L12 171L11 170ZM26 165V164H25ZM38 165V164H37ZM44 165V164H43ZM52 165H54V164H51V166ZM56 165V164H55ZM67 165V164H66ZM74 165V164H73ZM84 165V164H83ZM143 166L144 168L146 167V166ZM182 165V164H181ZM211 165V167H213ZM219 165V164H218ZM223 165V164H222ZM258 165V164H257ZM6 166V167H7ZM35 166V165H34ZM34 166H32V168H34ZM59 166V165H58ZM71 166V165H70ZM184 166V167H185ZM190 166V165H189ZM209 166V165H208ZM221 166V165H220ZM220 166H218V167H220ZM256 166V165H255ZM264 166V165H263ZM27 167V166H26ZM31 167V166H30ZM37 166H35V168H36ZM43 167V166H42ZM64 167V166H63ZM77 166H75V168H76ZM87 167V166H86ZM148 167V166H147ZM182 167V166H181ZM201 167H200V169H198V170H201ZM210 167V166H209ZM260 167V166H259ZM28 168V167H27ZM40 168V167H39ZM39 168H38V170H39ZM48 168H50V170H51V168H53V166L52 167H48ZM58 168V167H57ZM60 169H61V167H59ZM72 168V167H71ZM79 168L80 169H78V172H79V170H81V168L82 167H80L79 166ZM179 168V167H178ZM194 168V166L192 167V169ZM195 168H199V167H195ZM215 167H213V169H214ZM238 168V167H237ZM255 168H257V167H255ZM263 168V167H262ZM261 168V169H262ZM30 169V168H29ZM68 169V168H67ZM82 169H84V168H82ZM159 169V168H158ZM164 169V168H163ZM174 169V168H173ZM182 169V168H181ZM189 169V168H188ZM204 169H206L207 170V165L205 166V168L203 167V169L202 170H204ZM216 169V168H215ZM17 170V169H16ZM23 170V165H22V169H21V171H20V169L18 170V173H21V172H23L22 171ZM24 170H26V169H24ZM34 170V169H33ZM37 170V171H38ZM147 170H149V169H147ZM176 170V169H175ZM184 170V169H183ZM206 170H204L205 172H206ZM209 170V169H208ZM220 170H222V169H220ZM230 170V169H229ZM234 170V169H233ZM2 171H0V172H2ZM20 171V172H19ZM28 171V170H27ZM30 171H32V169H30L29 170V172ZM35 171V170H34ZM40 171V170H39ZM85 171V170H84ZM87 171V170H86ZM85 171V172H86ZM145 171V170H144ZM190 171V170H189ZM193 171H194V169H193ZM195 171H197V169L195 170ZM194 171V174L195 173H197V172H195ZM201 172L202 174L204 173V174H206L205 172ZM213 171V170H212ZM215 172H218V171H216V170H214ZM2 172V173H3ZM9 172V173H8ZM28 172V173H29ZM36 172V171H35ZM35 172L33 173V172H31V177L32 176H35V175H37V173L35 174ZM55 172V174L57 175V171H54ZM54 172H53V174H54ZM140 172V171H139ZM142 172V171H141ZM166 172H169V171H166ZM172 172H174V171H172ZM177 172V171H176ZM184 172V171H183ZM207 172H210V171H207ZM215 172H213L215 175L216 174H218V173H215ZM234 172V171H233ZM262 172V171H261ZM261 172H259V174L261 173ZM263 172H264V170H263ZM32 173L33 174H35V175H32ZM43 173V170H41V172H39V174H42ZM77 173V172H76ZM138 173V172H137ZM145 173H146V171H145ZM145 173H143V174H145ZM159 173V172H158ZM163 173L165 174V171L164 172H162L161 173V175L163 176ZM171 173V172H170ZM211 173V172H210ZM220 173V172H219ZM222 173V172H221ZM229 173V172H228ZM25 175H26V172L24 173ZM54 174V175H55ZM78 174V173H77ZM171 174H173V173H171ZM170 174V175H171ZM199 174V173H198ZM213 174V175H214ZM253 174V173H252ZM263 174V173H262ZM1 175L2 174H0V177H1ZM4 175H2V176H4ZM28 175V174H27ZM74 175H75V173H74ZM85 175V174H84ZM168 175V174H167ZM167 175H165V176H167ZM195 175H197V174H195ZM206 175H209V174H206ZM220 175H222V174H220ZM228 175V174H227ZM226 175V176H227ZM261 175V174H260ZM264 175V174H263ZM262 175V176H263ZM24 176V175H23ZM41 176V175H40ZM62 176V175H61ZM70 176V175H69ZM73 176V175H72ZM162 176H160V178L162 177ZM165 176H163V177H165ZM176 176V175H175ZM200 176H201V174H200ZM218 176V175H217ZM217 176H215V177H217ZM224 176V175H223ZM230 176H232V175H230ZM28 177H30V175L28 176ZM30 177V178H31ZM58 177V176H57ZM56 177V178H57ZM63 177V176H62ZM65 177V176H64ZM136 177V176H135ZM195 177V176H194ZM197 177V176H196ZM204 177H205V175H204ZM228 177V176H227ZM249 177V176H248ZM3 178V177H2ZM30 178H27L28 179V181H29V179ZM36 178V177H35ZM41 178H42V176H41ZM69 178V177H68ZM67 178V179H68ZM73 178H74V176H73ZM72 178V179H73ZM78 178V177H77ZM84 178V177H83ZM206 178H207V176H206ZM210 178H211V175H210ZM218 178V177H217ZM224 178V177H223ZM16 179V180H15ZM23 181L26 179H23V178H21ZM21 179H18L17 181H22ZM44 179V178H43ZM42 179V180H43ZM76 179V178H75ZM165 179V178H164ZM231 180H232V178H230ZM238 179V178H237ZM240 179V178H239ZM256 179V178H255ZM254 179V180H255ZM262 179V178H261ZM9 180H10V182H9ZM30 180H32V179H30ZM34 180V179H33ZM59 180V179H58ZM84 180V179H83ZM134 180H135V178H134ZM160 180V179H159ZM161 180H163V179H161ZM195 180V179H194ZM202 181H204V179H201ZM208 180H209V178H208ZM228 180V179H227ZM227 180H225V181H227ZM27 181V180H26ZM34 181H36V180H34ZM44 181V180H43ZM55 181H56V179H55ZM61 181V180H60ZM67 181V180H66ZM74 181V180H73ZM72 181V182H73ZM77 181V180H76ZM75 181V184L77 183ZM79 181V180H78ZM86 181V180H85ZM84 181V182H85ZM166 181V180H165ZM164 181V182H165ZM177 181V180H176ZM196 181V180H195ZM201 181V182H202ZM207 181V180H206ZM210 181V180H209ZM229 181V180H228ZM250 181L251 180H249V183H248V185L250 184ZM260 181V180H259ZM9 182V183H8ZM91 182V181H90ZM136 182V181H135ZM159 182V181H158ZM163 182V183H164ZM210 182H212V181H210ZM217 183H220V181L218 182V181H216ZM240 182V181H239ZM18 183V182H17ZM19 183H21V182H19ZM60 183V182H59ZM58 183V184H59ZM63 183V182H62ZM65 183V182H64ZM71 183V182H70ZM141 183V182H140ZM154 183V182H153ZM157 183V182H156ZM155 183V184H156ZM162 183V184H163ZM167 183V185H168V182H166ZM172 183H174V182H172ZM182 183V182H181ZM215 183V182H214ZM229 183V182H228ZM257 183V182H256ZM262 183V182H261ZM16 184V183H15ZM27 184V183H26ZM38 184V183H37ZM42 184V183H41ZM46 185H47V182L45 183ZM44 184V185H45ZM81 184H83V183H81ZM88 184V183H87ZM86 184V185H87ZM93 184V183H92ZM133 184H134V182H133ZM139 184V183H138ZM137 184V185H138ZM152 183H150V185H151ZM185 184V183H184ZM196 184H197V181H196ZM263 185H264V180H263V183H262ZM30 185V184H29ZM43 185V186H44ZM63 185V184H62ZM65 185H66V183H65ZM74 185V184H73ZM154 184H152V186H153ZM158 185H160V184H158ZM172 185V184H171ZM175 185V184H174ZM187 185H188V183H187ZM186 185V186H187ZM194 185V184H193ZM202 185V184H201ZM245 185H246V182H245ZM263 185L261 186V188L263 187ZM11 186H13V184L11 185ZM42 186V187H43ZM51 186H54L52 183H51ZM59 187H60V185H58ZM68 186V185H67ZM136 186V185H135ZM163 186H165V184L163 185ZM162 185H161V188L163 187ZM185 186V187H186ZM218 186V185H217ZM239 186H241L240 184H239ZM251 186H253V185H251ZM254 186H256V185H254ZM258 186V185H257ZM15 187H16V185H15ZM15 187H13V188H15ZM18 187H19V185H18ZM26 187V186H25ZM31 187V186H30ZM40 187V186H39ZM49 187V186H48ZM47 187V188H48ZM54 187H57V184H56V186H54ZM71 187H74V186H71ZM140 187V186H139ZM145 188H147L146 186H144ZM151 187V186H150ZM174 187V186H173ZM188 187V186H187ZM200 187V186H199ZM219 187V186H218ZM230 187V186H229ZM43 188H45V187H43ZM42 188V189H43ZM50 188H52V187H49L48 189L49 190H51ZM65 188V187H64ZM78 188V187H77ZM77 188H76V190L75 191H77ZM80 188V187H79ZM86 188V187H85ZM87 188H88V186H87ZM95 188V187H94ZM133 188V187H132ZM144 188V189H145ZM153 188H155V186L153 187ZM171 188V187H170ZM179 188H181V187H179ZM213 188V187H212ZM5 189V190H6ZM20 189V188H19ZM22 189V188H21ZM24 189V188H23ZM36 189V188H35ZM55 189V188H54ZM58 189V188H57ZM68 189H70V186H69V188ZM89 189V188H88ZM131 189V188H130ZM138 189V188H137ZM139 189H141V187L139 188ZM157 189V188H156ZM159 190H160V188H158ZM166 189V188H165ZM175 189V188H174ZM189 189H190V187H189ZM225 189V188H224ZM241 189V188H240ZM249 189V188H248ZM263 189H264V187H263ZM5 190H3V191H5ZM8 190H10V191H8ZM17 190V189H16ZM27 190V189H26ZM25 190V192H27ZM29 190H30V188H29ZM34 190V189H33ZM45 190V189H44ZM65 190L66 191H68L66 188H65ZM80 190H81V188H80ZM90 190H92V189H89V190H87V191H90ZM96 190V189H95ZM153 190V189H152ZM151 190V191H152ZM158 190V191H159ZM163 190V189H162ZM185 190L186 189H184L183 190V192L182 193H184L185 192ZM191 190H193V189H191ZM217 190H220V189H217ZM246 190V189H245ZM2 191V192H3ZM72 191V190H71ZM74 191V192H75ZM93 191V190H92ZM91 191V192H92ZM131 191H134V190H131ZM142 191V190H141ZM141 191L139 192L140 194H143V193H141ZM145 192H146V189L144 190ZM143 191V192H144ZM155 191V190H154ZM157 191V192H158ZM165 191V190H164ZM179 191V190H178ZM181 191V190H180ZM214 191V190H213ZM227 191V190H226ZM248 191V190H247ZM260 191V190H259ZM262 191V190H261ZM264 191V190H263ZM262 191V192H263ZM16 192V191H15ZM23 192V191H22ZM29 192V191H28ZM39 192V191H38ZM57 192V191H56ZM55 192V193H56ZM135 192H136V190H135ZM135 192L133 193V199H134V197L136 196L135 195ZM138 192H136V194L138 193ZM157 192H155L156 193V196H157ZM171 192H172V190H171ZM192 192V191H191ZM221 192H225V191H222V189H221ZM0 193H1V191H0ZM4 193V192H3ZM13 193V192H12ZM11 193V194H12ZM19 193V192H18ZM34 193V192H33ZM36 193V192H35ZM34 193V194H35ZM48 193H50V191L48 192ZM53 193H54V191H53ZM60 193H62V191L60 192ZM59 193V194H60ZM64 193V192H63ZM62 193V194H63ZM69 193V192H68ZM83 193V192H82ZM85 193H87V192H85ZM85 193H84V195H85ZM94 193H98V192H94ZM93 193V194H94ZM125 193V192H124ZM132 193L130 194V195H132ZM146 193H148V191L146 192ZM145 193V194H146ZM149 193H150V191H149ZM152 193V192H151ZM150 193V194H151ZM161 193V192H160ZM166 193V192H165ZM170 193V192H169ZM169 193H167V194H169ZM179 193V192H178ZM187 193H189L188 192V190H187ZM186 193V194H187ZM193 193L194 192H192V194L191 195H193ZM208 193V192H207ZM5 194H7V193H5ZM3 195V194H1L2 195V199H4V197L5 196H13V195ZM21 194V193H20ZM23 194H25V193H23ZM30 194V193H29ZM36 194H38V193H36ZM58 194V193H57ZM65 194H67V193H65ZM77 194V193H76ZM80 194V193H79ZM93 194H91L92 196H93ZM122 194V193H121ZM120 194V195H121ZM125 194H127V193H125ZM139 194V195H140ZM144 194V197L143 198H145V196H147V195H145ZM174 194V193H173ZM204 194H205V192H204ZM215 194V193H214ZM213 194V195H214ZM221 194V193H220ZM257 194V193H256ZM259 194V193H258ZM261 194V193H260ZM16 195V194H15ZM27 195V194H26ZM30 195H32V193L30 194ZM53 195V194H52ZM87 195H89V197L91 198L92 196H90V193H88ZM86 195V196H87ZM103 195V194H102ZM129 195V194H128ZM135 195V196H134ZM160 195V194H159ZM162 195V194H161ZM160 195V196H161ZM164 195V194H163ZM183 195V194H182ZM190 195V194H189ZM190 195V196H191ZM206 195H209V194H205V196ZM224 195V194H223ZM222 195V196H223ZM250 195V194H249ZM254 195V194H253ZM262 195H264V194H262ZM4 196V197H3ZM36 196V195H35ZM35 196H33L32 195V198L34 197L35 198ZM48 196V195H47ZM50 196V195H49ZM55 196V195H54ZM58 195H56V197H57ZM70 196V195H69ZM79 196V195H78ZM95 196L96 195H94V199H93V201L95 200ZM99 196H100V193H99ZM98 196V197H99ZM109 197H111L112 195H108ZM108 196H102V198H104L105 197V199H106V197H108ZM143 196V195H142ZM172 196V195H171ZM185 196V195H184ZM188 196V195H187ZM190 196H189V198H190ZM196 196V195H195ZM204 196V195H203ZM202 196V197H203ZM217 196H218V194H217ZM221 196V195H220ZM244 196V195H243ZM257 196V195H256ZM56 197H55V200H56ZM63 197V196H62ZM75 197V196H74ZM77 197V196H76ZM88 197V198H89ZM122 197H124V194H123V196ZM125 197H126V195H125ZM137 197V196H136ZM136 197H135V199H136ZM148 197H149V194H148ZM148 197H146V199H148ZM175 197V196H174ZM202 197H200V198H202ZM206 197H208V196H206ZM248 197H250V196H248ZM252 197V196H251ZM258 197V196H257ZM260 198H261V196H259ZM6 198V197H5ZM12 198V197H11ZM10 198V200H12ZM26 198V197H25ZM44 198H46V197H44ZM61 198V197H60ZM70 198V197H69ZM79 198V197H78ZM87 198V197H86ZM101 198V197H100ZM99 198V199H100ZM128 198V197H127ZM138 198V197H137ZM143 198L141 199L142 201H143ZM150 198V197H149ZM153 197H151V199H152ZM155 198V197H154ZM168 198V197H167ZM171 198V197H170ZM178 198V197H177ZM181 198H183V197H181ZM186 198V197H185ZM191 198H193V197H191ZM191 198L190 199H188V200H186V201H189V200H191ZM213 198H215V197H213ZM7 199V198H6ZM5 199V200H6ZM15 199H16V197H15ZM36 199V198H35ZM34 199V200H35ZM82 199V198H81ZM108 199V198H107ZM123 199V198H122ZM145 199V200H146ZM158 199V198H157ZM173 199H175V198H173ZM184 199V198H183ZM202 199H204V198H202ZM210 199V198H209ZM247 199V198H246ZM251 199V198H250ZM10 200H8V201H10ZM14 200V199H13ZM13 200H12V203H13ZM59 200V199H58ZM126 200V199H125ZM165 200V199H164ZM198 200H199V197H198ZM205 200H207V199H205ZM210 200H212V198L210 199ZM251 200H253V199H251ZM251 200H250V202H251ZM254 200H256V198H254ZM4 201V200H3ZM20 201H21V199H20ZM36 201V200H35ZM103 201V200H102ZM109 201V200H108ZM142 201H140L141 202V204L142 203H144V201L142 202ZM149 201H150V199H149ZM148 201V202H149ZM154 201V200H153ZM156 201V200H155ZM161 201H163V200H161ZM184 201H185V199H184ZM192 201V200H191ZM195 201V200H194ZM201 201V200H200ZM203 201V200H202ZM209 201V200H208ZM213 201V200H212ZM233 201V200H232ZM243 201V200H242ZM262 201V200H261ZM15 202L17 203V202H19L18 200H15ZM50 202H52L51 200H50ZM68 202V201H67ZM77 202H79L78 200H77ZM87 202V201H86ZM89 202H90V200H89ZM91 202H92V200H91ZM105 202V203H104ZM114 202V201H113ZM132 202V201H131ZM131 202H129V203H131ZM135 202V201H134ZM136 202H137V200H136ZM138 202H139V200H138ZM147 201H146V205L145 204H143V206H141V208L143 207H145L146 209H147V203H148ZM151 202V201H150ZM150 202H149V209H150ZM166 202V201H165ZM172 202H173V200H172ZM178 203H179V201H177ZM181 202V201H180ZM190 202V201H189ZM214 203H215V201H213ZM217 202V201H216ZM220 202H221V200H220ZM231 202V201H230ZM11 202H10V204H12ZM15 203V204H16ZM21 203V202H20ZM30 203V202H29ZM62 203V202H61ZM70 203H73V202H70ZM98 203H100L101 204V201L100 202H98ZM103 205H105L107 202H106V200H104L103 201ZM109 203V205H111L110 204V202H108ZM112 203V202H111ZM169 203V202H168ZM177 203V204H178ZM194 203V202H193ZM198 203V202H197ZM203 203V202H202ZM206 202H204V204H205ZM234 203L235 202H233L232 204L234 205ZM249 203V202H248ZM258 203V202H257ZM0 204H2V203H0ZM9 204V210H10V212H11V209L12 208H10V205ZM78 204V203H77ZM76 204V205H77ZM84 204H86V203H84ZM88 204V203H87ZM99 204V206H98V208L100 209V205ZM133 204V203H132ZM138 204V203H137ZM152 204H153V202H152ZM180 204H182V203H180ZM186 204V203H185ZM226 204V203H225ZM224 204V205H225ZM250 204V203H249ZM248 204V205H249ZM259 204H261V202L259 203ZM3 205V204H2ZM2 205H0V206H2ZM8 205V204H7ZM52 205H53V203H52ZM51 205V206H52ZM55 205V204H54ZM60 205V204H59ZM66 205V204H65ZM68 205V204H67ZM70 205V204H69ZM72 205V204H71ZM74 205V204H73ZM73 205L71 206V207H73ZM75 205V206H76ZM83 205V204H82ZM82 205H80L79 207H81ZM94 205H95V202H94ZM93 205V206H94ZM102 205V206H103ZM134 205V204H133ZM145 205V206H144ZM155 205V204H154ZM153 205V206H154ZM165 205V204H164ZM176 205V204H175ZM184 205V204H183ZM193 205V204H192ZM195 205H196V203H195ZM200 205V204H199ZM216 206H217V204H215ZM215 205H214V208H215ZM243 205V204H242ZM247 204L246 205H244V206H248ZM253 205H254V203H253ZM7 207L6 206V204H4L3 205V207ZM18 206V205H17ZM32 206H34V205H32ZM36 206V205H35ZM112 206V205H111ZM114 206H117V205H114ZM114 206H113V208H114ZM153 206H151V207H153ZM163 206V205H162ZM167 206V205H166ZM165 206V207H166ZM187 206V205H186ZM208 206H209V204H208ZM228 205H226V207H227ZM255 206H257V204L255 205ZM3 207H0V208H3ZM13 207H14V205H13ZM30 207H31V204H30ZM37 207V206H36ZM55 207H56V205H55ZM63 207V206H62ZM83 207V206H82ZM87 207V206H86ZM96 207H97V205H96ZM96 207H94V208H96ZM104 207V206H103ZM107 206L105 205V207L104 208H106ZM109 207V206H108ZM128 207H129V205H128ZM134 208L135 207H137V205L136 206H133ZM132 207V208H133ZM138 207H140V205H138ZM161 207V206H160ZM159 207V208H160ZM168 207H170V206H168ZM174 207V206H173ZM180 207V206H179ZM182 207V206H181ZM194 207H197V206H194ZM204 207V206H203ZM206 207V206H205ZM258 207V206H257ZM24 208V207H23ZM54 208V207H53ZM58 208V207H57ZM70 208V207H69ZM89 208H91L90 206H89ZM93 208V209H94ZM97 208V209H98ZM119 208V207H118ZM130 208H131V206H130ZM175 208H176V206H175ZM208 208V207H207ZM210 208V207H209ZM217 208V207H216ZM228 208V207H227ZM242 208V207H241ZM245 208H247V207H245ZM248 208H250V207H248ZM252 208H254L253 206H252ZM4 209H6V208H3L2 210H4ZM8 209V208H7ZM39 209V208H38ZM46 209V208H45ZM70 209H72V208H70ZM78 209V208H77ZM92 209V208H91ZM96 209V210H97ZM99 209H98V211H97V213L99 212V214H100V212H101V214L103 213L101 210L99 211ZM101 209H102V207H101ZM109 209V208H108ZM112 209V208H111ZM146 209H144V211L146 210ZM152 209V208H151ZM181 209V208H180ZM184 209H185V207H184ZM187 209V208H186ZM189 209V208H188ZM197 209V208H196ZM202 209V208H201ZM211 209H212V206H211ZM221 209V208H220ZM230 209V208H229ZM228 209V210H229ZM1 210V209H0ZM34 210H35V208H34ZM50 210H51V208H50ZM55 210V209H54ZM64 210V209H63ZM85 210V209H84ZM95 210V211H96ZM103 210V209H102ZM137 210V209H136ZM140 209H138V211H139ZM177 211H178V209H176ZM228 210H226L228 213H229V211ZM243 209H241V211H242ZM249 210V209H248ZM251 210V209H250ZM5 211V210H4ZM12 211H14V213H16V215L18 214V212H17V210H12ZM43 211V210H42ZM47 211H48V209H47ZM56 211V210H55ZM66 211H68V209L66 210ZM65 211V212H66ZM88 211V210H87ZM105 211V210H104ZM111 211V210H110ZM109 211V212H110ZM119 211V210H118ZM143 211V212H144ZM147 211V210H146ZM145 211V212H146ZM150 211V210H149ZM148 211V212H149ZM165 211V210H164ZM191 211V210H190ZM210 211H212V212H214V210L212 209V210H210ZM221 211H222V209H221ZM245 211H246V209H245ZM256 211V210H255ZM260 211V210H259ZM261 211H264V209L263 210H261ZM9 212V213H10ZM61 212V211H60ZM69 212V211H68ZM74 212V211H73ZM72 212V213H73ZM77 212H78V210H77ZM93 213H94V211H92ZM112 212V211H111ZM117 212V211H116ZM120 212V211H119ZM119 212H117V213H119ZM140 212H142L141 210H140ZM142 212V213H143ZM151 212V211H150ZM153 212V211H152ZM156 212V211H155ZM154 212V213H155ZM184 212V211H183ZM197 212V211H196ZM195 212V213H196ZM208 212H209V210H208ZM208 212H207V214H208ZM212 212H209V214L210 215H215V214H211ZM216 212H218V210L216 211ZM215 212V213H216ZM251 212H253V211H251ZM251 212H249V215L251 214ZM258 212V211H257ZM39 213V212H38ZM46 213V212H45ZM49 213V212H48ZM57 213V212H56ZM62 213V212H61ZM71 213V214H72ZM79 213H81V210L79 211ZM79 213H77V214H79ZM89 213V212H88ZM92 213V214H93ZM115 213V212H114ZM139 213V212H138ZM138 213H136V214H138ZM157 213H159V212H157ZM173 213V212H172ZM175 213V212H174ZM173 213V214H174ZM206 213V212H205ZM219 213V215H222L220 212H218ZM243 213V212H242ZM3 214V213H2ZM4 214H6V212L4 213ZM23 214V213H22ZM28 214V213H27ZM31 214V213H30ZM40 214L42 215V212H40ZM43 214H44V212H43ZM53 214V213H52ZM82 214H84L83 216H85V213H82ZM86 214H87V212H86ZM92 214H90V215H92ZM99 214H97V216L99 215ZM105 214V213H104ZM104 214H102V215H104ZM120 214V213H119ZM123 214V213H122ZM125 214V213H124ZM135 214V216L137 217V215ZM141 214V213H140ZM151 214V213H150ZM186 214V213H185ZM223 214H224V212H223ZM244 214V213H243ZM242 214V215H243ZM7 216L6 217H9V219H10V216L12 217V216H14L15 214H11V215H9L8 216V214H6ZM25 215V214H24ZM37 215V214H36ZM45 215V214H44ZM43 215V216H44ZM70 214H68V217H70L69 216ZM88 216H87V218L89 219V220H91V216H89V214H87ZM96 215V214H95ZM106 215L108 216V213L106 212ZM126 215V214H125ZM143 215L145 216V214L143 213ZM161 215V214H160ZM159 215V216H160ZM195 215V214H194ZM202 215V214H201ZM219 215H215L216 217H220ZM261 215V214H260ZM262 215L264 216V213H262ZM262 215H261V217H262ZM48 216V215H47ZM46 216V217H47ZM60 216V215H59ZM62 216V215H61ZM75 216V215H74ZM77 216H79V215H77ZM118 216V215H117ZM123 216V215H122ZM140 216H142V215H140ZM147 216L148 217H150L149 216V214H147ZM162 216V215H161ZM160 216V217H161ZM205 216V215H204ZM209 216V215H208ZM212 216V217H213ZM226 216H227V214H226ZM253 216H254V219H255V217L257 216L258 217V214L255 216V214H253ZM4 217V216H3ZM15 217V216H14ZM24 217V216H23ZM29 217V216H28ZM35 217V216H34ZM45 217V216H44ZM53 217V216H52ZM67 217V218H68ZM90 217V218H89ZM96 217V216H95ZM110 217V216H109ZM125 218L127 217V216H124ZM146 217V216H145ZM152 217V216H151ZM157 218H160V217H158V216H156ZM174 217V216H173ZM177 217V216H176ZM179 217V216H178ZM211 217V218H212ZM224 219H225V217L224 216H222ZM221 217V218H222ZM229 217H230V214H229ZM228 217V218H229ZM244 217H245V215H244ZM1 219H2V217H0ZM16 218H17V216H16ZM15 218V219H16ZM26 218V217H25ZM31 218V217H30ZM33 218V217H32ZM43 218V217H42ZM72 218V217H71ZM78 218H81V217H78ZM84 220L86 219L87 220V218H84V217H82ZM102 218H103V216H102ZM108 218V217H107ZM116 218V217H115ZM119 218V217H118ZM123 218V217H122ZM142 218H143V216H142ZM157 218H156V220H157ZM163 218H165V216L163 217ZM184 218V217H183ZM189 218V217H188ZM214 219H216L215 217H213ZM219 219V220H221L222 221V219ZM233 218V217H232ZM231 218V219H232ZM251 218H253L252 216H251ZM262 218H264V217H262ZM0 219V221H3L4 220V218H3V220H1ZM18 219H20L19 217H18ZM51 219V218H50ZM74 219V218H73ZM76 216H75V222H77V221H79V220H77L76 221ZM105 218H103V220H104ZM111 219H114V218H111ZM137 219V218H136ZM145 219V218H144ZM151 219H153V218H151ZM161 219V218H160ZM176 219V218H175ZM180 219V218H179ZM207 219H208V217H207ZM218 219H216L215 221H217ZM241 219H243V217L241 216ZM250 219V218H249ZM253 219V220H254ZM258 219V218H257ZM256 219V220H257ZM14 220V219H13ZM21 220H23V218L21 219ZM26 220H28V219H26ZM33 220V219H32ZM35 220V219H34ZM55 220V219H54ZM63 220V219H62ZM70 220V219H69ZM81 220V219H80ZM93 220V219H92ZM91 220V221H92ZM96 220H97V218H96ZM98 220H102L101 218L99 219L98 218ZM118 220V219H117ZM126 220V219H125ZM125 220L123 219V223L125 222ZM127 220H129V218L127 219ZM126 220V222H128ZM139 220H143V219H139ZM145 220H147V217H146V219ZM149 220V219H148ZM153 220H155V219H153ZM159 220V219H158ZM166 220V219H165ZM164 220V221H165ZM171 220V219H170ZM185 220V219H184ZM190 220V219H189ZM188 220V221H189ZM210 220V219H209ZM213 220V219H212ZM230 220V219H229ZM244 220V219H243ZM248 220V219H247ZM25 221V220H24ZM48 221V220H47ZM71 221V220H70ZM109 221H111V220H109ZM119 221V220H118ZM118 221H116V222H118ZM122 221V220H121ZM120 221V222H121ZM164 221H162V222H164ZM174 221V220H173ZM177 221V220H176ZM194 221V220H193ZM258 221H260V220H258ZM4 222V221H3ZM2 222V223H3ZM13 222V221H12ZM11 222V223H12ZM17 222H19V221H17V220H14V223L15 224H17V225H19V226H17V225H15L14 223V225L16 226V227H20V225H21V221H20V223L18 224ZM26 222V221H25ZM28 222V221H27ZM40 222H41V220H40ZM43 222V221H42ZM80 222V221H79ZM78 222V223H79ZM87 222H88V220H87ZM90 222V221H89ZM119 222V223H120ZM145 222V221H144ZM143 222V223H144ZM156 222V221H155ZM162 222L161 221H159V224L161 223L162 224ZM178 222V221H177ZM183 222H185V221H183ZM186 222H187V220H186ZM204 222V221H203ZM211 222V221H210ZM219 222V224H222L220 221H218ZM218 222H217V224H218ZM223 223L225 222V220L224 221H222ZM232 224H233V221H230ZM243 222V221H242ZM256 222V221H255ZM5 223V222H4ZM3 223V224H4ZM8 223L10 224V222H9V220H8ZM8 223H6L7 225H8ZM23 223V222H22ZM62 223V222H61ZM81 223H83V221L81 222ZM102 223V222H101ZM105 223V222H104ZM132 224H133V222H131ZM135 223H138V224H141L140 222H135ZM143 223H142V225H143ZM148 223H150V222H148ZM153 223H154V221H153ZM206 223V222H205ZM213 223V222H212ZM244 223V222H243ZM248 223H250V222H248ZM257 223V222H256ZM259 223V222H258ZM263 223V225H264V219L262 220V222L259 224V225H261ZM12 224V227H14V225ZM26 224V223H25ZM28 224H29V222H28ZM32 224H34V223H32ZM43 224V223H42ZM55 224V223H54ZM59 224V223H58ZM72 224L74 225V223L72 222ZM85 225H86V223H84ZM97 224H98V222H97ZM96 224V225H97ZM100 224V223H99ZM108 224V223H107ZM151 224V223H150ZM155 224V223H154ZM156 224H158V223H156ZM168 224V223H167ZM171 224H173L172 223V221H171ZM171 224H169V225H171ZM178 224V223H177ZM186 224H188V223H186ZM218 224V225H219ZM231 224V225H232ZM254 224V223H253ZM11 225V224H10ZM27 225V224H26ZM36 225V224H35ZM34 225V226H35ZM60 225V224H59ZM72 225V226H73ZM76 225V224H75ZM79 225H80V223H79ZM78 225V226H79ZM85 225H84V227H85ZM103 224H101L100 226H98V228H101V226H102ZM120 226L122 225V224H119ZM124 225V224H123ZM127 225V224H126ZM125 225V226H126ZM134 225V224H133ZM149 225V224H148ZM175 225V224H174ZM183 225V224H182ZM181 225V226H182ZM185 225V224H184ZM189 225V224H188ZM191 225V224H190ZM209 225V224H208ZM214 225H215V222H214ZM214 225H212V226H214ZM236 225V224H235ZM244 225V224H243ZM251 224H249V227H251L250 226ZM255 225H257V226H255V227H258L259 225L258 224H255ZM4 226H5V224H4ZM9 226V225H8ZM37 226V225H36ZM61 226V225H60ZM71 226V225H70ZM81 226V225H80ZM95 226V225H94ZM93 226V227H94ZM107 226H109V225H107ZM117 227H118V224L116 225ZM119 226V227H120ZM139 226V225H138ZM144 226V225H143ZM154 226V225H153ZM157 226V225H156ZM156 226H154V227H156ZM193 226V225H192ZM216 226V225H215ZM214 226V227H215ZM220 226V225H219ZM222 226H224V224L222 225ZM230 226V225H229ZM247 226V225H246ZM7 227V226H6ZM5 227V228H6ZM10 227V226H9ZM8 227V228H9ZM12 227H11V229H12ZM30 227V226H29ZM41 227V226H40ZM51 227V226H50ZM69 227V226H68ZM75 228H77V225L76 226H74ZM73 227V228H74ZM88 227H89V225H88ZM96 227V226H95ZM102 227H105V225H103ZM111 227V226H110ZM136 227H137V225H136ZM135 227V228H136ZM146 227V226H145ZM159 227H160V225H159ZM163 227H165L164 225H163ZM169 227H171V226H169ZM179 227V226H178ZM185 227V226H184ZM206 227H207V225H206ZM244 227V226H243ZM249 227H247L248 229H249ZM255 227H252V229L253 228H255ZM25 227H23L22 225H21V231L20 232H23L24 234L26 233V232H24L25 231V229H24ZM33 228H35V227H33ZM38 228V227H37ZM43 228V227H42ZM49 228V227H48ZM52 228V227H51ZM113 228V227H112ZM122 228H124V227H121L120 229L122 230ZM132 228H134V226H132ZM132 228H131V230H132ZM144 228V227H143ZM157 228H158V226H157ZM156 228V229H157ZM180 228V227H179ZM183 228V227H182ZM217 228V227H216ZM221 227H219L218 229H220ZM246 227H245V229H247ZM1 229V228H0ZM7 229V228H6ZM15 227L12 229V231L14 232L15 230ZM20 229V228H19ZM23 229H24V231H23ZM30 229V228H29ZM64 229V228H63ZM83 229V227L81 228V230ZM93 229V228H92ZM95 229V228H94ZM94 229L92 230V231H94ZM103 229V228H102ZM106 229V228H105ZM119 229V230H120ZM140 229V228H139ZM142 229V228H141ZM177 229V228H176ZM187 229V228H186ZM189 229V228H188ZM207 229H209V226H208V228ZM248 229H247V231H248ZM251 229V228H250ZM250 229H249V231H250ZM259 229V228H258ZM263 229V228H262ZM26 230H28V226H27V228H26ZM33 230V229H32ZM31 230V231H32ZM35 230V229H34ZM34 230H33V233H34ZM61 230V229H60ZM65 230V229H64ZM73 230V229H72ZM71 230V231H72ZM96 230V229H95ZM111 230V229H110ZM124 230V229H123ZM144 230V229H143ZM153 230V229H152ZM158 230V229H157ZM157 230H156V232H152V233H159V232H157ZM162 230V229H161ZM164 230V229H163ZM191 230V229H190ZM244 230V229H243ZM2 231H3V229H2ZM5 231H7V233L8 232H11V231H8V229L7 230H5ZM30 231V232H31ZM36 231V230H35ZM50 231H51V229H50ZM55 231H56V228H55ZM68 231V230H67ZM75 231V230H74ZM105 231L106 230H104L102 233H104L105 235H106V233H105ZM115 231V233H116V230H114L113 229V231H110L111 233H113ZM133 231H134V229H133ZM169 231H171L170 229H169ZM169 231H167V232H169ZM178 231V230H177ZM181 231V230H180ZM183 231V230H182ZM189 231V230H188ZM205 231H206V229H205ZM253 231V230H252ZM256 231H257V229H256ZM255 231V232H256ZM29 232V233H30ZM37 232V231H36ZM39 232V231H38ZM40 232H42L41 230H40ZM62 232V231H61ZM78 232V231H77ZM90 232H91V230H90ZM101 232V231H100ZM117 232H118V230H117ZM139 232H140V230H139ZM142 232V231H141ZM147 231H145V233H146ZM163 233L165 232V231H162ZM172 232V231H171ZM179 232V231H178ZM186 232V231H185ZM203 232H204V230H203ZM214 232V231H213ZM263 232H264V229H263ZM16 233H18V232H16ZM16 233L13 235V238H14V236L16 235ZM22 233V234H23ZM28 233V235L30 236V234ZM43 233V232H42ZM64 233H65V231H64ZM73 233H76V231L75 232H73ZM79 233V232H78ZM98 233H99V231H98ZM118 233H121V232H118ZM133 233H135V232H133ZM161 233V232H160ZM166 233V232H165ZM173 233H174V231L172 232V236H173ZM176 233V232H175ZM179 233H181V232H179ZM189 233H191V231L190 232H188V234ZM193 233V232H192ZM206 233V232H205ZM218 233V232H217ZM236 233V232H235ZM245 233V232H244ZM253 233V232H252ZM261 233V232H260ZM260 233H259V235H260ZM11 234H13V233H11ZM21 234V235H22ZM57 234V233H56ZM61 234V233H60ZM69 234V233H68ZM71 234V233H70ZM82 234V233H81ZM107 234H110V233H107ZM130 234V233H129ZM142 234V233H141ZM182 234H184V232H182ZM201 234H202V232H201ZM200 234V235H201ZM209 234H210V232H209ZM208 234V235H209ZM213 234V233H212ZM220 234V233H219ZM246 234V233H245ZM248 234H251L250 232L248 233ZM19 235V234H18ZM36 235V234H35ZM42 235V234H41ZM54 235V234H53ZM77 235V237H74V236H76ZM76 235H71V237L73 236L74 237V239H76V238H78V234H76ZM83 235V234H82ZM81 235V236H82ZM101 235V234H100ZM99 234L97 235V236H100ZM115 235V234H114ZM134 235V234H133ZM132 235V236H133ZM135 235H136V233H135ZM143 235H144V232H143ZM152 235H154V234H152ZM151 235V236H152ZM162 235V233L160 234V236ZM169 235H171V234H167V236H169ZM177 235V234H176ZM184 235H186V234H184ZM199 235V236H200ZM205 235V234H204ZM217 235V234H216ZM244 235V234H243ZM257 235V234H256ZM262 235H264L263 233L260 235V236H262ZM11 236V235H10ZM23 236V235H22ZM21 236V237H22ZM47 236V235H46ZM56 236V235H55ZM60 236V235H59ZM65 236V235H64ZM80 236V235H79ZM80 236V237H81ZM84 236V235H83ZM94 236H96L95 234L93 235V236H91L90 235V237L92 238V237H94ZM102 236H104V235H102ZM107 236V235H106ZM111 236H113V235H111ZM138 236H140L139 235V233H138ZM137 236V237H138ZM142 236V235H141ZM158 236H159V234H158ZM159 236V237H160ZM163 236V235H162ZM172 236H169V238H171ZM178 236V235H177ZM182 236V235H181ZM191 235H189V237H190ZM203 236V235H202ZM207 236V235H206ZM213 236H214V234H213ZM247 236V235H246ZM245 236V237H246ZM252 236L254 237V234H252ZM19 237V236H18ZM38 237V236H37ZM110 237V236H109ZM118 237H120V235L118 236ZM155 238H158V237H156V235L154 236ZM152 238L151 239V241L153 240V239H155V238ZM166 237V236H165ZM174 237H176L175 235H174ZM237 237V239L239 240V236H236ZM245 237L243 236L242 238H244L245 239ZM17 238V237H16ZM23 238V237H22ZM33 238V240L32 241H34V237H32ZM39 238V237H38ZM46 238V237H45ZM44 238V239H45ZM49 238H51V237H49ZM98 238V237H97ZM103 238V237H102ZM112 238V237H111ZM114 238L115 237H113L112 239L114 240ZM133 238V237H132ZM142 238H143V236H142ZM168 238V239H169ZM173 238V237H172ZM171 238V239H172ZM191 238H192V236H191ZM195 238H197V236L195 237ZM199 238V237H198ZM198 238H197V240H198ZM203 238V237H202ZM207 238V237H206ZM211 238V237H210ZM242 238H240V239H242ZM251 238V237H250ZM256 239L258 238V236L257 237H255ZM4 239V238H3ZM36 239V238H35ZM70 239V238H69ZM72 239V238H71ZM70 239V240H71ZM81 239V242H82V238H80ZM134 239V238H133ZM162 239H164V236H163V238ZM161 239V240H162ZM168 239H166V240H168ZM171 239H169V241L171 240ZM187 239H190V238H187ZM186 239V240H187ZM201 239V238H200ZM203 239H205V238H203ZM208 239V238H207ZM222 239V238H221ZM247 239L249 240V238L247 237ZM253 239V238H252ZM251 239V240H252ZM255 239V240H256ZM259 239H260V237H259ZM261 239H262V237H261ZM4 240H6V238L4 239ZM16 240V239H15ZM14 240V241H15ZM25 240H27V239H25ZM73 240V239H72ZM86 240V239H85ZM85 240H83V241H85ZM95 240V239H94ZM94 240H93V246H96V244H94ZM107 240H110V239H106V237H105V241L108 243V241ZM115 240L117 241V239L115 238ZM115 240H114V242H115ZM132 240V239H131ZM137 240V239H136ZM139 240H141V238L139 239ZM156 240H158V239H156ZM165 240V241H166ZM173 240L175 241V239L173 238ZM177 240H179L180 242L182 241V240H180V237H179V239H177ZM185 240V239H184ZM185 240V241H186ZM194 240V239H193ZM196 240V241H197ZM209 240V239H208ZM207 240V241H208ZM216 240V239H215ZM223 240V239H222ZM221 240V241H222ZM246 240V239H245ZM255 240H254V244H257V243H255ZM7 241V240H6ZM6 241H4V242H6ZM11 241H13L12 240V238H11ZM13 241V242H14ZM17 241V240H16ZM18 241H20V239H18ZM17 241V242H18ZM23 241V240H22ZM48 241V240H47ZM46 241V242H47ZM49 241H50V239H49ZM75 240H73V242H74ZM77 241H78V239H77ZM76 241V242H77ZM98 241H99V239H98ZM101 241V240H100ZM99 241V243L101 244V242ZM104 241V242H105ZM110 241H112V240H110ZM109 241V242H110ZM135 241V240H134ZM163 241V240H162ZM164 241V242H165ZM174 241H170V242H173V244H175L174 243ZM200 241V240H199ZM205 241V240H204ZM207 241H205L206 243H207ZM220 241V242H221ZM247 241V240H246ZM245 241V242H246ZM257 241H258V239H257ZM16 242V243H17ZM45 242V243H46ZM71 242V241H70ZM102 242H103V239H102ZM126 242V241H125ZM133 242V241H132ZM137 242V241H136ZM153 242H154V240H153ZM156 243H157V241H155ZM191 242V240H189V242L188 243H190ZM200 242H203V240H201ZM225 242V241H224ZM229 242V241H228ZM6 243H8V242H6ZM10 243V242H9ZM26 243H29V242H26ZM25 243V244H26ZM41 243V242H40ZM43 243L44 242H42V244L41 245H43ZM72 243V242H71ZM78 243V242H77ZM111 243V242H110ZM143 243V242H142ZM152 243V242H151ZM156 243H155V245H156ZM166 243V242H165ZM179 243V242H178ZM211 243H213V241L211 242ZM218 243V242H217ZM243 244H245L246 246H247V244H249V242H246V243H244V242H242ZM241 243V244H242ZM251 243H253V242H251ZM11 244V243H10ZM14 244V243H13ZM13 244H11V246L13 245ZM18 244V243H17ZM17 244H16V246H17ZM38 244H39V242H38ZM47 245L49 244V245H52V243L50 244L49 242L48 243H46ZM45 244V245H46ZM55 244V243H54ZM63 244V243H62ZM65 244V243H64ZM67 244H69V243H67ZM81 244V243H80ZM79 244V245H80ZM88 244H90L89 242H88ZM87 244V245H88ZM103 244V243H102ZM147 244V243H146ZM157 244H160V242L159 243H157ZM167 244V243H166ZM183 244H184V241H183ZM185 244H187V243H185ZM199 244V243H198ZM201 244V243H200ZM209 244V246L210 245H212V244H210V243H208ZM215 245H216V243H214ZM214 244H213V246H214ZM220 244V243H219ZM218 244V245H219ZM239 244H240V241H239ZM240 244V245H241ZM253 244V245H254ZM260 244V243H259ZM258 244V245H259ZM264 243H262V245H263ZM28 245V244H27ZM35 245H37V244H34V246ZM44 245V246H45ZM56 245H58V244H56ZM70 245H72V244H70ZM78 245V244H77ZM83 245H85V242H84V244ZM87 245H85V246H87ZM97 245H99V244H97ZM106 245H108V244H106ZM125 245V244H124ZM127 245V244H126ZM139 245H140V247H141V243H139ZM144 245V244H143ZM160 245H162V244H160ZM163 245H164V243H163ZM175 245H177V247H180V246H178V244H175ZM188 245V244H187ZM194 245V244H193ZM224 245H225V243H224ZM251 246H253L252 244H250ZM249 245V246H250ZM261 245V246H262ZM10 246V245H9ZM15 246V247H16ZM18 246H20L19 248H21V245H18ZM34 246H32V248L34 247ZM38 246H40V245H38ZM68 246V245H67ZM66 246V247H67ZM114 246V245H113ZM116 246H118V244H116ZM129 246V245H128ZM134 246H137V245H134ZM145 246V245H144ZM150 246V245H149ZM167 246H168V244H167ZM172 246H174V245H172ZM192 246V245H191ZM195 247H196V245H194ZM204 246V245H203ZM203 246H201L200 248H202ZM205 246H207L206 244H205ZM204 246V247H205ZM217 246V245H216ZM222 246V245H221ZM242 246H244V245H242ZM261 246L259 247L260 249H261ZM36 247V246H35ZM41 247H43V246H41ZM52 247V246H51ZM50 247V248H51ZM53 247H55V245L53 246ZM52 247V248H53ZM73 246H71V248H72ZM81 248H83L82 247V245L80 246ZM101 248L102 247H105V244H104V246H100ZM115 247V246H114ZM151 247V246H150ZM159 247V246H158ZM161 248H162V246H160ZM176 247V248H177ZM182 247H184L183 245H182ZM181 247V248H182ZM188 247V246H187ZM208 247V246H207ZM241 247V246H240ZM248 247V246H247ZM255 247V246H254ZM3 248H4V246H3ZM12 247H10V249H11ZM18 248V247H17ZM29 248H30V246H29ZM32 248H30V250H34V249H32ZM38 249H39V247H37ZM44 248H46V247H44ZM76 249H77V247H75ZM88 248L90 249L91 247L90 246H88ZM87 248V249H88ZM109 248V247H108ZM108 248H106L107 249V251H108ZM112 248V246L110 247V249ZM128 248V247H127ZM147 248V247H146ZM153 248V247H152ZM170 248V247H169ZM197 248H198V246H197ZM214 248H216L215 246H214ZM213 248V249H214ZM218 248V247H217ZM220 248V247H219ZM222 248V247H221ZM229 248H231L230 246H229ZM229 248H227V251H228V249ZM242 248V247H241ZM252 247H250L249 249H251ZM256 248H257V250H258V246H256ZM9 249V250H10ZM23 249V248H22ZM22 249H19V250H22ZM58 249H59V247H58ZM68 249V248H67ZM84 249V248H83ZM94 249H96V248H94ZM104 249V248H103ZM113 249V248H112ZM112 249L110 250V251H112ZM121 249V248H120ZM123 249H126V248H123ZM140 249V248H139ZM138 249V250H139ZM158 249V248H157ZM163 249V248H162ZM165 249V248H164ZM171 249V248H170ZM175 249V248H174ZM183 249V248H182ZM185 249H186V247H185ZM187 249H189V248H187ZM203 249V248H202ZM201 249V251H203ZM206 249H209V248H206ZM18 250V249H17ZM16 250V251H17ZM42 249H40V251H41ZM45 250V249H44ZM48 250V249H47ZM54 250H56L55 248H54ZM72 250V249H71ZM79 250H80V248L78 249V252H79ZM92 250V252H93V249H91ZM97 250V249H96ZM114 250V249H113ZM122 250V249H121ZM135 250V249H134ZM145 250H147V249H145ZM154 249H151V251H153ZM181 250V249H180ZM195 250H197V249H195ZM205 250V249H204ZM232 250V249H231ZM244 250V249H243ZM255 250V249H254ZM256 250V251H257ZM262 250H263V247H262ZM12 251H13V249H12ZM15 251V250H14ZM13 251V252H14ZM26 251V250H25ZM25 251H23V252H25ZM52 251V250H51ZM59 251H61V247H60V250ZM64 251V250H63ZM70 251V250H69ZM82 253L84 252L82 249L80 250ZM85 251H86V249H85ZM87 251H89V250H87ZM104 251H106V250H104ZM124 251V250H123ZM122 251V252H123ZM133 251V250H132ZM148 251V250H147ZM183 251V250H182ZM185 251V250H184ZM186 251H188V250H186ZM192 251V250H191ZM201 251H199V252H201ZM211 251H212V249H211ZM217 251V250H216ZM224 251V250H223ZM222 251V252H223ZM227 251H226V253H227ZM248 251V250H247ZM255 251V253H253V255H255V258H257L256 256H258V254L256 255V252ZM260 251V250H259ZM258 251V252H259ZM9 252H11V251H9ZM12 252V253H13ZM17 252H20V251H17ZM16 252V253H17ZM30 252V251H29ZM44 252V251H43ZM56 252H57V250H56ZM55 252V253H56ZM62 252V251H61ZM60 252V253H61ZM96 251L94 250V253H95ZM99 252V251H98ZM115 252H117L116 250H115ZM114 252V253H115ZM122 252H121V254H122ZM128 252H129V250H128ZM137 252V251H136ZM135 252V253H136ZM141 252V251H140ZM163 252H164V250H163ZM189 252V251H188ZM198 251L196 252V253H198V255H199V257H200V259H202V257L200 256V253H199ZM208 252V251H207ZM210 252V251H209ZM243 251H241V252H239V253H242ZM262 253H264L263 251H261ZM2 253V252H1ZM15 253V254H16ZM21 253L22 252H20V255H21ZM33 253H35V252H33ZM49 253V252H48ZM69 253V252H68ZM75 253V252H74ZM81 253V254H82ZM91 253V252H90ZM106 253V252H105ZM108 253H109V251H108ZM125 253V252H124ZM123 253V254H124ZM143 253V252H142ZM183 253H185V252H183ZM182 253V254H183ZM202 253V252H201ZM206 253V250H205V252H203V254L202 255H204ZM211 253V252H210ZM214 255H215V253H214V251L212 252ZM217 253V252H216ZM229 253V252H228ZM233 253V252H232ZM244 253V252H243ZM246 253V252H245ZM244 253V254H245ZM250 253H251V251H250ZM249 253V254H250ZM37 254H39V252H37ZM79 254H80V252H79ZM91 254H93V253H91ZM103 254V253H102ZM101 254V255H102ZM107 254V253H106ZM119 254V253H118ZM127 254V253H126ZM151 254H153V253H151ZM160 254H161V252H160ZM173 254V253H172ZM172 254H170V255H172ZM192 254V253H191ZM218 254V253H217ZM220 254V253H219ZM252 254V253H251ZM8 255V254H7ZM18 255V256H17ZM19 253L18 254H16V256L14 255L13 257H18V259H19ZM29 255V254H28ZM30 255L31 256H29V257H32V253L30 252ZM34 255V254H33ZM35 255H36V253H35ZM49 255V254H48ZM51 255V254H50ZM54 255V254H53ZM63 255H64V253H63ZM78 255V254H77ZM100 255V254H99ZM108 255V254H107ZM111 255V254H110ZM112 255H115V254H112ZM110 256V257H113V256ZM120 255V254H119ZM129 255V254H128ZM144 255V254H143ZM146 255H149L150 257L148 258V259H150V258H152V256L150 255V254H147L146 253ZM146 255H145V257H146ZM158 255L159 254H157V257H158ZM161 255H163V254H161ZM198 255H197V262H199V258H198ZM207 255H208V253H207ZM212 255V254H211ZM211 255H208V256H211ZM222 255V254H221ZM243 255V254H242ZM262 255H264V254H261L260 256V259H261V261H259V262H261L262 264H263V262H262V258H263V256ZM11 256V255H10ZM9 256V258H7V256L5 257V255L3 254H1L0 255V264H17V262L16 261H18V259H13L12 257H10ZM23 256V258L20 256V258L22 259V260H24L25 259V261H26V263H27V260H29V259H27L26 260V256L23 254L22 255ZM55 256V255H54ZM62 256V255H61ZM69 256H71V255H69ZM116 256V258H113V260L114 261H118L119 259H120V261H121V258H118V255L116 254L115 255ZM140 256H141V253H140ZM140 256H138V257H140ZM184 256H186V255H184ZM189 256V255H188ZM194 256H196L195 254H194ZM206 256V255H205ZM204 256V258L206 259H209L208 257H205ZM227 256H229V254L227 255ZM231 256V255H230ZM230 256L227 258L229 261H230ZM234 256V255H233ZM233 256H231V257H233ZM241 256V255H240ZM252 256V255H251ZM251 256H250V258H251ZM26 257V258H25ZM38 257H40V256H38ZM46 257V256H45ZM44 257V258H45ZM51 257V256H50ZM56 257H57V255H56ZM66 256H64V258H65ZM98 257H100V256H98ZM103 257V255L101 256V258ZM124 257V256H123ZM134 257V256H133ZM187 257V256H186ZM193 257V256H192ZM218 257H220V256H218ZM217 257V258H218ZM12 258V259H11ZM59 258V257H58ZM61 258V257H60ZM81 258H82V256H81ZM106 258V257H105ZM108 258V257H107ZM118 258V260H116ZM144 258V257H143ZM160 258L161 257H158V259L160 260ZM181 258V257H180ZM194 258V257H193ZM192 258V259H193ZM203 258V259H204ZM214 258V257H213ZM221 258V257H220ZM243 258H244V256H243ZM242 258V259H243ZM246 258H247V254H246ZM249 258V259H250ZM252 258H254V257H252ZM48 259V258H47ZM88 259H90V258H88ZM88 259H85V260H88ZM135 259V258H134ZM134 259H133V261H134ZM146 259H147V257H146ZM156 259V258H155ZM162 260H163V258H161ZM166 259H167V257H166ZM179 259V258H178ZM187 259V258H186ZM191 259V260H192ZM202 259V260H203ZM205 259L203 260V261H205ZM206 259V260H207ZM232 259H234V257L233 258H231V261H232ZM259 259V260H260ZM16 260V261H15ZM34 261H35V259H33ZM53 260V259H52ZM55 260H57V259H55ZM64 260V259H63ZM75 260V259H74ZM74 260H72V261H74ZM103 260H105V259H103ZM108 260H110V259H108ZM113 260H112V258H111V261L113 262ZM124 260H126V259H124ZM130 260V259H129ZM143 260V259H142ZM145 260V259H144ZM150 260H152V259H150ZM149 260V262L151 263V261ZM154 260V259H153ZM159 260L157 261V263L159 262ZM162 260H160V261H162ZM167 260H169V259H167ZM184 260V259H183ZM212 260V259H211ZM248 260V259H247ZM258 260V259H257ZM264 260V259H263ZM46 261V260H45ZM65 261V260H64ZM84 261V260H83ZM92 261H96L95 259L94 260H92ZM120 261H118L117 262V264L120 262ZM184 261H186V260H184ZM207 261H209V260H207ZM243 261V260H242ZM18 262H20V261H18ZM23 262L24 261H22V264H23ZM30 262H31V260H30ZM53 262V261H52ZM51 262V263H52ZM58 262V261H57ZM75 262V261H74ZM79 262V261H78ZM89 262V260L87 261V263ZM101 262L103 263V261L101 260ZM106 262V261H105ZM140 262V261H139ZM143 262V261H142ZM155 262V261H154ZM175 262V261H174ZM173 262V263H174ZM192 262V261H191ZM194 262H196V259H195V261ZM210 263H212L211 261H209ZM208 262V263H209ZM219 262V261H218ZM221 262V261H220ZM224 262V261H223ZM250 260L248 261V262H246V259H245V263H249L250 264ZM254 262V261H253ZM32 263H34V262H32ZM48 263V262H47ZM59 263V262H58ZM63 263V262H62ZM68 263V262H67ZM96 263V262H95ZM109 263V262H108ZM113 263H115V262H113ZM141 263V262H140ZM146 263V262H145ZM161 263H163V262H161ZM166 263V262H165ZM169 263V262H168ZM167 263V264H168ZM179 263V262H178ZM187 263H190V262H187ZM206 263V262H205ZM215 263H216V261H215ZM227 263H228V261H227ZM235 264H236V262H234ZM252 263V262H251ZM261 263H259V264H261ZM31 264V263H30ZM43 264H45V263H43ZM49 264V263H48ZM79 264H81L80 262H79ZM84 264H86V263H84ZM93 264V263H92ZM98 264H99V261H98ZM103 264H105V263H103ZM112 264V263H111ZM124 264V263H123ZM138 264V263H137ZM142 264V263H141ZM144 264V263H143ZM147 264V263H146ZM153 264V263H152ZM156 264V263H155ZM174 264H176V263H174ZM190 264H192V263H190ZM199 264H201L200 262H199ZM204 264V263H203ZM207 264V263H206ZM229 264H230V262H229ZM238 264V263H237ZM240 264V263H239ZM253 264H255V263H253ZM256 264H258V263H256Z\"/></svg>",
	"mask_w": 264,
	"mask_h": 264
},
{
	"label": "clouds",
	"instance_id": "9594fccd",
	"mask_svg": "<svg viewBox=\"0 0 264 264\" xmlns=\"http://www.w3.org/2000/svg\"><path fill=\"white\" fill-rule=\"evenodd\" d=\"M154 125L151 106L131 96L101 116L85 141L88 175L101 194L119 195L143 168Z\"/></svg>",
	"mask_w": 264,
	"mask_h": 264
}]
</instances>
